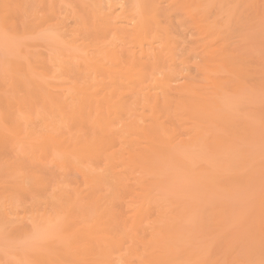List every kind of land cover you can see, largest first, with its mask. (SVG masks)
Here are the masks:
<instances>
[{
    "label": "rangeland",
    "instance_id": "374dc122",
    "mask_svg": "<svg viewBox=\"0 0 264 264\" xmlns=\"http://www.w3.org/2000/svg\"><path fill=\"white\" fill-rule=\"evenodd\" d=\"M32 1H34V0H32ZM40 1V0H39ZM41 1H43V2H45L44 0H41ZM48 1H50V0H48ZM52 2H51V5H53V4H55L54 2H57V4H58V6L55 4V5H53V6H55V7H57V9L60 7L61 8V11H60V9H58L59 10V12H61V13H59L58 11L56 12V10H55V8H53L51 11H50V13L49 14H53L52 13V11L53 10H55V14L57 15V14H61L62 15V13H64L62 16H64V18L66 19V21H64L65 22V26H67V27H65L66 28V30H64L63 29V25L64 24H61V22L60 21H62V19H64V18H62V16L61 15H59L58 16V19H59V17L60 18H62L60 21L56 18L57 16L56 15H48V13L46 14V12H49V11H45V7H47V9L48 8H50V7H48V5H50V2H45L44 4L45 5H47V6H44L43 4V10H41V12L39 11V13H38V11H36L37 9H36V7H37V3H35V1L34 2H31V0H30V2H29V0L26 2V3H32L31 4V7H32V5L33 4H36V6H33V7H35V9H33L32 8V10H34V12H32V13H30V14H27L29 11L31 12V10H28L29 8H27V10H25L24 9V14L26 13V15H25V19H23V17L22 18H19L20 20H21V22L23 23V25H24V27H27L28 26V24H30L29 26H32L31 24H32V22H34V21H36V20H34V21H32L31 22V19H30V16H31V14L32 15H34V13H35V11L38 13V15L40 14V15H43L42 13H44V11H45V13H44V16H43V18L42 17H40L39 18V16L37 15H34V17H38L40 20H42V19H44V20H46L44 17H45V15L47 16V18H50V16L52 17H55L56 19H57V21H59L58 23L56 22V20L55 21H53V20H50V21H48V23L49 22H51V27L50 26H48L49 24H46L48 27H49V29L47 28V26L46 25H44V27H46L47 29H48V31H51V32H55V31H57L56 32V35H55V33H52V34H54V35H52V34H49V32H47V29L46 28H44L43 27V22L42 21H40V20H38V21H36L35 23L37 24V25H35V26H32L33 27V29H34V27H35V29L36 28H38V26H39V24H40V22H42V26H41V31H35L36 32V34L33 32L32 34L33 35H37V36H34L33 37V35L31 34V33H29V35H30V38L29 37H27L26 35H28V32H30L31 30H33L32 28H30L31 30L29 31L28 29H29V27H27V28H25V29H23L24 27H22V29L20 28L22 25H20V27H19V25H18V22L20 21L17 17H18V14L17 15H15L14 17L11 15L10 17L8 16H6V18H11L12 17V19L13 20H15L16 21V23H17V26H16V28L17 27H19L21 30H25V33H21L20 31H19V29L18 30H14V29H16V28H9L8 26H9V24H10V19L9 20H7L6 21V19H5V24H6V26H7V28L6 27H4L5 25L3 24L2 26H3V28H4V31H1V30H3V28L1 27V23H0V42L2 41L3 43L5 42V47L3 48H1V46H3V44H1L0 43V51H3L4 53H6V55L5 54H3V52H0L1 54H0V73H2V74H0V76L1 75H3V76H1L0 77V102L1 103H4V101H6L7 102V104H5L4 103V105H5V107L7 108V106H8V104H9V106L11 105V108L8 106V108L6 109V111L7 110H9V112H7L8 114H9V116L7 115V114H4V117H3V119L5 120H1V121H3V122H0V126H2V127H5V126H9V124H10V122H11V124L10 125H14V126H16L17 128L18 127H20L21 126V124H25V122L27 121L28 122V125L27 124H25L27 127L25 128V126H23L22 125V127L21 128H19V129H22L21 130V132H23L24 133V135H26L27 137H28V135L26 134V131L27 130H29L30 131V134H32V130H34V131H37L36 133L35 132H33V134L29 137L30 138V142L32 143V144H36L37 143V141H35L37 138H39V139H41V137H42V139H41V141H39V139H37L38 141H39V145H40V142H42V140L43 141H45V140H47V143L49 142V139L52 141V143L53 142H55V143H53L54 145L55 144H58L59 142H62V144H58L59 146H64V144H66V140H67V143H70L69 141H71V140H73V141H71V143H73L74 141V145H73V147H72V149H71V146H69V145H71V144H69V145H67L68 147V149H69V147H70V153H72V155H73V149H74V147L75 146H77V143H78V147H76V148H78V150H77V154L79 155V158L80 159H78V156H75V155H77L76 153L73 155V156H75L74 158H71L70 156H72V155H69V154H67L66 155V153H65V155L63 156L62 155V153L64 152H62L61 153V149H64L65 150V152H67V148H66V145L64 146V148H63V146L61 147V149L59 148H55V146H54V148L56 149V151H58V152H60V153H58L59 155L57 156L56 154V151H55V149L54 150H52V149H49V148H45L44 146H42V145H40V146H42V147H44L45 148V150L42 148V147H40L39 145H38V147L40 148L39 150H38V148L36 147L37 146V144H36V146H35V148H36V151L38 150V151H40V152H38V153H43L42 155L43 156H41V157H43V159L41 158V157H38V156H36V157H38V158H34L33 156L36 154L37 155V153H36V151H35V149H34V147H31L30 148V146H34V145H32L31 143H28L27 141H28V138L26 139V136H24V135H21V136H24L25 137V139H23L21 136L20 137H17V140L19 141L20 139L19 138H21V140L23 139V140H27L26 142H20L19 144L17 143V141H16V139L15 138H10V142H8L7 140H6V144L8 145L9 143H11L12 145H13V143H15V144H17V145H13L14 147L16 146V148H15V150H17V148H19V152L18 151H15L13 148V146H12V148H9V145H10V147H11V144H9L8 146H6V144L4 143V141H5V139H7L8 138V140H9V136H7V134L8 135H14V130L16 129L15 127H14V129H13V127L10 129V130H12V131H10L11 133L13 132V134H9V130H5V131H8V133L5 135V133L2 131L1 132V130H0V136H1V134L3 133V135L1 136L2 138H3V136H4V138L1 140V138H0V140L5 144V146L2 148V151L0 150V154H2V155H4L5 153L7 154H5L4 155V157L2 156V155H0V161H1V163H2V161H4V163H2L3 165L2 166H4V165H8V164H12L13 162H12V160H10V162L11 163H9V162H7L8 160H6V162H5V159L8 157V158H12V159H16V157L18 156L19 157V155H21L22 156V154H23V152H24V150L22 149V148H20V146L22 147V145L23 144H29L27 147H28V149H27V147L26 146H23V148H25V152H24V154H23V156L25 155V154H27V155H25V157H22L21 158V156H20V158H21V160H23V158H26V159H24V161L26 162V163H29L28 165L29 166H31V168L29 167V168H27L28 167V165H27V167L25 166L26 165V163H24L25 165H23V162H22V164L20 163L21 162V160H19L20 162H18L19 163V165L21 166H25L24 168L22 167H20L21 168V170L22 169H24V171H22V172H17L16 171V173L18 174L17 175V179L18 180H16V178H15V176H16V173H13L12 171H14L13 170V168H10L11 166H16L17 165V163L15 164V162H14V165L12 164V165H10V167H9V165L8 166H5V167H3L2 169H6L7 171L6 172H12V173H6V174H8V175H4L3 176V174H1V170H0V174L3 176V178H5V176L8 178V176L10 175V177H12V175L11 174H15V175H13V177H14V179L13 178H11V179H13V180H6V179H3L2 178V176H0V178L1 179H3V184H2V182H1V180H0V182H1V184L0 185H5V182H8V183H6L7 185H9V182H11L12 183V185L14 184L13 182H14V180H15V184L17 183V182H21V183H23V181L25 182V180H28L29 181V183L28 182H25L26 184H27V188L28 189H30L32 192L34 191V193L35 192H37L36 194H34L33 195V193L31 192V191H29V192H27V193H29V194H31V195H33L32 196V198L30 199V197L31 196H28V194L26 195V198H21V199H26L27 200V204H26V200L25 201H23V200H21L20 199V197H22V196H24L23 194L25 193H22V192H20L19 190V192L22 194V196H21V194L19 193V192H17V194H15V195H13V197L11 196V197H9V198H17V201L15 202V203H17L18 201H20V202H22V203H24L25 205H28V207H26V206H23V208H24V210L26 209V211L25 212H23V214H21V212H18V211H21L20 209H17L18 207H19V205H18V207L16 206L17 204H20V202L19 203H17V204H15V206L17 207V208H15V206H14V209L17 211H15L14 209H12V210H14L15 211V213H10V209H11V206H12V204H14L13 202H11V204H9L10 202H8L9 201V198H2V196H0V200L1 201H7V202H4V203H6V205H5V207H3L4 205H3V203H2V207L3 208H5V210L3 209V212L4 211H6L7 212V214H8V216L6 215V214H4L5 215V217L7 218V217H9V219H11V218H14L13 220H12V223H18V222H20V223H18V225H14V224H11V225H14V228H13V226H12V230L9 228V226H7V225H5L4 223V221H6V218L5 219H3L4 218V216L2 217V215H1V213H2V211H1V213H0V223H1V221H2V223L4 224V226H5V228H9L10 230L9 231H11V233H9L7 230V232L9 233V236H8V233H7V237H9V238H7L5 235H4V232H2L3 233V235H2V239H3V237L5 236V238L6 239H8V240H6L7 242H4V241H2V240H0V241H2V242H0V264H9V263H13V262H18L17 264H23V263H25V264H31L32 263V260L34 261L35 260V262H36V259L38 258L39 259V257H38V254L40 253H44L45 254V252H47V250L45 251V246L43 247V244H39V245H37L39 242H41V243H43L44 241L46 242L47 240V243L48 242H52V247L54 248H56L57 250H56V252H57V254H55V255H58V254H60V256H62L61 257V259L59 260V263H63V261H64V263L65 264H82V263H85V264H89V262L91 263L92 261V263L91 264H146V262H145V260H147V256L150 258V259H152V257L154 256V258L153 259H155L156 257L161 261L162 259L161 258H163V260H164V258H165V260H164V262L166 261V263H164V262H162V264H167V262L169 261L171 264H173L174 262H173V260L175 261V259H179V257H180V259L182 258V256L184 255H180V254H178V258H176L177 257V253L178 252H184V253H186L184 256L185 257H183V259L186 261V258H189L190 259V263H188V261H186L188 264H194V262L196 261V260H198V259H200L201 257H203L204 258V261H205V259H206V257H208V258H210L211 259V257L213 256L214 257V259H213V261H210V263H209V260H208V263L207 264H214L215 262V260L217 261L218 259H220V258H222V257H220V256H218V257H215L214 255L216 254V255H218V253H219V251H217L216 249H215V247L217 246L216 244L219 242V236H218V241H217V239L215 240L214 239V235H215V229H218V231L221 233V235H223V233L225 232V236L223 235L222 237L223 238H221V241L219 242V243H221V242H223L222 244H224V242H226L227 241V238L230 236L231 238L230 239H232V240H228L229 241V243H225V245H222V244H219V245H222V246H220V247H218L217 246V248L219 249H221V247H223L222 249H223V251L224 250H228V251H230L229 253L227 252V251H225V252H227V254H224L225 252H223V251H220V252H222L221 253V255L222 254H224V255H222L223 256V258H224V260H226L227 258H229L230 259V262H236L237 260L236 259H239L238 257H240V259L238 260V261H241V263L242 262H245V264H247V262L249 263V264H264V261H263V259H264V237L262 236V235H264V234H261L264 230H261V229H264V221H262V220H264V219H262L261 220V217H264L263 216V214H262V210L264 211V207L262 206L263 204L262 203H264V168L263 169H260L261 167H264V166H261L263 163H264V17H262V15H263V13L262 12H264V0H248V1H250V2H248L247 0H238V1H236V0H185V3H187L186 5H185V7L183 8V10H184V12H185V10H186V13H184V12H180V11H178L177 10V6L179 7L180 6V4H182V2L183 1H181V0H162V1H160V0H148L149 1V4H151V2H152V7H149V4H145L146 2L148 3V1L147 0H88V1H84V4H86V5H82V0L81 1H79V0H64V1H66V3L63 1V0H61V5H59V3H60V0H59V3H58V1H55V0H51ZM140 1H141V3L142 4H145V5H143V10L141 9V7H142V4L140 3ZM143 1H146V2H143ZM154 1H156V3L154 2ZM177 1V2H176ZM181 1V2H180ZM222 1V2H221ZM231 1V2H230ZM233 1V2H232ZM236 1V2H235ZM239 1L240 2H242V3H239ZM244 1V2H243ZM2 2L3 1H1L0 0V4H2ZM37 2V1H36ZM75 2L77 3V4H79V5H81V6H83V7H87V8H85V11H89L88 9H92V12H91V14H89L88 12V15L91 17V15H94L95 17H97L98 19L100 18V19H102L101 18V16L103 17V20H104V18H105V15H109L108 17H110V16H112L113 17V19H112V17H111V19L110 18H107V20L110 22V23H112L113 21L115 22V23H113V24H111V29L112 30H110V28L108 27V33L109 34H104L105 35V37H104V35L102 36L101 34H100V30H101V33H105V29L103 28V26L101 27V28H103V29H99V28H97L98 26H99V24L103 21V20H98L97 18H95L94 16H92L93 18H95V19H93L92 17V19H90L89 18V16L88 17H86V19H85V16L87 15V13L86 12H84V9H83V11L81 10L82 9V7H80L79 5H76V7H75ZM162 2H164V3H162V6H159V7H161V8H163V10H165L166 9V7H167V5H168V8H169V6H172L173 4H175V5H173V7H174V11L176 10V11H178V12H180V13H175V12H173L171 9V12H173V13H171L170 11H169V9H168V11L170 12V14L169 13H167L168 11H166V12H164L165 14V16L167 15L169 18H172L171 20H173V22H171L170 21V19L168 20L167 19V16H166V19H165V17H164V15H163V13H160V14H157V16L155 15V17H153L152 15H154L155 14V11L158 9V5H161V3ZM170 2L172 3L173 2V4H170ZM178 2L180 3L179 5H178ZM189 2H191L190 4H189ZM209 4H208V3ZM238 2V3H237ZM256 2L258 3V4H256ZM4 3V2H3ZM38 3H41V2H38ZM47 3H49V4H47ZM63 3H64V5H63ZM68 3V4H67ZM91 3V4H90ZM101 3V4H100ZM138 5H137V4ZM157 3H159L158 5H157ZM176 3H177V6H176ZM184 3V2H183ZM233 3H235L237 6H235V4H233ZM244 3H248V4H244ZM250 3V4H249ZM136 4V5H135ZM154 4H156L155 5V9H153L154 8ZM163 4H166V7L163 5ZM170 4V5H169ZM231 4V5H230ZM233 4V5H232ZM244 4V5H243ZM28 5V7H29V4H26V6ZM66 5H68L67 7L69 8H67L66 9ZM72 5H74V7L72 6ZM150 5V6H151ZM220 5H221V7H220ZM240 5H242V6H240ZM257 5V7L258 8H255V6ZM2 6V8L4 9L5 8V3L3 4V5H1ZM1 6H0V8H1ZM40 7H41V4L39 5ZM38 6V7H39ZM138 6V7H137ZM144 6H148V7H144ZM203 6V7H202ZM206 6V7H205ZM209 6V7H208ZM225 6V7H224ZM228 6V7H227ZM242 7V8H240L239 9V7ZM243 6H244V8H243ZM246 6V7H245ZM249 6H251L250 7V9H251V11H249L250 9H246V8H249ZM254 6V7H253ZM30 7V8H31ZM37 7V8H38ZM42 7L41 8H38V10H40V9H42ZM64 7V8H63ZM74 8L73 10H72V8ZM77 7H80V8H77ZM89 7V8H88ZM96 7V8H95ZM218 9H217V8ZM234 8V9H231V8ZM238 9V13L239 14H237V9ZM71 8V9H70ZM139 8H140V10L143 12L144 11V8H146L145 9V14H142L141 13V11L139 10ZM148 8H150V9H148ZM160 8V10L158 9V13L159 12H161L162 11V9ZM172 8V7H171ZM176 8V9H175ZM186 8V9H185ZM210 8V9H209ZM226 8V9H225ZM262 8V9H261ZM51 9V8H50ZM80 9V10H79ZM87 9V10H86ZM166 9V10H167ZM179 9H180V7H179ZM245 9V10H244ZM252 9H256L255 11H257V12H255L254 10H252ZM258 9V10H257ZM259 9H260V11H259ZM64 10V11H63ZM67 12H66V11ZM78 10V11H77ZM110 10V11H109ZM138 10V11H137ZM155 10V11H154ZM181 11H182V8L180 9ZM188 10V11H187ZM191 10V11H190ZM210 10V11H209ZM216 10V11H215ZM263 10V11H262ZM0 11L2 12V9H0ZM71 11L72 12H74L73 14L71 13ZM81 11V12H80ZM91 11V10H90ZM89 11V12H90ZM113 11H115V12H113ZM147 11L149 12V14L147 13ZM153 11V12H152ZM196 13H195V12ZM204 11V12H203ZM207 13H206V12ZM222 11V12H221ZM235 11V12H234ZM249 11L250 13H251V15H250V13L247 15L246 13ZM262 11V12H261ZM0 12V13H1ZM95 13V14H92V13ZM110 12H113L112 13V15L110 14ZM157 12V11H156ZM163 12V11H162ZM191 12H193V14H191ZM244 12H245V14H244ZM253 12H254V14H253ZM20 13V12H19ZM77 13V14H76ZM142 14V15H139V14ZM144 13V12H143ZM147 13V14H146ZM215 13V14H214ZM226 14V15H223V14ZM234 13V14H233ZM236 13V14H235ZM2 14V13H1ZM21 14H22V12L19 14L20 15V17H21ZM24 14H22V16H24ZM36 14V13H35ZM67 14V15H66ZM190 14V15H189ZM116 15V16H115ZM144 15H146L148 18L150 17L149 15H151V17H153L154 18V20L156 19V21H154L153 20V18H152V20L150 21L147 17H144ZM159 15V16H158ZM161 15H163V17L161 18V21L164 19V21H162V22H165V24L164 23H162L161 21L159 22V24H158V22H157V20L159 21L160 20V18L159 17H161ZM240 15H242L243 17H241ZM254 15V16H253ZM258 15V17H255V16H257ZM259 15H261V16H259ZM1 16V15H0ZM4 16V15H3ZM27 16V17H26ZM29 16V17H28ZM65 16H67L68 18H66ZM74 16H76L75 18H74ZM172 16V17H171ZM218 16V17H217ZM221 16V17H220ZM223 16V17H222ZM249 18V20H246V23H245V20L244 19H246L247 17ZM32 17V16H31ZM33 17V19H36V18H34ZM79 19H78V18ZM80 17L82 18V19H80ZM117 17V18H116ZM121 17V18H120ZM122 17H124V18H122ZM140 17V18H139ZM176 17V18H175ZM191 19H190V18ZM220 17V18H219ZM15 18V19H14ZM143 18V19H142ZM145 18V19H144ZM183 18H185V20L183 19ZM228 18V19H227ZM235 18V19H234ZM239 18H241V19H243V22H241L242 20H240ZM247 18V19H248ZM0 19H1V17H0ZM27 19V20H26ZM32 19V20H33ZM51 19V18H50ZM89 19H90V21H89ZM98 21H97V20ZM139 19V20H138ZM175 19H176V22H177V27H175L174 25H176V22H175ZM227 19V20H226ZM232 19V20H231ZM236 19H237V23L238 24H240V23H244V24H247V23H250L251 25L253 24L254 26H252L251 27V25L249 24V26H248V24L246 25V26H244V28H237V27H235V26H237L238 24H236L234 21H236ZM2 20H4V19H2ZM23 20H24V22H23ZM70 20V21H69ZM81 20H82V22H81ZM86 20V21H85ZM106 19H105V21L108 23V21H107ZM111 20V21H110ZM118 21V23H117V21ZM119 20H120V22L121 23H119ZM144 20V21H143ZM146 20H149V22H147ZM180 20V21H179ZM18 21V22H17ZM74 21V22H73ZM76 21V22H75ZM105 21H103V23L104 24H106L107 25V23H105ZM126 22V23H124V22ZM171 22V24L173 23V28H175V29H173L172 28V26H171V28L169 27V23L168 22ZM210 21V22H209ZM233 21V22H232ZM238 21H240V23L238 22ZM249 21V22H248ZM1 22V21H0ZM8 23V25H7V23ZM21 22H19V24H22ZM25 22H28V24L27 23H25ZM52 22H54L53 23V26H52ZM56 22V23H55ZM63 22V23H64ZM90 22H91V24H90ZM100 22V23H99ZM129 22V24H127ZM131 22V23H130ZM146 23L147 25H148V23L149 24H151L152 25V27H151V25H148V26H143V28L144 27H146V29L149 27V29H147V33L145 32L146 31V29H145V31H144V29H142V24L143 23ZM152 22V23H151ZM155 22V23H154ZM157 22V23H156ZM175 22V23H174ZM183 22V23H182ZM252 22V23H251ZM59 23L62 25V26H58L59 25ZM138 25H137V24ZM202 23H204V24H202ZM214 23V24H213ZM231 23H233V25L231 24ZM27 24V25H26ZM45 24V23H44ZM68 24V25H67ZM84 24H85V26L86 27H84ZM104 24H102V25H104ZM109 24V23H108ZM114 24H116V32H118V33H116L115 32V27L113 28L112 26H115ZM120 24L123 26V28H122V26H120ZM124 24L126 25L127 24V27L128 28H130L131 27V33L127 30V32H128V37H126V33H125V31L126 30H124V28L125 29H127L126 28V26L124 27ZM130 24H132V25H130ZM167 25V27H165V26H161V25ZM170 24V25H171ZM182 24V25H181ZM213 24V25H212ZM229 26H228V25ZM242 24H240V27H243V25ZM73 25V26H72ZM93 25L95 26L94 28L96 29V31L95 30H92L91 28H93ZM181 27H180V26ZM191 25H194V27L193 26H191ZM211 25V28L209 27ZM70 26V27H69ZM75 26V27H74ZM105 26V25H104ZM107 26H109V25H107ZM106 26V27H107ZM190 26V27H189ZM235 27V29L233 28V27ZM58 27H61V28H58ZM133 27V28H132ZM152 29H151V28ZM155 29H154V28ZM163 27H165L166 28V30H165V28H163ZM40 28V27H39ZM44 30H43V29ZM52 28H54V30L52 29ZM55 28H57V30L55 29ZM78 28V29H77ZM83 28V29H82ZM85 28H88L87 30L85 29ZM93 28V29H94ZM119 28H120V30H119ZM134 28L136 29L137 28V30H138V32H139V34L142 36V35H144V37H145V34H143V31H144V33H146L148 36H149V38L147 37V35H146V37L147 38H144V37H141L139 34V36L137 37V31L136 30H134ZM172 29L171 31H170V29ZM177 28H179V30H180V28H182L181 29V31H179L178 30V32H180V33H182L183 34V32H182V30L183 31H185L184 29H186V31L184 32V33H186V34H184V36L185 37H187L188 38V40L186 39V38H184V40H183V36H181V35H178L177 34ZM197 30H196V29ZM220 28V29H219ZM224 28V29H223ZM227 28V29H226ZM10 29V30H9ZM14 30V32L16 31H18L19 32V34H20V39H18L19 38V35H17L16 34V32H15V34L14 33H12L11 31H13ZM53 31H52V30ZM62 29V30H61ZM82 29V30H81ZM85 29V30H84ZM114 29V30H113ZM169 29V30H168ZM236 29H240L239 31L238 30H236ZM60 30V31H59ZM70 32H69V31ZM71 30H73L74 32H71ZM107 30V29H106ZM118 30V31H117ZM143 30V31H142ZM155 30V31H154ZM235 30H236V32H235ZM6 31V32H5ZM9 31H10V35L9 34H7V33H9ZM27 31V32H26ZM34 31V30H33ZM102 31H104V32H102ZM123 31H124V36H123ZM158 31H160L159 33L160 34H158ZM166 31H168V32H166ZM170 31V32H169ZM241 31H243L242 33H243V35L241 34ZM46 32V33H45ZM59 32V36L57 35V33ZM64 32V33H63ZM66 32H68V33H66ZM82 34H81V33ZM97 32H99V34H97ZM134 32V33H133ZM151 32H152V34H151ZM161 32H162V34L163 35H165V37H164V39L162 40L161 38L163 37V35H162V37H161ZM172 32H174V34L172 33ZM27 33V34H26ZM40 33H42L43 35L41 36V35H38V34H40ZM71 33H73V34H71ZM78 33H80L81 35H79ZM83 33H84V35H83ZM107 33V32H106ZM122 33V34H121ZM168 33H169V36L173 39V38H175L177 35H178V37H177V39H174V40H172L171 38V40L172 41H175L176 43V45L174 44L173 45V43H172V41L171 40H169V37H168ZM218 33V34H217ZM236 33V34H235ZM239 33H240V35H239ZM22 34V35H21ZM24 34H26V35H24ZM44 34H46V35H48L49 34V37H51V41H50V38H47L48 36H46L45 35V37H44ZM86 34H88L87 36H86ZM116 34H119V36L121 37V38H119L118 37V35H116ZM172 34V35H171ZM188 34V35H187ZM217 34V35H216ZM9 35V36H8ZM14 35L15 36H17V37H14ZM24 35V37H26V38H22L21 36H23ZM129 35H132L133 36V38L135 39L136 37H137V44H136V42L134 41V39L132 38V36H131V38L129 37ZM154 35H156V37L154 36ZM158 35V36H157ZM160 35V36H159ZM233 35V36H232ZM239 35V36H238ZM10 36H11V38H13V39H11L10 38ZM13 36V37H12ZM39 36H41L43 39H47V40H42V42L44 43H42V44H40V40L42 39L41 37H39ZM57 36H58V41L57 42H60L59 44L58 43H56L57 44V47L54 45L55 43H54V39L56 40L57 39ZM62 36H63V40L65 41V39L66 40H68V44H70L67 48V50H65L64 48H61V45H62V47H64L67 43H64V41H62L61 39H62ZM77 36V37H79V39H80V37H81V40H79V39H77V37L75 38V37ZM83 36V37H82ZM86 36V37H85ZM181 36V37H180ZM197 36H198V38H197ZM199 36H201V38L199 37ZM5 37V38H4ZM36 37V38H35ZM39 37V38H38ZM54 37V38H53ZM155 37V38H154ZM161 37V38H160ZM192 37H194V38H192ZM215 37H216V39H215ZM16 38V39H15ZM23 40H22V39ZM32 38V39H31ZM36 39L35 40V42L37 41V40H39V41H37L36 43L33 41V39ZM38 38V39H37ZM52 38H53V40H52ZM74 38V39H73ZM103 38H104V40H103ZM109 38V39H108ZM122 38H124L123 39V43H122ZM127 38H129L128 40H127ZM182 38V39H181ZM213 38V39H212ZM234 38V39H233ZM8 39H9V41H8ZM11 39V40H10ZM28 39V40H27ZM73 39V40H72ZM95 39V40H94ZM102 39V40H101ZM111 39V40H110ZM131 39V43L133 44H131V43H129L130 40ZM146 39V40H145ZM151 39V40H150ZM155 39V40H154ZM208 39H211L212 40V43H211V40H208ZM215 39V40H214ZM223 39V40H222ZM5 40V41H4ZM16 40H18V41H16ZM21 40V41H20ZM31 40H32V42L34 43H31ZM88 42H87V41ZM114 40V41H113ZM140 40H141V42H140ZM177 40V41H176ZM187 40V41H186ZM206 40V42H204V41ZM10 41H11V44H10ZM15 41H16V43H15ZM20 41V42H19ZM77 41V43H75ZM129 43V44H131L132 46H133V48H132V46L131 45H129L127 42ZM140 43H139V42ZM148 43H147V42ZM155 42V41H158L157 43H151V42ZM164 41H166L165 42V44H164ZM168 41H171V43H172V47H173V51L170 49V48H172L171 46H169V45H171V44H169V42ZM178 41H181V43L180 42H178ZM186 42V43H184V42ZM201 41V42H200ZM208 41V42H207ZM221 41V43H222V45L219 43ZM231 41V42H230ZM7 42V43H6ZM9 42V43H8ZM24 43L25 44V42H26V44H25V47L23 46V45H21L22 43ZM30 42V43H29ZM66 42V41H65ZM83 42H85V43H83ZM90 42V43H89ZM188 42H190V43H188ZM219 43V44H217V43ZM12 43H13V45H12ZM20 44V46H18L19 47V49H22L23 48V50H24V48H25V50H26V48L28 49H30V47H32V45L34 46V48L35 47H39L40 49L41 48H43V47H45L46 48V50H48L47 52H50L49 54L48 53H45L44 55H40V54H43V50L42 51H38L39 50V48H38V50H37V48H36V50L35 49H33V47L31 48V49H33L34 50V53L32 52V50L30 51L31 53H32V55H31V53L28 51V50H26V51H28L29 53L27 54L26 53V51H23V50H21V51H19V50H17L18 48L16 47V45H19ZM39 43V44H38ZM45 43L46 44H48L49 45V47H51V48H47L48 47V45H45ZM75 43V44H74ZM96 43V44H95ZM97 43H99V44H97ZM107 43V44H106ZM127 43V44H126ZM135 43V44H134ZM161 45V46H163V45H167L168 46V48H167V46L166 47H164V50L163 51H161L162 52V54H164V52H166V54L168 53H173V55H167L165 58H167L168 60V62L166 61V59L164 58V55H162L161 54V57L160 56H158L157 55V52H158V54H160L159 52L160 51H158L157 50V48L160 46L159 44ZM195 43H197V44H195ZM228 43V44H227ZM15 44V45H14ZM31 44V45H30ZM54 46H52V45ZM63 44H64V46H63ZM67 44V45H68ZM88 44H89V46L90 47H88ZM103 44V45H102ZM121 45L122 44V46L124 47V45H126V47L124 48L125 50H130L131 48L132 49H134L136 46L135 45H137V48H136V50H135V53L134 54H126V51H124V49H122L123 47L122 46H119V49L117 48V46L118 45ZM146 44V45H145ZM156 44H158V46H157V48H156V46L155 45ZM177 44H179V47L177 46ZM180 44H181V46H180ZM193 44V45H192ZM205 44V45H204ZM216 46H215V45ZM226 44V46H224ZM38 45H41V46H38ZM45 45V46H44ZM51 45V46H50ZM58 45H59V47H58ZM66 45V46H67ZM101 45V46H100ZM128 45H129V47H128ZM143 45V46H142ZM183 45H186L185 47H183ZM191 45V46H190ZM196 45V46H195ZM9 46L11 47L10 48V50H12V52L13 51H16V53H17V55H18V51L19 52H21V54H22V56H21V54H20V56L22 57V61L24 62V56H25V58H26V61H27V56L28 55H30V56H32V58L30 59V56H28V60H30V61H27V63L28 62H31V63H33L32 62V59H34L35 60V56H36V62L35 63H33V64H35L34 65V67L32 68V70L34 71L35 70V72H37V75H38V72L39 71H36V70H38L39 68H42L44 65H45V67H46V63H45V58H44V61H43V56H45L46 55V62H47V65H49L50 66V68H52V71H49V73L51 74V73H55V71L57 72L58 71V77H59V80L60 79H63V80H60V81H64V83H62L61 82V85H64V86H62L63 88L64 87H67V88H62V87H60L58 84L60 83V81H58V79H57V76L55 75V74H57V73H55L53 76L55 77V79H53L54 77L51 75V77H50V75H49V73H48V71H47V68L49 69V67H44L45 69H43L44 71H43V73L44 74H42L43 76H45L46 77V79H45V77H44V79H45V81L43 80V81H41L43 78V76L42 77H40V75H41V73L38 75V76H36V78L34 77L35 75L32 73L33 71L30 69V67L31 66H29V64H27L26 62H24L23 64H22V61L20 60V58H18V62L14 65L13 63V65H11V62L13 61V60H10V59H15V61L14 62H16L17 60V58H14V57H16L17 55L13 52H11L10 50H8L7 48H9ZM30 46V47H29ZM66 46H65V48H66ZM94 46V47H93ZM131 46V47H130ZM176 46V47H175ZM189 46H190V48L192 49V51H194V52H192L191 53V49L189 48ZM193 46V47H192ZM219 47V46H221V47H219V48H216V47ZM224 46V47H223ZM230 46H232V48L230 49ZM22 47V48H21ZM78 47H81V48H78ZM92 47V48H91ZM116 47V48H115ZM140 47L141 48H144V49H147V50H144V49H142L143 50V52H142V50L140 49ZM163 47H159V48H163ZM187 47V48H186ZM235 47V48H234ZM14 48H15V50H14ZM45 48H43V49H45ZM55 48H57V49H59V50H56ZM80 49V51L81 52H84V54L86 55H84L85 56V58L87 57V55H88V58H84L83 56H82V59H81V52L79 53V55H76V54H78V53H75V52H79V50H77V51H73V50H76V49ZM83 48V49H82ZM90 48V51L89 50H87V49H89ZM96 48H98V49H96ZM129 48V49H128ZM155 48V49H154ZM186 50H185V49ZM214 50H216V51H214ZM51 49H54L53 51H54V54H52L53 53V51L51 50ZM62 49H64V50H62ZM71 51H70V50ZM115 49H116V51H115ZM118 49V50H117ZM132 49L130 50L131 51V53H133L134 52V50L132 51ZM138 49V50H137ZM169 49H170V51H169ZM200 49V50H199ZM202 49V50H201ZM210 49H212V50H210ZM7 50V51H6ZM46 50H44V52L46 51ZM51 50V51H50ZM55 50H56V53H55ZM62 50V51H61ZM70 51V53H69V51ZM120 50V52L123 50L124 51V55L122 56V52L119 54V52H117V51H119ZM161 50V49H160ZM196 50H197V52H196ZM208 50H209V52H208ZM235 50V51H234ZM238 50V51H237ZM10 51V52H9ZM25 52L26 54H27V56L24 54L23 55V52ZM35 51H38L37 53L39 54L38 56H39V58H40V56H41V62L37 59V53L35 52ZM57 51H58V53H57ZM62 53H60V52ZM68 51V56H69V59H68V57H66V59H68L69 61H70V63H69V61L67 60H64L65 58L63 57V54L65 55V56H67L66 54V52ZM87 51H89L88 53H87ZM130 51L129 52H127V53H130ZM136 51H139V52H137L136 53ZM187 51V52H186ZM40 52V53H39ZM64 52V53H63ZM143 53V55H141L142 53ZM190 52V53H189ZM236 52V53H235ZM66 53V54H65ZM75 53V54H74ZM117 53V54H116ZM141 53V54H140ZM149 53V54H148ZM188 53V54H187ZM206 53V54H205ZM8 54H10V55H8ZM12 54H13V56L14 57H12ZM33 54H34V57H33ZM47 54L51 57V56H53L54 58H50V57H47ZM58 54V55H57ZM70 54H72L71 55V57H70ZM137 56H141V58H140V56L139 57H137ZM190 54H192V55H190ZM198 54V55H197ZM204 54V55H203ZM209 54V55H208ZM234 54V55H233ZM2 55L4 56L5 55V57L4 58H6V56L8 55L9 57H7L6 59H7V61L5 60V59H3V57H2ZM54 55H57V57L59 58V57H63V61L61 60V58H59V60H58V58H56ZM75 55V56H74ZM89 55L91 56V57H89ZM117 55V56H116ZM119 55V56H118ZM127 55L129 56V55H133V56H129V58H131V59H128V57H127ZM150 55V56H149ZM158 56V60H159V57L161 58L160 59V63L161 62H164V61H166V62H164V64H160V63H158V60H156V58H157V56ZM185 55V56H184ZM187 55V56H186ZM239 55V56H238ZM77 56V57H76ZM116 56V57H115ZM122 56V57H121ZM183 56H184V58L187 60H185L184 58H183ZM189 56H191L192 57V59H193V61H194V63H196V64H199V66L197 67V65H195L193 62H192V60L189 58ZM230 56H232L231 58H230ZM19 57V56H18ZM75 57H76V59H75ZM79 57V58H78ZM104 57V58H103ZM123 59L124 58V60L126 61V57H127V59H128V61L129 60H133L132 62L130 61V62H125L124 60H122L121 62H120V60H121V58ZM134 57V58H133ZM139 58L140 59V61H139V63L137 62L138 60H137V58ZM150 57V58H149ZM223 57V58H222ZM8 58H10V59H8ZM49 59V61H50V59L52 60L53 59V61L54 62H57L58 61V63L57 64H55V65H53L52 66V64H53V62L52 61H47L48 59ZM90 58H92V59H90ZM164 58V59H163ZM173 58H174V60H173ZM188 58V59H187ZM2 59H3V61H2ZM86 60V62H85V60ZM89 59V60H88ZM97 59V60H96ZM120 59V60H119ZM154 59V60H153ZM162 59H163V61H162ZM197 59H199V60H197ZM218 59V60H217ZM37 60L41 63H39L38 65H37ZM62 62H61V61ZM79 60H82V62L81 61H79ZM94 61V62H91V61ZM110 60V61H109ZM111 60L113 61V62H111ZM117 60H119V63H117L118 61ZM171 62H170V61ZM190 60V62H188ZM206 60H208V61H206ZM217 60V61H216ZM225 62H224V61ZM4 61L7 63L8 61L10 62V63H5V66L7 67V68H5V66L4 67H1V66H3V63H4ZM61 63H60V62ZM125 62V64L126 63H131V65L129 66L128 64H127V66L125 67L124 66V62ZM153 62V64L154 65H152V64H150V62ZM179 61V62H178ZM185 61V62H184ZM244 63H243V62ZM3 62V63H2ZM67 62V63H66ZM78 62H79V64H78ZM81 62V63H80ZM98 62V63H97ZM114 62H116V64L114 63ZM141 62V63H140ZM151 62V63H152ZM156 62L158 63V65H156ZM174 62L176 63L175 65H173V66H170L171 64H174ZM181 62V63H180ZM218 64H217V63ZM233 62V63H232ZM243 64H242V63ZM249 62L250 63H253V65L252 64H249ZM25 63H26V65H25ZM30 63V64H31ZM42 63H44V65H42ZM49 63V64H48ZM63 64L64 65V67L65 68H67V72H68V74H66V69L65 68H63V66H62V69H61V65H58V64ZM75 63V64H74ZM84 63H86V64H84ZM92 63V66L91 65H89L88 66V64H91ZM93 63H95V64H97V68L100 70V68L102 69V68H105V71H103L102 72V70L100 71V74L99 73H97V75H98V77L96 76V74H93L92 72L93 71H95V70H97V68L95 67V65H93ZM121 63L123 64V68H122V65H121ZM168 63H169V65H168ZM178 63V64H177ZM187 63V64H186ZM188 63L190 64V63H192V64H190V66L191 67H189V65H188ZM215 65H214V64ZM18 64H19V66H20V64H22V65H25L26 67V70L28 69L29 71H30V73L28 72V70H27V72H28V74H27V72L25 71V68H24V71L26 72V74L27 75H25L24 74V76H23V72L24 71H19L18 70V72H16L17 71V67H18ZM33 64H31V65H33ZM65 64H68V65H65ZM81 64V66L80 67H82L83 69H82V71H79L81 68L79 67V65ZM99 64V65H98ZM112 64V65H111ZM120 66H119V65ZM137 64H139V65H137ZM150 64V65H149ZM179 64H180V66H181V64L183 65V66H185V67H180L179 66ZM194 64V65H193ZM220 64H222V66H219ZM239 64H241L242 66H239ZM246 64V66H244ZM14 66V68L12 67H9V66ZM27 65H28V68H27ZM42 65V66H41ZM71 65V66H70ZM75 65V66H74ZM77 65H78V67L80 68H78L77 67ZM102 65H104V66H102ZM109 65V66H108ZM116 65L118 66V67H116ZM137 65V66H136ZM141 65V66H140ZM163 65V66H162ZM176 65H177V67H176ZM211 65V66H210ZM229 65V66H228ZM15 66H17V67H15ZM37 66V68L35 69V67ZM39 66V67H38ZM59 66H60V68H59ZM67 66V67H66ZM94 66V67H93ZM106 66H107V68H106ZM112 66H113V68H121V69H123V70H125L124 68H127V69H129L127 72H133V74H131V78L132 79H136V81L135 80H133V81H135L136 82V84L132 81V80H130V75L128 74L125 78H128V80H126V81H128V82H126L125 81V83H124V80H123V84L121 83V80H122V78L120 79V77H122V76H120V77H117L116 79H118V81L116 80V79H114L116 76H114V78L111 76V74L109 73V69L110 68H112ZM196 66V67H195ZM202 66H205L206 68H205V70L206 69H208V70H204V68L202 67ZM225 66V67H224ZM249 66H251V67H249ZM254 66V67H253ZM24 67V66H23ZM53 67L55 68V71H54V69H53ZM86 67H87V71H86ZM89 67V68H88ZM133 67V68H132ZM144 67V70L142 69ZM193 67V68H192ZM235 67H237V68H235ZM244 67H246V69L244 68ZM3 68L5 69V70H3ZM10 68V70L12 69V71H7L8 69ZM59 68V69H58ZM91 68V69H90ZM96 68V69H95ZM146 68V69H145ZM148 68V69H147ZM167 68V69H166ZM178 68H180V69H178ZM195 68V69H194ZM221 68V69H220ZM226 68V69H225ZM248 68V69H247ZM42 69H40V70H42ZM65 69V70H64ZM71 69V70H70ZM138 69H139V71H138ZM224 69V70H223ZM237 69V70H236ZM251 69V70H250ZM3 70V71H2ZM15 70V71H14ZM51 70V69H50ZM68 70H70V72L68 71ZM93 70V71H92ZM99 70L98 71H95V73L96 72H99ZM104 70V69H103ZM133 70V71H132ZM148 70V71H147ZM186 70H187V73H186ZM222 70V71H221ZM226 70H227V72H226ZM239 70H240V72H239ZM245 70V71H244ZM250 70V71H249ZM5 71V72H4ZM32 71V72H31ZM47 71V72H46ZM89 71V72H88ZM140 71H142L141 72V75H142V78H141V76H137L138 74H140ZM147 73H146V72ZM158 71V72H157ZM180 71H181V73H180ZM194 71H195V73H194ZM204 71V72H203ZM254 71H256V74H255V72ZM16 72V73H15ZM41 72V71H40ZM45 72H46V74H47V76L45 75ZM82 73V75H81V73ZM105 72V74H106V76H109L110 75V77H112L114 80H116V83L118 84H115V82H113V79H110L109 78V82H110V80H112L111 81V84L112 85H110L109 83L107 84V82H108V80H105V78H107L106 76H105V78H104V76L102 77L101 76V74L102 73H104ZM144 72V73H143ZM153 72V73H152ZM156 72V73H155ZM179 72V73H178ZM202 72V73H201ZM206 72V73H205ZM246 72V73H245ZM250 72V73H249ZM251 72L253 73V75H254V77L252 76L251 77ZM4 73V74H3ZM32 73V74H31ZM63 73V74H62ZM71 73H73V74H71ZM135 73V74H134ZM186 73V74H185ZM204 73V74H203ZM223 73L224 74V76H223V74L221 75V74ZM229 73V74H228ZM231 73L233 74V75H231ZM240 73V74H239ZM260 73V74H259ZM5 74H7L6 76H4ZM10 74V77H8V75ZM20 74H22L21 76L22 77H26V80H24L25 78H22L21 76H20ZM31 74V75H30ZM61 74H62V76H61ZM66 74V75H65ZM70 74H71V76H70ZM137 74V75H136ZM153 74V75H152ZM193 74V75H192ZM215 74V75H214ZM219 74V75H218ZM250 75V77H249V75ZM13 75H15V77L17 78V76H19V78H20V80H19V82L21 81L22 83L24 82V81H26V82H28L29 81V79L31 78L30 76H33L35 79H37V80H35V81H37L38 82V78L40 79V78H42V79H40V83L38 82V84L40 85V84H42V85H44V86H40V87H44L43 89L45 90V92H44V90H43V92H42V88H40L39 87V89H41V90H39L38 89V86L36 87V88H32L33 90V92L32 91H30V92H32L31 94H29V95H32V96H28V94L25 96V92H28L27 90L29 89L30 90V86H29V84L31 85L32 83H30V81H29V83H27L28 85H26V87L28 88H26V87H24V85L22 86V84H21V82L19 83L18 82V80L16 79V78H14V76H13V80H12V76ZM91 75L93 76V75H95V77H91ZM104 75V74H103ZM133 75H134V77L136 76V77H138V78H134L133 77ZM176 75H179V77L180 78H177V76ZM182 75V76H181ZM188 76V77H185V76ZM244 75H246V76H244ZM29 76V79L27 78ZM101 76V77H100ZM164 76V80H162L163 78L162 77ZM192 77V79H190L191 77ZM233 76V77H232ZM235 76L237 77V78H235ZM33 77H32V79H30V80H32V82H33ZM38 77V78H37ZM97 77V78H96ZM176 77V78H175ZM182 77H184V78H182ZM201 77H206L207 78V80L205 79H201ZM246 77V78H245ZM8 78V79H7ZM9 78L13 81V82H18L19 84H21L20 85V87H22V90H21V88H19V89H17L16 88V90H21V91H23V90H25V89H23V88H26L27 90H25V92L23 93V92H21V93H23L22 95L20 94V96L22 97V96H25V97H23V99L22 98H17V96L19 97V95H18V92L19 91H15L14 89L15 88H13V87H11V83H12V81H10L9 83L7 82V81H9ZM48 78V79H47ZM50 78V79H49ZM64 78H65V80H66V82H65V80H64ZM101 78H104V79H101ZM124 78V77H123ZM144 78V79H143ZM157 78V79H156ZM189 78V79H188ZM193 78H195V79H193ZM251 78V79H250ZM255 78V79H254ZM2 79H4V82L2 81ZM14 79H16L15 81H14ZM28 79V80H27ZM76 79V80H75ZM81 79V80H80ZM100 79V80H99ZM108 79V78H107ZM142 79V80H141ZM153 79L155 80V81H153ZM176 79V80H175ZM187 79V80H186ZM197 79H199V80H197ZM240 79V80H239ZM241 79H242V81H241ZM23 80V81H22ZM47 80L48 81H50L51 82V84H52V82L55 80V83H57V84H54V82H53V84L55 85V86H57V87H55L54 86V88H56L55 90H52V89H49L50 87H48V89L46 88V84H48V83H50V82H48L47 83ZM53 80V81H52ZM75 80V81H74ZM92 81V83H94L95 82V84L96 83H98V84H96V88L97 89H99V91H96V93L98 92V93H100V90L102 89V88H106L107 89V87H104V85H103V83L105 82V84L108 86V85H110L108 88L109 89H105V90H101V91H103V93H101L100 95H102V96H100V97H98L99 96V94H96L97 96V99L98 100H104L105 98H107L108 96L107 95H109V96H111V95H115V90H116V88H117V90L119 89V88H121L119 91H117L116 92V97H117V99H118V101L116 100V98H114V100H112V103L110 102V104H108V105H110L109 106V108H107L108 106L107 105H103V104H106L104 101V103L100 106V107H103L104 108V110L102 111V110H99V108L97 107L98 106V103L96 102L95 103V105H93V108H90V106H88L89 105V103L87 102V104H82V106L83 105H87V107H86V110H87V108H90V110L91 109H94V106L96 107L95 108V110H94V112H92V115L90 114V113H88L87 111H89V109L86 111V112H84L83 110L84 109H81V107H79L80 105H81V103L83 102L81 99L83 98V95H82V92H79L78 91V89H75V88H83V87H85V86H87V87H89L90 86V84H92L91 83V81ZM143 80H145V81H143ZM157 80H159V82H157L156 83V81ZM160 80H162V81H166L165 83H167V84H169V83H172V84H169V87L168 88H170V89H168L167 87H164L163 86V83H162V81H160ZM182 80V81H181ZM204 80V81H203ZM225 80V81H224ZM34 81V82H35ZM58 81V82H57ZM76 81H78V83L81 85L82 83H84V84H86L85 86H84V84L80 87V85L79 84H77V82ZM107 81V82H106ZM171 81V82H170ZM176 81V82H175ZM180 81V82H179ZM229 81V82H228ZM241 81V82H240ZM248 81V83H247V85L245 84L244 85V83L243 82H247ZM2 82V83H1ZM8 83V84H10V85H8V86H10V87H8V86H5L6 84L5 83ZM33 82V83H34ZM36 82V83H37ZM82 82V83H81ZM115 84V85H113V83ZM130 82V83H129ZM174 82H175V84H174ZM226 82V83H225ZM239 82V83H238ZM76 83V84H75ZM120 83V84H119ZM126 83H129V85H127L126 87H125V85H126ZM138 83V84H137ZM156 83V84H155ZM161 83H162V86L163 87H161ZM182 83V84H181ZM240 83L241 84H243V85H240ZM35 84V83H34ZM34 84H33V87H35L34 86ZM51 84H48L49 86L51 85ZM103 85V86H101L100 87V85ZM133 84H135V85H133ZM155 84V85H154ZM160 84V85H159ZM178 84L180 85V86H178ZM3 85L5 86V87H3ZM65 85H67V86H65ZM71 85H72V87H75V88H72V89H74L75 91H76V95H77V97L80 99V102H79V100H75L76 101V103H74L72 100H73V98H72V96H74V95H72V94H74V92L72 93L70 90V88H71ZM77 85L79 86V87H77ZM119 85H121V86H119ZM138 85H139V87H138ZM158 85V87H156ZM249 85V87L250 88H252V89H250L249 87V89L251 90H249L248 89V91H247V88H245L246 86H248ZM2 86V87H1ZM29 86V87H28ZM51 86H53V85H51ZM128 86H129V88H130V91H129V89H127V90H125V91H127V92H124V89L123 88H128ZM131 86L133 87V88H131ZM154 86L156 87V89L157 90H155V88H154ZM198 87V88H195V87ZM225 86H226V88H225ZM234 86V87H233ZM245 86V87H244ZM9 89H8V88ZM100 87V88H99ZM119 87V88H118ZM207 87V88H206ZM4 88V89H3ZM5 88L6 89H8V90H6L5 91ZM52 88V87H51ZM59 88H60V90L61 91H57V90H59ZM95 88V90H97ZM111 88L113 89V91H112V93H110L111 92ZM147 88V89H146ZM206 88V89H205ZM240 88H243V90L244 89H246L243 93H241L242 92V89H239ZM13 91V92H11V90ZM35 89H38V91H40L41 92V94L43 93V94H45V93H47L48 91L51 93V92H54L53 94L51 93V96L47 93V97H48V101H49V96L50 97H52V96H54L55 97V101L57 102H55V101H53L52 99H50L51 100V106L49 105V104H46V107L44 106V108H42V109H44V110H42V109H40V110H38L39 108L38 107H36L35 108V106H37L38 104V106H41V107H43V105L45 104V102H43V104L41 103V105H40V103H39V101H40V99L39 98H41V100H42V98H46L45 96L46 95H44L43 97H41V95H40V92H38V94H39V98H37V100H38V102L36 101V100H31V97H33V95L35 96V93L37 92ZM46 89H47V91H46ZM70 89V90H69ZM150 89H152V91H150ZM50 90H52V91H50ZM64 90H69V91H66L65 93H66V95H64V93H62L61 94V92H64ZM144 90V91H143ZM154 90V91H153ZM168 92H167V91ZM170 90H173V91H170ZM184 90V91H183ZM198 90V91H197ZM122 91V92H121ZM143 91V92H142ZM148 91V92H147ZM188 91V92H187ZM195 92V91H197V95L199 94V95H204V96H202V97H200L199 96V100H200V98H202L201 100L203 101H201L200 100V102H198V99H196L197 97H196V94L194 95L195 97V100H194V98H193V95H190L189 94V92ZM207 91V93H203V92H206ZM208 91H210V92H208ZM212 91H213V93H212ZM220 91V92H219ZM239 91V92H238ZM4 92H6L7 93V96L9 97H6V95H4L5 93ZM19 92V93H20ZM57 92H59L60 94H61V96L59 95V97H57L56 95L58 94ZM70 92V93H72V94H70L69 93V98H72V100L71 99H68L67 100V102H68V104L69 105H66L67 104V102H66V99L68 98V93ZM108 92L110 93V94H108ZM124 92V94H122ZM183 92H184V94L185 95H183ZM193 92V93H194ZM224 92V93H223ZM246 92V93H245ZM249 93V95H248V93ZM2 93H4V94H2ZM10 93V94H9ZM13 95H12V94ZM15 93H17V94H15ZM57 93V94H56ZM107 93V94H106ZM125 93H126V95H125ZM173 93H175V94H173ZM215 93V94H214ZM225 94V98L223 97H220V96H222L223 94ZM239 93H241V97H240V94ZM128 94V95H127ZM130 94V95H129ZM146 94V95H145ZM170 94V95H169ZM192 94V93H191ZM222 94V95H221ZM2 95L3 96H5L4 98L6 99H4L3 97H2ZM13 96V98H12V96ZM64 95V96H63ZM71 95V96H70ZM78 95H81V96H78ZM122 95H124L123 97H122ZM172 95V96H171ZM173 95H176V96H178V99L175 97V96H173ZM188 95H190L189 97L190 98H188L187 96ZM206 95L208 96V97H206ZM209 95H211V100L209 99L210 98V96ZM246 95H248V97H243V96H246ZM10 96H11V98H10ZM36 96H37V94H36ZM36 96H35V99H36ZM125 96H126V98H125ZM141 96V97H140ZM147 96V97H146ZM183 96H186V97H183ZM228 97V99H226L227 97ZM17 98V99H19L20 101L21 100H24L23 102L27 105V107L25 106V104L23 103V105L21 106V104H22V102H21V104L19 103V106H18V102H19V100H17V99H15V98ZM30 97V98H29ZM38 97V96H37ZM62 97V98H61ZM66 99H65V98ZM112 97V96H111ZM121 97V98H120ZM175 97V98H174ZM180 97V98H179ZM205 97V98H204ZM215 97H217V98H219V99H216ZM240 97V98H239ZM25 98V99H24ZM28 98H29V100H31V101H35V104H37V105H35L34 107H32L31 108V106L30 105H28V104H30L31 102L29 101V103H27L26 101H28ZM60 98H61V100L62 99H65V100H63V102H62V104L63 103H65V105H61V101H59L60 100ZM77 98V99H78ZM125 98V100H123V99ZM140 98V99H139ZM185 98V99H184ZM193 98V99H192ZM242 98V99H241ZM2 99V100H1ZM7 99L10 101V99H11V102L9 103L8 101H7ZM14 99V101H12ZM75 99V98H74ZM173 99H175V100H173ZM188 99L189 100H191V101H195V105L197 106V108H198V106L200 105V106H202V108L204 107L205 108V102H209V101H207L208 99L210 100V102L211 103H213L212 105H214V106H212L211 107V104L209 105V103L206 105V108H208L209 110H206V109H204V110H200V111H202V112H200L199 111V113H197V111L199 110V109H202L200 106V108L199 109H197V110H195L194 111V113H192V111H193V108H192V110L191 111H189L190 109L188 108V107H190L191 108V106L192 107H194V108H196L195 107V105L192 103H190V101H188ZM225 99V100H224ZM43 100H46V99H43ZM69 100L70 101H72V103H74L75 104V107H78L77 109H75L74 111L77 113V112H79L80 111V109L83 111V112H79L80 113V115L77 113L76 115H77V117H76V115L74 116V114H73V112L71 113L70 112V110H72L74 107L71 105L72 103H69ZM130 100V101H129ZM180 100V101H179ZM183 100H185V102L187 101V104H182V103H184V101ZM222 100V101H221ZM223 100H224V102H223ZM101 101V102H102ZM120 101V102H119ZM137 101V102H136ZM142 101V102H141ZM159 101H162L160 104H159ZM175 101H177L175 104H174V102ZM183 101V102H182ZM196 101L198 102V103H203L202 105L201 104H196ZM12 102H14L15 104V107H13L12 106ZM37 102V103H36ZM53 102V103H52ZM123 102V103H122ZM171 102H173V103H171ZM181 103V105H178V104H180ZM227 102L228 103H230V104H228L227 105ZM34 102H32L31 104H32V106L34 105L33 104ZM46 103H47V100H46ZM56 103V104H55ZM59 103V104H58ZM78 103H80V104H78ZM85 103H86V101H85ZM122 103V104H121ZM238 105H237V104ZM58 104V105H57ZM73 104V105H74ZM76 104H78V106L76 105ZM125 104V105H124ZM137 104L138 105H140V106H137ZM142 104V105H141ZM221 104V105H220ZM223 104V105H222ZM237 106H236V105ZM54 105H55V107H57V106H59V105H61L62 107L63 106H65V109H64V111L67 109V111L66 112H64V111H62V108H60V106L59 107H57L56 109H61L60 111H57L55 108H54ZM122 105H124V107H121ZM170 105H173V107L172 106H170ZM178 105V106H177ZM191 105V106H190ZM231 105H233V106H235L236 107V109L238 110V111H236V112H233V111H235V107L234 108H232L231 107ZM21 106V107H20ZM30 106V107H29ZM71 106V107H70ZM85 106H83V107H85ZM107 106V107H106ZM119 106H120V108H119ZM127 106V109L129 108V109H131V110H133V111H131V110H126V107ZM129 106V107H128ZM150 106V107H149ZM152 106H153V108H152ZM183 106L185 107V108H183ZM227 108H229L228 109V111L225 109V107ZM2 107L4 108V106H3V104L2 105H0V108L2 109ZM25 107V108H24ZM51 107V108H50ZM67 107H70L69 109L70 110H68V108ZM73 107V108H72ZM82 107V108H83ZM92 107V106H91ZM107 109H106V108ZM141 107H142V109H141ZM147 107H148V109H149V111L147 110ZM158 107H159V110H160V112H158L159 110H157L158 109ZM161 107V108H160ZM188 108V110H186L187 108ZM18 108H20V109H18ZM22 108H24V109H28V111L25 113V110L24 109H22ZM32 109V110H34V112L36 111V112H39V111H41V112H39V114H41L42 112H44V113H42L41 114V119H42V121H43V124H45V126H43V125H41V122H40V124L39 125H37L38 124V122H39V120L38 119H40V115L38 116V113L36 114V112H35V114H34V112L31 110H29V109ZM38 108V109H37ZM49 108L51 109V111H52V109H55L53 112H51L50 110H49ZM72 108V109H71ZM80 108V109H79ZM125 108V109H124ZM138 108L140 109V111L138 110ZM143 108H144V111H143ZM178 108V109H177ZM212 108H214V110H211ZM221 108V109H220ZM222 108H224V109H222ZM15 109H17V110H19L18 111V113H17V111L15 110V112H13ZM35 109H37V110H35ZM47 109V110H46ZM101 109V108H100ZM107 111H106V110ZM110 109V110H109ZM137 109V110H136ZM172 109H173V112H172ZM175 109V110H174ZM184 109H185V113H184ZM230 109L232 110V111H230ZM24 112H22V111ZM45 110H46V112L47 113H49L48 114V117H47V113L45 114ZM79 110V111H78ZM99 110V112H97ZM122 110V111H121ZM126 110V111H125ZM152 110V111H151ZM157 110V111H156ZM216 110H218V112L216 113ZM219 110H221L220 112H219ZM2 111V110H1ZM30 111V112H29ZM102 111V112H101ZM104 111L105 112H107V113H109V117H108V115H106V113L104 114ZM110 111V112H109ZM115 111V112H114ZM137 111V112H136ZM139 111V112H138ZM148 111V114L146 115V112ZM171 111V112H170ZM182 111V112H181ZM210 111V112H209ZM211 111L212 112H215L214 114H212V115H210L209 113H211ZM226 111V112H225ZM3 113H5V109H4V111H2ZM15 113V114H13V115H15L16 117H19V118H17V119H15L16 117L14 116V118L13 119H15V120H13L12 121V119L10 118V117H12V115H10L11 113ZM30 113V114H27V113ZM101 112V113H100ZM130 112H132V114L130 113ZM135 112V113H134ZM155 114H154V113ZM188 114H187V113ZM221 112H223V113H221ZM259 112V113H258ZM16 113L18 114V115H20V116H18V115H16ZM69 113V114H68ZM81 113H86V114H89L88 115V117L91 115V116H94L93 115V113L94 114H96L94 117L96 118H92L91 116V118H88L87 116V118H86V120H88V122H89V124H91V122H93V125H89V124H87V122H85V124H84V122H83V124H82V121H80V119H82V118H80V116L82 117H84L85 118V116H84V114L83 115H81ZM97 113H99V114H101V117L99 118L98 116H100L99 114H97ZM113 113H115V116H114V114ZM120 114V115H118V114ZM128 113V114H127ZM149 113L151 114L150 116H152L150 119H149ZM173 113V114H172ZM201 113H206L207 114V117H204V116H206V114L204 115V114H201ZM231 113V114H230ZM25 114H27V116L25 115ZM61 114H63V116L61 117L60 115ZM85 114V115H86ZM112 114V115H111ZM140 114L141 115V117H138V115ZM152 114H154V116L156 117V115H157V120H156V122L159 120V123L161 124V121H163L164 122V125H162V127H160L159 128V133H157L158 131H156L155 132V130H158V129H156V128H154L153 126H155V127H157V124H156V122H154L155 120L153 119V115ZM183 114H187V115H183ZM190 114H193L194 115V119H196V117H197V119L196 120H194V121H198V122H194V124H193V122H192V120H193V118H191V116L192 115H190ZM197 114V115H196ZM200 114H201V117H200ZM208 114L210 115V117L212 116L213 118H210V120L213 122V120H215L214 119V117L216 118V122H214V125H216L217 126V128H215V127H211V126H214L213 124H210V127H208L206 124H205V121H206V119H207V121H208ZM230 116H229V115ZM247 114V115H246ZM1 115H3V114H0V118H1ZM30 115V116H29ZM36 116L37 115V118L36 117H32L31 118V116ZM43 115H46V117L45 116H43ZM65 115V116H64ZM74 116L75 117V120H77V122L75 121V120H73V121H75L74 122V125H73V122H72V125L70 124V122L72 121H70V116ZM104 115H106V117H108V119L109 120H107V118H106V122H107V124H108V126H107V124H105V118L103 119L104 121V124H103V122H102V117H104ZM126 117H125V116ZM132 115V116H131ZM139 115V116H140ZM144 115H146V116H144ZM171 115H172V117H174L173 119L172 118H170L171 117ZM190 115V116H189ZM195 115H196V117H195ZM204 115V116H203ZM216 115V116H215ZM232 115H234V116H232ZM52 116V117H51ZM59 116H60V118H59ZM111 116H113V117H111ZM143 116H144V119H143ZM188 116H189V118H191L190 120L191 121H189V119H188ZM225 116V117H224ZM238 116V117H237ZM247 116V117H246ZM21 117V118H20ZM26 118V119H24V118ZM39 117V118H38ZM43 117H44V119H43ZM67 117V118H66ZM68 117H70V118H68ZM73 117V118H74ZM121 117H123V118H121ZM131 117V118H130ZM163 118V120L161 119V118ZM166 117H168V118H166ZM232 117V118H231ZM235 117V118H234ZM237 117V118H236ZM250 117V118H249ZM32 120L33 118L35 119L34 121L32 120V121H30V119ZM80 118V119H79ZM113 118H114V120H113ZM126 118V119H125ZM138 118V119H137ZM165 118V119H164ZM182 120H181V119ZM198 118H200V122H199V119ZM204 118V119H203ZM248 118V119H247ZM2 119V118H1ZM8 119V121H6ZM19 119V120H18ZM22 119V120H21ZM29 119V120H28ZM49 119V120H48ZM61 119V120H60ZM79 119V120H78ZM92 119V120H91ZM93 119H95V120H93ZM117 119V120H116ZM135 119V120H134ZM147 119V120H146ZM148 119L150 120V121H148ZM156 119V118H155ZM166 119H167V121H166ZM172 119V121H174V124H176V126L173 124V122L171 121L170 122V120ZM220 120V122H218L217 120ZM224 119H226V121L228 122L229 120L232 122V124H231V122H230V126L229 125H227V122L224 120ZM245 120V122H244V125L246 124V120H247V126L248 125H250V126H246V127H244L243 126V121ZM252 120V121H254V122H252V121H250V120ZM254 119V120H253ZM16 120H18L17 122H16V125H15V122L14 121H16ZM20 120H21V124H20ZM26 120V121H25ZM67 120V121H66ZM85 119H83V121H84ZM85 120V121H86ZM144 121V122H142V121ZM152 120H154L153 122H152ZM165 120V121H164ZM201 120H203V121H201ZM223 120V121H222ZM249 120V121H248ZM10 121V122H9ZM35 121H37V122H35ZM63 122V124H61V122ZM98 121V122H97ZM101 121V122H100ZM119 121V122H118ZM138 121H140V122H138ZM148 121V122H147ZM184 121H188L189 122V126H187L186 125V122H184ZM206 121V122H207ZM241 121V122H240ZM256 121V122H255ZM260 122V124H259V122ZM4 122H7V124H4ZM57 122H58V124H57ZM64 122H65V125H64ZM67 122H69V124H67ZM110 122H111V124H110ZM113 122H114V124H113ZM116 122H117V124H116ZM145 122H147V124H145ZM151 122H152V124H151ZM165 122H166V124H165ZM182 122H184V124H182ZM201 122H203V124H201ZM210 122V121H209ZM209 122H207V124L209 125ZM225 122H226V124H225ZM233 122H234V125H233ZM236 122V123H235ZM238 122H239V124H238ZM1 124H3V125H1ZM19 126H18V125ZM32 124V125H31ZM36 124V125H35ZM48 124V125H47ZM52 124H55L54 126H51ZM77 124V125H76ZM94 124H95V126H94ZM96 124H97V126H96ZM103 124V125H102ZM119 124V125H118ZM136 124V125H135ZM141 124V125H140ZM145 125V130L146 131H149V130H151V129H154L153 131L154 132H152L151 131V133H154L155 134V136H152L151 134H150V131L147 133V132H145V130L143 129V131H142V128H141V126H143V125ZM152 126H151V125ZM175 126H173V125ZM196 124V125H195ZM198 124L200 125V126H202V125H204L205 124V126H207V127H204V126H202V127H200V131H199V133H198V128H199V126H198ZM220 124V125H219ZM225 124V125H224ZM236 124V125H235ZM242 124V125H241ZM253 124V125H252ZM257 124V125H256ZM64 125V126H63ZM68 125H69V128H68ZM86 127H85V126ZM88 125H89V128H88ZM104 125H106L107 127H105L104 128ZM138 125V126H137ZM179 125V126H178ZM223 125V126H222ZM40 126V127H39ZM70 126H72V128L70 127ZM76 126V128H73V127H75ZM84 126V127H83ZM94 126V127H93ZM119 126V127H118ZM137 126V127H136ZM151 126V127H150ZM161 126V125H160ZM171 126H172V128L173 129H175V131L173 130H171V129H168V128H171ZM228 127V129H229V127H231V129H233V130H235V128L237 127V129L235 130V131H230V129L229 130H227V127ZM232 126H233V128H232ZM235 126V127H234ZM239 126H242V127H239ZM0 128V129H5V128ZM29 127V128H28ZM43 129H42V128ZM48 128L49 127V129L52 131H54V132H51V131H49V129H46V128ZM51 127V128H50ZM57 127H58V129L59 130H57ZM62 127H63V129H62ZM65 127V128H64ZM100 127V128H99ZM108 127L110 128V129H108ZM163 127H165V128H163ZM226 127V128H225ZM9 128H10V126H9ZM95 128L96 129H98V130H95ZM104 128V129H103ZM112 128V129H111ZM162 128H163V131L164 132H162ZM185 128V129H184ZM186 128H190V129H188L189 131H187V129ZM191 128H196V129H198L197 131L195 130V129H191ZM214 128V129H213ZM238 128L240 129V128H246L245 130H249V132L248 131H246L247 132V135H244V134H246V133H244L243 131H245V130H238ZM247 128H250V129H247ZM7 129V128H6ZM38 129H39V131H38ZM84 129H85V132H84ZM87 129H90L89 131L87 130ZM218 131H222L221 133L220 132H218ZM257 129V130H256ZM260 129V130H259ZM18 129H16V131H17ZM40 130H42V133L44 134V132H50L49 134H44V135H42L41 134V131ZM47 130V131H46ZM104 130L107 132V134H106V132H104ZM128 130V131H127ZM131 130V131H130ZM139 133L140 131L139 130H141L144 134H145V136H142L143 135V133H141L140 132V134H142V135H140L141 136V138H147L146 140H148V139H150L149 141H151L154 145L152 146L151 145V142L150 143H148V145H146L147 144V141L145 140V142H144V140L143 141H140L141 140V138L139 139V138H137V140L141 143H139L141 146H143L144 145V147H143V149H142V147L138 144V141H133V140H136V138H131V136H134V137H138V135L136 134V131ZM190 130H192V131H194L193 133V135H192V131L190 132ZM202 130V131H201ZM205 130L207 131V132H205ZM215 130V131H214ZM253 130V131H252ZM29 131H28V133H29ZM57 131V132H56ZM64 131L66 132V133H64ZM71 131V132H70ZM74 131V132H73ZM111 131V132H110ZM112 131H114V133L112 132ZM135 131V132H134ZM187 131V132H186ZM213 131L216 133L215 135H217V136H214V134H213ZM226 131V132H225ZM238 131L241 133H238ZM255 131V132H254ZM18 132L19 133H21L20 132V130H18ZM82 132H84V133H82ZM97 132V133H96ZM99 132V133H98ZM175 132H177L175 135L176 136H178V137H176L175 138V135L173 134V133ZM180 132V133H179ZM202 133V135H201V133ZM205 132V133H204ZM217 132L218 133H220V134H217ZM225 132V133H224ZM228 132V134L229 135H234V134H236L237 135V137L236 138H234L236 135H234L233 136V138H230L229 137V135L228 134H226ZM230 132V133H229ZM22 133V134H23ZM41 135H40V134ZM59 133V134H58ZM60 133H64V135L63 134H60ZM81 133V134H80ZM108 133H111V134H108ZM147 133V134H146ZM161 133V136H162V138H160V140H158V139H155V137L157 136V138H159L158 136L159 135H156V134H160ZM171 133H172V135L174 136V140H173V138H171V140H170V138H169V135H171ZM182 133V134H181ZM209 133V134H208ZM242 133H244L243 135H242ZM256 133H257V136H256ZM29 134V135H30ZM38 134H39V137H38ZM52 134V135H51ZM54 134V135H53ZM55 134L56 135H59V142H57V139H56V137H58V136H56L55 137ZM78 134H80L81 136L82 135H86V136H88L89 138H86L85 137V135H84V137H83V139H82V137L81 136H79ZM89 134H90V136H89ZM112 134H114V135H112ZM137 136H136V135ZM150 134V135H149ZM164 134H166V135H164ZM184 134H185V137L183 138V136H184ZM209 135V136H211L210 138H208L209 136H207V135ZM211 134V135H210ZM226 134V135H225ZM15 135H16V133H15ZM17 135H20V134H17ZM34 135L36 136V139H35V137H34ZM48 135V136H47ZM60 135H63L64 137H65V135H67L63 140H60ZM93 135V136H92ZM106 135H108V136H106ZM119 137V138H116L117 136ZM147 135V136H146ZM149 135V136H148ZM182 135V136H181ZM204 135H206V136H204ZM224 136V139H225V142L223 143V136ZM243 137H242V136ZM248 135H250V137H251V139H250V137H247ZM255 135V136H254ZM41 136V137H40ZM139 136V137H140ZM201 136V137H200ZM212 136H214V137H216L217 139H219L218 137H220L221 139H219L217 142L219 143V145H216L217 146V148L219 147V149H217V148H215V150H214V147H215V143H216V141H213L212 142V140L213 139H211V138H214V137H212ZM227 136V137H226ZM241 136V137H240ZM11 137H13V136H11ZM16 137V136H15ZM31 137H33L34 139H31ZM43 137H44V139H43ZM51 137H53V139L51 138ZM55 137V138H54ZM96 138V140H94V138ZM99 137H101L100 139H98ZM107 137H109L108 138V140H111V144L109 143L108 144V141H107ZM167 137V138H166ZM230 138V140L229 139H227V138ZM247 137V138H246ZM255 137V138H254ZM259 137V139H256V138H258ZM71 140H70V139ZM85 138V139H84ZM112 138H113V140H115V141H113L112 140ZM201 138V139H200ZM205 138H208L207 140H205ZM62 139V138H61ZM80 139V140H79ZM86 139H87V141H86ZM105 141H104V140ZM117 139H118V141H117ZM130 139V140H129ZM156 140V142H155V140ZM161 139L163 140V142H161ZM168 139V141H166ZM176 139H180L178 142L180 143V145H178L179 143L176 141ZM235 139L236 140V142H240L239 140H241V142H242V140H243V142L245 143V140L247 141L246 143L247 144H251V145H248L247 146V144H246V146L245 145H243L244 143H241V145H240V143H234L233 142V140ZM239 139V140H238ZM249 139V140H248ZM20 140V141H21ZM34 140V141H33ZM65 140V141H64ZM82 140V141H81ZM129 140V141H128ZM157 140H158V142H157ZM172 142V143H170V141ZM204 140V141H203ZM211 140V141H210ZM214 140H215V138H214ZM222 140V141H221ZM229 140V141H228ZM259 140V141H258ZM13 141H16V142H13ZM50 141V142H51ZM82 143H81V142ZM95 141H98V143L97 142H95ZM130 141H132L134 144H131L130 143ZM160 141V142H159ZM169 145V143L171 144V145H169V146H171V147H173L174 149H170L171 147H168V145H166V143ZM177 142V145H176V142ZM203 141V142H202ZM221 141V142H220ZM254 141H256L255 143H254ZM34 142V143H33ZM36 142V143H35ZM49 142V143H50ZM81 144H80V143ZM84 142V143H83ZM110 142V141H109ZM118 143L117 144V147L118 148H122V149H120L121 150V154L123 155H121L122 156V158L120 157V152H118L117 150H119L117 147H115L114 149H113V147H114V145H116V143ZM169 142V143H168ZM199 142H202V143H200V146H201V148H199L200 146H199V144L198 143ZM206 142H207V144H206ZM212 143V144H214V145H212L211 144V146H214L213 148L212 147H210V145H209V143ZM233 143V144H235V145H233V144H231V143ZM43 143V142H42ZM41 143V144H42ZM52 143H50V148L53 146V144ZM64 143V144H63ZM85 143L87 144V146L89 145V146H91V147H88L87 148V146H86V148L90 151L89 153H92V151H94V150H98V149H105L106 150V154L105 153H102V155L104 154V156H99V158H98V156H91V155H89V153L87 152L88 150L87 149H85V146H84V150H82L83 149V147H82V149H80V147L79 146H82V145H85ZM96 143V144H95ZM100 143V144H99ZM104 145H103V144ZM145 143V144H144ZM155 143L157 144V143H161V144H157V145H155ZM173 143H175V144H173ZM217 143V144H218ZM228 143H230L226 148H225V146L228 144ZM20 144H22V145H20ZM80 144V145H79ZM92 144H94V147H93V145ZM98 144L100 145V148H99V146H98ZM136 144V145H135ZM149 144H150V147H149ZM173 144V145H172ZM204 144V145H203ZM206 144V145H205ZM256 144V145H255ZM44 145H46L47 146V144H45L44 143ZM52 145V146H51ZM125 147H124V146ZM132 145V146H131ZM167 146L173 153H171L172 155L174 154V156L175 157H173L172 156V158L173 159H175L176 160V162H174L173 161V159L171 158V156H169V157H167L168 155L167 154H169L170 155V150H169V153H168V150H167V147H165V146ZM174 145L177 147V148H175L174 147ZM208 145H209V147L212 149V150H214L215 152H213L211 149H209V147H208ZM231 145H233V146H231ZM255 146L254 148H253V146ZM113 146V147H112ZM138 148V149H135L136 147ZM164 147L163 149H158V150H160V151H156L157 150V148H156V150H155V147ZM203 146H205L204 148H206V150L203 148ZM0 147H1V142H0ZM58 147V146H57ZM97 147V148H96ZM149 147V148H148ZM159 147V148H160ZM184 147H185V149L186 150H188V151H186L185 149H184ZM186 147H188V148H186ZM190 147H192V149L190 148ZM224 149H223V148ZM234 149V152H235V149H237L238 151H236V153H235V155H234V152H233V149ZM246 149H244V148ZM247 147H248V149H247ZM251 147H252V149H251ZM7 148V150H8V148H9V150L11 149H13V153L14 152H18V153H21V149H22V153L21 154H18L17 153V155H15V153L13 154L12 153V151H11V153L9 152V151H6L5 149ZM53 148V147H52ZM75 148V149H76ZM140 148V149H139ZM146 148H147V150H146ZM154 148V149H153ZM166 148V149H165ZM192 150H190V149ZM197 148V149H196ZM198 148L199 149H201V150H198ZM227 148H229V149H227ZM231 148V149H230ZM31 149L32 150H34V153H33V151H32V153L34 154V155H32V153H31V155H30V153H27V152H29V150H30V152H31ZM43 149V150H42ZM47 149V150H46ZM145 149V150H144ZM153 151H152V150ZM166 150V151H164V153L165 154H163V150ZM179 149H180V151H182V152H186V155H185V152L184 153H181L180 151H179ZM182 149V150H181ZM194 149L196 150V151H194ZM203 149V150H202ZM216 149H217V152H219L218 154L219 155H223V152L224 151H227L226 153V156H232V158L233 157H235V158H233L234 159V162L232 161V158L231 157H229V158H231V160L229 159V158H227L226 156H225V158L227 159H225V161H224V159L223 158H221L222 157V155H221V157L217 154V152H216ZM220 149H223V150H220ZM28 150V151H27ZM79 150H81V151H83V152H85V150H86V152L88 153V156H87V154H83V152H80ZM110 150V151H109ZM114 150H115V153H114ZM119 150V151H120ZM129 150H131V152H132V150H135V151H133L132 153L131 152H129ZM137 150V151H136ZM155 150V151H154ZM210 150V152H211V154L209 153V152H207V151H209ZM228 150H230V152H229V154H228ZM245 150V151H244ZM250 150V151H249ZM3 151H5V152H3ZM42 151H45V152H42ZM48 151V152H47ZM52 151H53V155L54 156H56V157H54L53 155H52V157H51V154H52ZM75 151V150H74ZM112 151H113V154H111L112 153ZM127 151V152H126ZM138 151H140V152H143V155H142V153H140V152H138ZM148 151H150V154H149V152L147 153ZM162 151V152H161ZM176 151V152H175ZM190 151V152H189ZM204 151L205 152V154H204V152L202 153V152ZM232 151V152H231ZM252 151V152H251ZM255 151H258V152H255ZM2 152V153H1ZM8 152V153H7ZM55 152V153H54ZM69 152V151H68ZM81 153V155H80V153ZM125 152V153H124ZM134 152H136V153H134ZM166 152H167V154H166ZM192 152L193 153H196V154H193V156H191L192 155ZM200 152V153H199ZM245 152V153H244ZM255 152V154L257 153L258 155H255L256 157L258 156H260L259 154H261L262 156H261V158H262V160L260 159V157L258 158V159H255L256 157L254 156L253 157V153ZM4 153V154H3ZM10 153V154H9ZM47 153V156H48V154H49V157H46L45 156V154ZM108 153V154H107ZM134 153V154H133ZM140 153V154H139ZM176 153H177V155H176ZM197 153H199L200 155H204V156H201L200 157V155L199 154H197ZM208 153V154H207ZM213 153H216L215 155L218 157V158H216L215 160H214V158L215 157H213L214 155H212ZM244 153V154H243ZM252 153V154H251ZM14 156H13V155ZM64 154V153H63ZM93 154V153H92ZM109 154H110V156H109ZM128 154H130L129 156H128ZM132 154V155H131ZM233 154V155H232ZM241 154V155H240ZM10 155H11V157H10ZM39 155V154H38ZM86 156L85 158H87V159H85V158H83L84 156ZM111 155H115L112 159H114L113 161H111L112 159H111ZM136 156V157H134V156ZM153 155V157H151ZM185 155V156H184ZM190 155V156H189ZM194 155H196V157L194 156ZM212 155V156H211ZM224 155H225V152H224ZM223 155V156H224ZM238 155H240L241 156V158L242 157H244L245 155V157H244V159H246V160H244L243 158H242V160H244V161H242V160H240L239 158V156L237 157ZM16 156V157H15ZM29 156H30V158H29ZM72 156V157H73ZM83 156V157H82ZM118 156H119V158H121L119 161H117L119 158H118ZM124 156H125V158H124ZM127 156H128V158H127ZM142 156H143V158H142ZM158 156V157H157ZM164 156L166 157V158H164ZM181 156H182V158H184V159H182L181 158ZM205 156L207 157V156H209V157H207V158H210V157H212L213 159H207V161L208 162H210V163H207V161L206 160H204L203 159V157L205 158ZM4 159V160H2V158ZM6 157V158H5ZM15 157V158H14ZM27 157L30 159H28L27 160ZM59 157H60V159H59ZM82 157V158H81ZM97 157V158H96ZM107 157V158H106ZM108 157H109V159H111L110 161H109V159H108ZM116 157L118 158L117 160H116ZM144 157H146V159L144 158ZM198 157V158H197ZM199 157H200V159H199ZM236 157H237V159H236ZM7 158V159H8ZM19 158V159H20ZM33 158V159H32ZM40 158V159H39ZM50 158H51V160H50ZM55 158H57L58 159V161H56L57 159H55ZM77 159V161L76 160H74V159ZM101 158L102 159H104V160H101ZM133 158V159H132ZM134 158H137V159H135L134 160ZM153 158V159H152ZM170 158V159H169ZM189 158H193L194 160H193V162H192V160L191 159H189ZM220 158V159H219ZM70 159H73L74 161H72V160H70ZM93 159H95V160H93ZM97 159V160H96ZM130 159H132V162L130 161V162H128V160H130ZM154 159H157L159 162H161V159H162V164H167V165H162L161 166V168H160V165L159 164H157V163H159V162H155V160ZM163 159H166V161L164 162L163 161ZM172 159V160H171ZM187 159H189V160H187ZM195 159H196V161H195ZM202 159H203V161H202ZM206 159V158H205ZM218 159V160H217ZM27 160V161H26ZM31 160H34L33 162L31 161ZM36 160V161H35ZM37 160H38V164H35V163H37ZM43 161V163L41 162V161ZM123 160V161H122ZM148 161V164L149 163H151L152 161H154L155 163H153V165H151V166H149V167H155V168H153V169H155L153 172H154V174L156 173V172H158L159 170L158 169H160V170H162L161 172L163 173L164 171L167 173H169V175H168V173L167 174H163L164 175V177L165 178H167V182L165 181V179H164V177H162L161 175H159L160 174V172L159 173H157L158 175H152V174H150L149 175V172H148V165H147V162L145 163L144 161ZM170 160H171V162H170ZM178 160V161H177ZM183 160L185 161V160H187V161H185L184 162V164H183ZM201 161V162H199V161ZM214 162V164L211 162ZM228 160H230V162L231 163H229L228 162ZM238 160V161H237ZM251 161V168H253V169H251V168H249L250 169V172L253 170H258V171H256V173H257V175L255 176V172H254V174H253V171H252V174L254 175V176H252V177H247V175H249L250 176V174L251 173H249V171H248V169H247V166L246 165H249V163H248V161ZM259 160H261L260 162H259ZM16 161H18V159L16 160ZM40 161V162H39ZM54 161V162H53ZM100 163H99V162ZM104 161V162H103ZM123 163H122V162ZM139 161H141L142 162V164H144L145 163V165L147 166V169H145V167L144 168H142V166L140 165L141 163L139 162ZM191 161V162H190ZM205 161V162H204ZM221 161H223V162H221ZM237 161V162H236ZM255 161H257V163L255 162ZM30 162H32V164L30 163ZM44 162L46 163V164H48L47 166H48V168H47V166L44 164ZM79 162H80V164H79ZM89 162V163H88ZM118 162H120L119 164H118ZM171 164H170V163ZM202 162H204L205 164H207V166L209 165L210 167H211V169L209 168V166H208V168H207V166L204 164V163H202ZM218 162L219 163H221L220 165L222 166H220L219 165V167L220 168H218ZM225 162V166H226V168H227V170H228V172L231 174V172H233V173H235V171L237 172L236 173V175H239V176H237V177H239V178H237V181L240 179V178H242L241 177V174L243 173L244 175H246V176H244L243 175V178L244 177H247V178H245L246 180H244V179H241V181L243 180V181H245L244 183H242L241 185L243 186V184H244V186L242 187V188H244L243 190L244 191H242L243 193L241 194L240 192H241V190H239V188H241V186L240 187H236V185H235V183H237L235 180H233V179H235V174H233V176H231V175H226V174H228V172L226 173L225 171L226 170H224V169H222L221 170V168H224L223 166H224V164H222V163H224ZM241 162L243 163V162H246V163H244V164H246V165H242L241 164ZM263 162V163H262ZM8 163V164H7ZM42 163V165H43V167H41L40 166V164ZM96 163H98V164H96ZM128 163V164H127ZM138 163H140V164H138ZM172 163H174V165H172ZM178 163H180V165H178ZM196 163H201L202 165H204V168L206 169V170H208V172H209V174H211V172H210V170L212 171V169H213V167H215V165H217V170L218 169H220V171L218 170V173H221V171H223V172H225V173H222V174H225V175H223V179L222 180H220V182H223L222 184L221 183H217V185H220L221 184V186H217L216 184H213V186L215 185V186H217V187H219V188H217V189H222L221 191V194H220V190H219V192L217 191V189L215 188L214 189V187L211 185V183H210V185H211V187L210 186H208V187H210L209 188V190H211V191H214V193H213V196H212V193H211V191H209V190H207V183L208 182H206L205 183V181H207V180H205L206 179V177H210L211 179H212V174L213 173H215V171H216V169L214 170L213 169V173L211 174V176L209 175H206V174H208V172L207 171H202L203 169H202V165L200 166L199 164V166L198 167H196L195 166V164ZM217 163V164H216ZM237 163V164H236ZM254 163V164H253ZM262 163V164H261ZM34 164H35V166H34ZM68 166H67V165ZM102 164V165H101ZM110 164H112V166L110 165ZM113 164H114V166H113ZM134 164V165H133ZM136 164H138L139 165V167L140 168H142V169H140L139 167H137V165ZM176 164L179 166H177L176 168H177V171L175 170V168H174V171H175V173L173 172V169L171 170V168H173V167H175L176 166ZM188 165V164H190V166L188 165V166H186V165ZM213 164V165H212ZM234 164H236L237 166V170H235V166H234ZM238 164H240V168L242 169V168H245V170L241 173V172H239V171H241V169H239V165ZM256 164V165H255ZM258 164H260V165H258ZM18 165V166H19ZM70 165V166H69ZM90 165V166H89ZM129 167H128V166ZM132 165V166H131ZM158 165V166H157ZM183 167H182V166ZM193 165V166H192ZM229 165H233L232 166V168H233V170H232V168H230L231 166H229ZM264 165V164H263ZM1 166V165H0ZM1 166V167H2ZM18 166H16L17 168H18ZM32 166H33V168L35 169V171H34V169L32 168ZM36 166H37V168H36ZM41 168H40V167ZM46 166V167H45ZM102 166V167H101ZM116 166H119V167H116ZM127 166V167H126ZM137 167V171H136V167ZM166 166H168L169 167V169L166 167ZM242 166V167H241ZM246 166V167H245ZM258 166V167H257ZM0 167V168H1ZM16 167H15V169H16ZM53 168L54 167V169H51V168ZM65 167L67 168V169H65ZM71 168V170L69 169V168ZM99 167V168H98ZM158 167V169H156ZM171 167V168H170ZM196 167V168H195ZM235 167V168H234ZM30 169L29 170V172L27 171V170H25V169ZM39 168V169H38ZM101 168H102V170H101ZM119 169V168H121L122 169V171H124L125 173L126 172H128L129 174H123L124 172H121L120 173V170L121 169H119V172H117L116 173V171H118V170H116V169ZM127 168V169H126ZM131 168H133V170L135 169V171L134 172H132L133 170H131ZM151 168V170H150V173H153L152 172V169ZM163 168V169H162ZM179 168V169H178ZM190 170V171H192V172H194V171H197V169H199L197 172H196V174H198L200 177H201V174H202V176H205V178L203 177H199L198 175H196V174H194V173H188L187 172V170L188 169ZM259 168V169H258ZM5 169L4 170H2V171H5ZM12 169V170H11ZM41 169V170H40ZM43 169V170H42ZM51 169V170H50ZM87 169V170H86ZM125 169V170H124ZM144 169H145V172H144ZM201 169V170H200ZM204 169V170H205ZM9 170V171H8ZM47 170H49V171H47ZM104 170V171H103ZM116 170V171H115ZM142 170V171H141ZM157 170V171H156ZM178 170H181L180 172H178ZM230 170H232V171H230ZM39 171V172H38ZM42 171H47L48 172V174H47V177L45 176L46 174H43V173H45V172H42ZM51 171V172H50ZM56 171V175H54L53 174V172H55ZM58 171V172H57ZM183 171V172H182ZM202 171V172H201ZM247 171H248V174H246L247 173ZM26 173V174H24V173ZM31 172V173H30ZM46 172V173H47ZM115 172V173H114ZM164 172V173H165ZM178 172V174H176ZM246 172V173H245ZM259 172V173H258ZM262 172V173H261ZM19 173H23V176H24V179H25V176H26V179L25 180H23V176H21V174H19ZM28 173H30L31 175H32V173H34L33 175H34V177H36L37 175H38V177L41 175V173H42V176H40V178H38V179H43L44 181L43 182H47V184L46 183H41V185H40V182H42V181H40L39 180V182L37 181V178H33V175H32V177H30V174H28ZM36 173V174H35ZM40 173V174H39ZM52 175H54L56 178H54V176H51V174ZM120 173V174H119ZM145 173V174H144ZM147 173V174H146ZM185 173V174H184ZM201 173V174H200ZM203 173H204V175H203ZM206 173V174H205ZM218 173L216 172V174L215 175H218ZM261 173V174H260ZM112 174V175H111ZM179 174H181V176H183L182 177V179H178V180H175V179H177V177L179 176V178H181V176L179 175ZM259 174H260V176H259ZM20 175V176H19ZM126 175H128V176H126ZM146 175H148L147 176V178H148V180L147 179H145L146 178ZM174 175V177H172ZM178 175V176H177ZM196 175V177L198 178L197 179V182H199V180H200V183L198 184V183H196V179H195V177L194 176ZM214 175V174H213ZM29 176V177H28ZM46 177L47 179H48V181L47 180H45L44 178H42V177ZM49 176V177H48ZM50 176H51V178L53 179H51L50 178ZM111 176H112V178H111ZM126 176V177H125ZM143 176V179L141 178ZM154 176H156V178H154ZM157 176H158V178H157ZM185 176V177H184ZM188 178H187V177ZM190 176V177H189ZM219 176V175H218ZM218 176H215V177H218ZM230 176V177H229ZM258 176V179L256 178L254 181V183H250V182H252V178L254 177H257ZM9 177V178H10ZM91 177V178H90ZM128 177V178H127ZM139 177V178H138ZM154 178V179H152L151 180V178ZM169 177H171V178H175L174 180H170V178ZM215 177H213V178H215ZM219 177H222V175L220 174V176ZM227 177H229V178H233L232 180H230L231 182V184L233 183V185H231V186H229L230 185V183H228V186L229 187H231L230 188V190H232L233 192H234V194L231 192V191H229V187L226 185L227 184V182H229V179H227ZM34 180V179H36L34 182H36V184H34L32 181V179ZM184 178V179H183ZM187 178V179H186ZM191 179V181L192 182H188V181H190V179ZM200 178V179H199ZM22 181H21V180ZM130 179H133V180H130V182L132 181V186H130L131 184H129V180ZM156 179V180H155ZM201 179H202V181L205 183H202L201 184ZM204 179V180H203ZM219 178H217V180H216V178L215 179H213V180H208V181H210V182H212V181H214V182H212V183H216V181H219L218 180ZM221 179V178H220ZM50 180V181H49ZM57 180V182H55ZM153 180H155V182L154 183H149V181L151 182V181H153ZM168 180H169V182H171L172 184H170V185H168L167 186V190H166V187H165V189H164V187H161V183H163L164 184V182H166V184H164V185H167V184H169L168 183ZM182 180V182L180 183V184H183L184 183V185H180L179 184V186H181V187H179V188H176L177 190H175V191H180L181 193H177V192H175L173 189V186H175V184L176 183H179L180 181ZM223 180H225V181H223ZM226 180H228V181H226ZM13 181V182H12ZM51 181H54L53 183L54 184H56V185H53L52 184V182ZM114 183H113V182ZM119 181H120V183L121 184H119ZM140 181V182H139ZM145 182L146 184L148 183L149 185H147V187H149V186H151V187H149L148 188V190H147V188L145 189V188H140L142 185H143V183H141V182ZM156 181H158V182H156ZM164 181V182H163ZM176 181V182H175ZM179 181V182H178ZM186 181H187V183H186ZM193 181H195V182H193ZM232 181H234V182H232ZM248 181V182H247ZM19 182V183H20ZM49 182V183H48ZM77 182H78V184H77ZM123 182V183H122ZM133 182H135V184H133ZM137 182V183H136ZM226 182V183H225ZM239 182H240V180H239ZM10 183V184H11ZM20 183V185L21 186H17L18 184H16V187L15 188H17V187H19L18 189H20V188H22V187H24V186H26V184L24 185V184H21ZM37 183H39V187H37V186H34V185H37ZM52 184V186H55L53 189H54V192H53V190H52V187H50V189L52 190H50L49 188H48V186H49V184ZM113 183V184H112ZM115 183H117V184H115ZM127 183V184H126ZM191 185V186H193L195 183V187H197L198 189H199V187L200 188H202L203 190H205V187H207L206 188V190L205 191H207L206 192V194L207 193H209L210 192V194H208V195H206L205 194V191H203L204 192V194L202 195V194H200V193H198V189L197 188H195L194 186V188H195V190H197V191H195L194 190V188L193 187H191L189 184ZM194 183V184H193ZM249 183V184H248ZM14 184V185H15ZM32 184V185H31ZM34 184V185H33ZM51 184H50V186H51ZM67 184H69V185H67ZM72 184H75V187H74V185H73V187H72ZM125 184V185H124ZM137 184V185H136ZM145 184V185H146ZM163 184H162V186H163ZM204 184V185H203ZM224 184V185H223ZM239 183H237V185H238ZM250 184H251V186H250ZM7 185H5V186H7ZM23 185V186H22ZM30 185V187H28ZM80 185H82V186H80ZM134 185H136L137 187H135L134 189L135 190H138V189H140V190H145V193H144V191H143V193H144V195L142 196V192L140 193V196L139 197H137L138 196V194H137V192L139 191H134L133 192V186ZM143 186V187H146V186ZM172 185V187H170ZM208 185H209V183H208ZM240 185V184H239ZM33 186L34 187H36V189L35 188H33ZM42 186H45V188H47V191L46 190H44V187H42ZM126 188H125V187ZM160 186V187H159ZM203 186H204V188H203ZM224 186H226V187H228V191H226V187H224ZM235 187V189H236V191H234L235 189L233 188V187ZM247 186V187H246ZM9 187V186H8ZM12 187V186H11ZM32 187V188H31ZM79 187H80V189H79ZM139 187V188H138ZM155 188V187H159V189L161 188V190H160V192H162L163 190H166V191H169L170 192V190H171V194H175V193H177L176 195L178 196V198L181 196V197H183V192H185L184 193V195H189V194H191V196L190 197H188V198H191L193 195H196V197L195 196H193L192 197V200L193 201H189L187 198V200H184V199H182V198H177V197H174V196H176V195H174L173 197L171 196H169V194H167L166 195V193H168V192H166V191H163L162 192V195L164 196V195H166V197L168 198V197H170L171 198V200H172V205H171V202H170V204H169V202L168 201H170L169 200V198L167 199L165 196V198L162 196V199H160L161 198V195H160V193L158 194V192L156 193L155 192V190L156 191H158L159 189H155L154 191H151V189L152 188ZM170 187V188H169ZM175 187H177V184H176V186ZM222 187H224V188H222ZM4 188V189H3ZM13 188V187H12ZM15 188H13V190L15 189ZM24 188H26V187H24ZM26 188V189H27ZM40 188V190L41 191H45L44 193L45 194H43V192L41 193V195H43V196H41V195H39V193L40 192H38V191H35V190H37V189H39ZM42 188H43V190H42ZM138 188V189H137ZM169 188V189H168ZM185 188H186V190H185ZM192 188V190H190ZM241 188V189H242ZM0 189H1V191H7V190H5V189H7V187H4V186H1L0 187ZM3 189V190H2ZM9 190H10V188H8ZM69 189H71V190H69ZM75 190V193H74V190ZM79 189V190H78ZM82 189V190H81ZM115 191H114V190ZM133 189V190H132ZM163 189V190H162ZM179 189V190H178ZM190 191H189V190ZM202 189H199L200 190V192H202ZM213 189V190H212ZM9 190L7 191V192H9ZM12 190V189H11ZM12 190V192H10V195H11V193L12 194H14L15 192ZM20 190H22V191H24V189L22 188V189H20ZM39 190V191H40ZM51 191V192H48V191ZM84 190V191H83ZM113 190V191H112ZM130 190H131V194L133 193V194H137V196L135 195L134 197H132L131 195V197L132 198H130V199H128V197H130L129 196V193H130ZM185 190V191H184ZM188 190V191H187ZM194 190V192H192ZM240 191L239 192V194H237L238 193V191ZM0 191V192H1ZM16 191V190H15ZM58 191V192H57ZM113 192V194H112V192ZM121 191H122V193H121ZM129 191V192H128ZM215 191H217V192H215ZM227 192V193H223V192ZM46 192H48V193H46ZM71 192H73V193H71ZM83 192H84V196H83ZM136 192V193H135ZM151 192H153V193H151ZM154 192H155V194H158V195H160L159 196V199L156 197V195L154 194ZM166 192V193H165ZM174 192V193H173ZM188 192V193H187ZM228 192H229V194H228ZM235 192H237V193H235ZM2 194H3V196H5V195H7L8 193H5V192H1ZM0 193V195H2ZM4 193H5V195H4ZM50 193H52V195L50 194ZM64 193V194H63ZM68 193V194H67ZM163 193H165V194H163ZM197 193V194H196ZM215 193H217L216 195L218 196V194H219V196H223L224 194L225 195H227V199H226V196L224 195L223 197H225V199L226 200H224V199H222L221 197H219V198H221V201L222 200H224L225 202H224V204L226 203V202H229V204L232 202V208H230L228 205H227V207H226V205H222V203H220L219 204V202H220V199L218 198V197H216V195H215ZM222 193H223V195H222ZM18 194H20V195H18ZM47 194H49V195H47ZM74 194L76 195V196H74ZM85 194H86V196H85ZM126 194H128V197L126 196ZM182 194V195H181ZM200 194V195H199ZM10 195H7V196H10ZM16 195H18L17 197H16ZM64 195V197H63V199L65 200V201H63V199L61 200V197ZM79 195V196H78ZM111 195H113V196H111ZM115 195H117V197L115 196ZM150 195H151V197H150ZM157 195V196H158ZM215 195V196H214ZM230 195H232L231 197H230ZM255 195V196H254ZM15 196V197H14ZM20 196V197H19ZM36 196H39V198L38 197H36ZM55 196V197H54ZM71 196L73 197L72 199H70L71 198ZM78 196V197H77ZM83 196V197H82ZM95 196V197H94ZM97 196H98V198H97ZM149 196V201L151 200L153 203H154V201H156V204L158 205L159 203H160V205L159 206H157L156 204H153L152 202H150L149 203V201H148V198H146L145 199V197H148ZM202 196H204L203 198H204V200L202 199ZM207 196V197H206ZM208 196H210V197H208ZM233 196H235V197H233ZM261 196H263L262 198H260ZM35 197V198H34ZM45 197H47V198H45ZM51 197V198H50ZM52 197H54V198H56V199H54V198H52ZM76 197H77V200H76ZM79 197H81L82 199L84 198V201H82V199L81 198H79ZM93 197V198H92ZM112 197H113V199H112ZM127 197V198H126ZM137 197V198H136ZM156 197V199H158L159 201L161 200V201H163V198H164V201L161 203V201L159 202V201H157L156 199L153 201V198H155ZM197 197H199L200 198V200L202 201L203 200V202H204V204L206 203V206H208L209 208H210V206H209V204L210 205H214V206H216V207H218L219 205H220V207L222 208V206H225L224 208H225V210H223L226 214H228V215H230L231 216V214L230 213H232V217H227V216H225V217H227V218H230V220H232L231 221V225H230V221H229V219H227V221H229V224L226 222V219H225V217H224V213L223 214H220V213H222L221 212V208L220 207H218L217 208V210H220V212L219 211H217V212H214V211H212V210H216V207H214V206H212L211 208H212V210H211V208L210 209H208L209 210V216H206V217H208V218H204V216H205V214H203L204 212L206 213L208 210L205 208L206 206H202V203L203 202H201V201H198L196 198ZM218 198L217 200H216V198ZM229 197L231 198V201L229 200ZM33 198H34V200L36 199V203L34 202V200H33ZM68 198V201L70 200V203L69 202H66L67 199ZM81 199V201L82 202H84V203H81L80 201V203L78 202V205L80 206V209L79 208H77L78 209V211H76L77 209H76V206H78L77 205V203L75 202V201H78L79 199ZM93 200H92V199ZM106 198V199H105ZM110 198V199H109ZM117 198V199H116ZM123 198V199H122ZM133 198H134V200H136V199H138V200H140L141 198H142V203L140 204V202H141V200L140 201H138V200H136V201H134L133 200ZM152 198V199H151ZM185 198V197H184ZM206 198H208V199H206ZM212 198H215L214 200L217 202V203H214L215 201L212 199ZM29 199L30 200H32L33 201V204L32 205H30V202H32V201H30L29 202ZM43 199H44V201H43ZM47 199V200H46ZM90 199V200H89ZM122 199V200H121ZM180 199L182 200V202L180 201ZM209 199H211L210 201H209ZM261 199H263V200H261ZM57 200H60V201H57ZM89 200V201H88ZM97 200H99V201H97ZM125 200V201H124ZM147 202H146V201ZM174 200H176L177 201V204H176V201H174ZM197 200L198 202H199V204H200V208H204L203 210H204V212H203V210H198L197 209V207L196 208H193V210H192V208L190 209V211L189 212H191V214H192V212H193V215L196 213V214H198V211L199 212H201V214L199 213L198 214V218H200V219H198L197 217H196V215H194L195 217H196V219H194V217H193V215H191L189 212H187L188 210L187 209H189L190 208V206L191 207H193V205H197V206H199L198 205V203L196 204V202L195 201ZM213 200V201H212ZM11 201V200H10ZM14 201V200H13ZM38 201V202H37ZM39 201H40V204L42 203V208H41V205H39ZM43 201V202H42ZM46 201H48L47 202V208H46V210H47V212H44L45 210H44V208L46 207V206H44V205H46V204H44V203H46ZM55 201H57V202H55ZM62 201V202H61ZM97 201V203H95ZM102 201H103V203H102ZM113 201V202H112ZM119 201L121 202V203H125V205L127 204V206H125V205H122L121 203H119ZM124 201V202H123ZM173 201L175 202V204L173 203ZM183 201H185V203H183ZM187 201V202H186ZM247 201V202H246ZM66 203V205H65V203ZM146 202V203H145ZM208 202H209V204H208ZM210 202H212V203H210ZM260 202H261V204H260ZM0 203V204H1ZM21 203V204H22ZM55 203V204H54ZM72 203H76V206L75 205H72V206H75V207H73V208H71L70 207V209H68V210H71V211H69V212H66V210H67V208H69L68 206H70V204H72ZM130 203V204H129ZM131 203H134L135 205L137 204V207H132L133 205L131 204ZM144 203V204H143ZM148 203H149V205H148ZM179 203H180V206H179ZM188 204V205H186L185 206V204ZM191 203V205L189 206V204ZM194 203V204H193ZM7 204L8 205H10V206H7ZM20 204V205H21ZM23 204V205H24ZM40 206H38V205ZM44 204V205H43ZM52 204H54L53 205V209H51V206H52ZM57 204V205H56ZM82 204H84L83 206H81ZM86 204V205H85ZM93 204H95V205H93ZM138 204H140V205H138ZM146 204L148 205V206H146ZM153 204V205H152ZM166 204H169L170 206V208H171V206L173 207V205H174V207H173V209L171 208V211H169V210H166L167 208L168 209H170L169 207H167L166 206ZM203 204V205H204ZM216 204H218V205H216ZM228 204V203H227ZM36 207H35V206ZM50 205V207H48ZM63 209V211H64V213L66 212L67 214H69L68 216H70V213L72 212H75V213H73L74 214V216H70V217H67L66 218V216H64V220L66 221L67 220V223L69 224H67V223H65L66 225L64 226L63 224H64V220L63 219H61V217H62V215H63V213H62V209L59 207V206ZM97 205V206H96ZM122 205V206H121ZM132 205V206H131ZM142 205H144V207L142 206ZM165 205V206H164ZM175 205H178L177 207L175 206ZM181 205H183V209H184V211L183 210H181ZM222 205V206H221ZM261 205V206H260ZM22 206V205H21ZM31 206H33L34 208H32V209H34L35 211L37 210L36 208H37V206H38V209L39 208H41V210L43 209L44 211L43 212H41V210L39 209V211L42 213V215H40V212L39 211H33V215H31V214H28L29 212H28V210L30 211V212H32V210H31ZM93 207L92 208V210H91V207ZM95 206H96V209L97 210H95ZM111 206V207H110ZM125 206V207H124ZM154 207L153 208V210H151V208L150 207ZM189 206V207H188ZM7 207V208H6ZM84 207L85 209H86V211H85V209L83 208V210H82V208ZM143 207V209H141L140 210V208H142ZM149 208V213L147 212L148 210L147 209H145V208ZM158 207V208H157ZM167 207V208H166ZM263 207V208H262ZM1 208H0V210H1ZM10 208V209H9ZM139 208V209H138ZM199 208V207H198ZM214 208V209H213ZM28 209V210H27ZM59 209V210H58ZM66 209V210H65ZM76 209V210H75ZM126 211H128L127 213L128 214H126L125 213V210ZM195 209H197L196 211H195ZM206 209V210H205ZM223 209V208H222ZM231 209H232V212H231ZM262 209V210H261ZM8 210V211H7ZM10 210V211H9ZM23 210V211H24ZM54 210H56V212H57V214H60L59 216H60V218H58L59 216H55V215H57V214H55V211ZM58 210V211H57ZM95 210V211H94ZM112 210V211H111ZM130 210V211H129ZM137 210V211H136ZM144 210H146V211H144ZM150 210H151V213H150ZM229 212H228V211ZM90 211L92 212V211H94V212H92L91 213V215L92 216H94L95 215V213L96 214H99V215H95L94 216V219H95V221L94 220H92V216L91 215H89V213H90ZM97 211V212H96ZM140 211V212H139ZM169 212V215H168V213H166V212ZM174 211V215L176 216V217H174V216H171V214H172V212ZM181 211H182V213H181ZM194 211H195V213H194ZM6 212H4V213H6ZM39 214H38V213ZM52 212H53V216L54 217H56L55 219H54V217H52L51 216V214H52ZM88 212V213H87ZM100 212H102V213H100ZM133 213L132 215H130L131 213ZM136 212V213H135ZM147 212V213H146ZM154 212H156L155 214H153ZM158 212V213H157ZM165 212V214L163 215V217H162V214ZM171 212V213H170ZM185 212H187V213H189L188 214V216L186 217V218H190V216H191V219H188L187 220V222H185V218H182L183 216H186L185 215ZM211 212H214V213H212V214H215V213H219V214H217V216L215 217V216H212L211 215ZM18 213V214H17ZM26 213V214H25ZM37 213V214H36ZM43 213H45L44 215V217H42L43 216ZM78 213V214H77ZM110 213V214H109ZM114 215H113V214ZM135 213V214H134ZM264 213V212H263ZM13 214H16V215H19V217H23V219L22 220H24V221H22V220H20L19 218H18V216H17V219H16V215L15 216H13ZM21 214V215H20ZM25 214V215H24ZM36 214V215H35ZM67 214H65V215H67ZM101 214H102V216L104 217V218H101L102 216H101ZM124 214V215H123ZM139 214V215H138ZM147 214H149V215H147ZM225 214V215H226ZM11 215V216H10ZM28 215V216H27ZM72 215V214H71ZM76 215V216H75ZM87 215V216H86ZM88 215L89 216H91L89 219H91V220H89V222L88 221H86V220H88ZM126 215V216H125ZM143 215V216H142ZM145 215V216H144ZM151 215H153V217L154 218H152L151 217ZM166 215H168V217L166 216ZM173 215V214H172ZM208 215V214H207ZM216 215V214H215ZM262 215V216H261ZM33 216V217H32ZM35 216V217H34ZM37 216V217H36ZM97 216V217H96ZM130 216H132V218L130 217ZM135 216H137V217H135ZM199 216H201V217H199ZM210 216H212V217H210ZM220 216H223L224 217V219L225 220H223V221H225L226 223L224 224H222L221 222V220L220 221H217L218 220V218H220ZM26 219H25V218ZM47 217V218H46ZM74 217V218H73ZM110 217V218H109ZM123 217H125L126 219H127V217H130V219H127L128 221V223H126V221L125 220H123ZM148 217H149V219L151 218V220L149 221V219H148ZM158 217H159V219H158ZM162 217V218H161ZM202 217L204 218V219H207L208 221H211L212 220V222H211V225H210V229H212L211 230V232L209 231V228H208V224L207 223H210V222H208L207 220H203L202 219ZM223 217H222V219H223ZM42 218V219H41ZM76 218V219H75ZM83 218V219H82ZM96 218H97V220H96ZM107 218L109 219V221L107 220ZM136 218L138 219V220H136ZM142 218V219H141ZM156 218V219H155ZM169 218H170V220H169ZM178 218V219H177ZM2 219V220H1ZM16 219V220H15ZM19 219V220H18ZM53 219V220H52ZM59 219V221L61 222V223H59V221H58V223H57V220ZM63 220V223H62V221L61 220ZM79 219H80V221H79ZM99 219H101L102 221H99ZM131 219H133V220H131ZM146 219V220H145ZM153 219H155L154 220V222H156V223H154V222H152L153 221ZM165 219L167 220L166 221V223L165 222H162V221H165ZM193 219V220H192ZM4 220V221H3ZM29 220V221H28ZM33 220V221H32ZM79 222H78V221ZM130 220V221H129ZM134 220H135V222H136V224H137V222L139 221V223H140V221H142L141 222V226L143 227V228H145V226L147 225V229H143L140 225H139V223L137 224V225H135V222H134ZM148 220V221H147ZM192 220V221H191ZM195 220H196V222H195ZM198 220H200L199 222H200V224H201V221L203 220V221H207V222H204V224H201V225H199V227H200V230H201V228H202V230H203V228L205 227L206 228V230L204 229L203 231H205V232H207V236H209L210 238H212V239H205V237H207L206 235H205V237H204V234L202 235V233H203V231L201 232L200 230H199V228H198ZM213 220H214V222H215V220H216V222H215V224H212L213 223ZM25 221H27V222H25ZM71 221H73V222H71ZM84 223V225L82 224V222ZM91 221V222H90ZM93 221H94V223L96 222V223H101V225L99 224V226H101L104 230H107L106 232L105 231H100L99 233H98V231L99 230H97V231H95L96 229H95V226L97 225L96 223L94 224L93 223ZM132 221V222H131ZM176 221V222H175ZM180 223H179V222ZM194 221V223L196 224H194L195 225V227L193 226V224H192V222ZM203 221H202V223H203ZM7 223L8 222H10L9 220H7L6 221ZM22 222H24V223H22ZM28 222H32V223H34V227L33 226H31L32 224H29ZM48 222H49V224H48ZM54 222V223H53ZM76 222V223H75ZM106 224V225H104V223ZM129 222H130V225H129ZM144 222V223H143ZM159 222V223H158ZM219 222L223 225V226H221V225H218V227L216 226V223H218L219 224ZM2 223L0 224V227H1V230H5L4 229V227L2 226ZM6 223V224H7ZM11 223V222H10ZM10 223H8V224H10ZM16 223V224H17ZM22 223V224H21ZM88 223H90V224H93V225H90V224H88ZM115 223V224H114ZM171 223H173V224H171ZM182 223H184V224H182ZM24 224V225H23ZM28 224V225H27ZM39 224V225H38ZM54 224V225H53ZM57 224V225H56ZM127 224H128V226H127ZM131 224H133V225H135V227L138 229V231H137V229L135 230L134 228L132 229L131 228ZM142 224H144V225H142ZM156 224V225H155ZM160 224V225H159ZM161 224H162V226H161ZM166 224V225H165ZM169 224H171L170 226H171V228H169V230L170 229H175V231H173V230H170L171 232H169V230H168V232H166L165 230H164V228H166V229H168L167 227L169 226ZM185 224L186 225H188L187 227H189V228H187V230H185V228L186 227H183V225L185 226ZM227 224H228V226H229V228H228V226H227ZM259 224H260V226H259ZM262 224V225H261ZM22 225V226H21ZM61 225V226H60ZM62 225L65 227V229H62L61 227H62ZM69 226L70 228H73V227H75L76 225L79 227V226H81L82 225V227H86L87 225H88V227L87 228H85L86 230H85V234L83 235V232H84V228H80L79 227V231L80 232H82V239L85 237V235L87 236V234H89L88 233V228H89V230L91 229V227H94V231H93V233L92 234H94V235H96V241H97V243L95 242V240L93 239V242L91 241L92 239L91 238H93L92 236H90L91 235V233L88 235V236H90V237H88V238H90V240L88 241L87 240V237H86V240H85V238L82 240L81 239V237H79V235H80V233L78 232V231H76L75 230V228L73 229L75 232H73V230H71V232H73V233H71L70 231H68V229H66V226ZM72 225H73V227H72ZM90 225V226H89ZM125 225H126V227H125ZM141 227V228H138L139 226ZM157 225L158 226H161L160 228H162L163 226H164V228H163V230H164V232H166V233H170V237L168 236V235H166V234H163L164 232H162L163 230H161L160 229V231L162 232H160L158 229V231H155V227L154 226H156L157 227ZM208 225V226H207ZM214 225H215V229H214V231H213V227H214ZM7 226V227H6ZM28 226H30L32 229L33 228H37V227H39V228H37L36 229V231L35 232H37V234L29 227L28 228ZM47 226V227H46ZM50 226V227H49ZM55 226H57V228H56V230H54L55 228L54 227ZM67 226V227H68ZM76 226V227H77ZM103 226H105V228L103 227ZM153 226V227H152ZM169 226V227H170ZM227 226V227H226ZM261 226H262V228H261ZM11 227V226H10ZM23 227V228H22ZM26 227L30 230H26ZM45 227V228H44ZM49 227V228H48ZM59 227V228H58ZM63 227V228H64ZM68 227V228H69ZM98 229H99V227H98V225L96 226ZM133 227V226H132ZM194 227V228H193ZM220 227H226V228H222V230L220 231ZM240 227V228H239ZM258 227H260L261 229H259L258 230ZM18 228V229H17ZM43 228V229H42ZM46 228H48L47 230H46ZM61 228V229H60ZM108 228V229H107ZM113 228V229H112ZM149 228H151V229H149ZM159 228V227H158ZM183 228H184V232H187V233H185L184 235H188V236H186V242L185 241H183V239L185 238V236L183 237V239L182 238H179L180 236L182 237L183 236V234H182V232L181 231H183ZM197 228H198V230H197ZM77 229V228H76ZM128 230V231H126V230ZM139 229L141 230V229H143L141 232L139 231ZM180 229V230H179ZM226 229V230H225ZM0 230V231H1ZM16 230H19V232L18 233H20L21 232V236L20 235H15V232H16ZM43 230H45L44 232L47 234V232H48V234L49 235H44L45 233L43 232ZM60 230H62L61 232H58V231H60ZM63 230H67V235H66V233H63L64 231ZM78 230V229H77ZM93 229H91V231H92ZM100 230H101V228H100ZM130 230V231H129ZM148 231L147 232V234L148 233H150L149 235H147L146 234V232L145 231ZM208 230V231H207ZM252 230H254L253 231V233H252ZM257 230L259 231V232H257ZM14 231V234L12 233ZM25 231H27L28 233H26ZM40 231V232H39ZM57 231V233H54V232H56ZM218 231H216V233H218ZM32 232H34L33 233V235H31L32 234ZM70 232V233H69ZM77 232L79 233V235L77 234ZM128 232H130V234L131 235H128L127 233ZM137 232H139V233H137ZM155 232V233H154ZM159 232V233H158ZM191 232V233H190ZM226 232H229V234L227 235L226 234ZM261 232V233H260ZM2 233H0V235L2 234ZM17 233V232H16ZM29 233H30V235L33 237V239L32 240H28V242H26V237H31L30 235H29ZM39 233V234H38ZM42 233H44V234H42ZM59 233V235L61 234V233H63V234H61V238L60 237H56V235ZM142 233V234H141ZM156 233H158V234H156ZM179 233V234H178ZM190 233V234H189ZM200 233H201V235H200ZM212 233H214V235L212 234ZM220 233H219V235H220ZM255 233V234H254ZM259 233V234H258ZM6 234V233H5ZM13 235V237H14V240H16V241H14V243L12 242L13 241V238L11 237V235ZM27 234V235H26ZM34 234H36L37 235V237H39V235H41L40 236V238L41 239H43V241H39L38 242V239H36V237L34 236ZM56 234V235H55ZM75 234H77L76 236L77 237H79V240H80V242H79V244H77V242L76 243H74L73 244V240L75 239V241L77 240L76 238H74V237H76V236H74ZM135 234H137V235H135ZM141 234V235H140ZM174 235L173 237H172V235ZM180 235L179 237H178V239H179V241H178V239H177V237H175V236H178V235ZM193 234V235H192ZM80 235V236H81ZM97 235L99 236V238L97 237ZM125 235H127V238H128V241H129V239H130V236H131V239H130V241L128 242L127 241V239H125ZM134 237H133V236ZM163 236V237H161V236ZM194 235H198V236H194ZM253 235V236H252ZM258 237V239L256 238V236ZM15 236H16V238H15ZM18 236V237H17ZM20 236V237H19ZM23 236L25 237V238H23ZM44 236V237H43ZM47 236V237H46ZM58 236V235H57ZM65 238H64V237ZM100 236H101V238H100ZM116 237L115 239L117 240L118 238H121V239H123V241H124V239H125V241H124V245H123V243H121V245H122V247H120L121 245H120V243H117V245L121 248V249H119V248H116V247H118L116 244H115V242H117V241H114V243H113V241H112V238L111 237ZM194 236V237H193ZM216 237H217V235H215ZM28 237V238H29ZM71 237H73V239L71 238ZM114 237H113V239H114ZM149 237V238H148ZM165 237V238H164ZM167 237V238H166ZM190 237H193L194 239L196 238V237H198V238H196L195 239V241H194V239H193V241L191 242V238ZM11 238V239H10ZM17 238H21V239H24V241L23 240H21L22 242H24V243H22L23 244V246H22V244H21V241L19 242V241H17L18 239ZM34 238L36 239V242L34 241ZM39 238V239H40ZM47 238V239H46ZM57 238V239H56ZM67 238H70L69 239V242H67L68 241V239ZM111 238V239H110ZM134 240H133V239ZM143 238V239H142ZM161 238H162V240L164 241V242H162L161 243ZM170 240H169V239ZM175 238L177 239L176 240V242L178 241V242H180L181 244H182V246H181V244L179 243L178 244V242L175 244ZM260 238V239H259ZM0 239H1V236H0ZM65 239H67L66 240V242H65ZM98 239L100 240V239H102L103 241H104V239H107L106 241L107 242H104V244H103V241L102 240H100V241H98ZM108 239H110L111 241H109ZM140 239V240H139ZM145 239H149L147 242H145L146 240ZM151 239V240H150ZM165 239V240H164ZM166 239H168V241H170L169 243H167L168 241L166 240ZM174 240V242H173V240ZM226 239V240H225ZM59 240H62V243H60V241ZM72 240V241H71ZM134 241V242H138L139 243V245H140V243H141V240H142V242L143 243H141V244H145V245H147V246H145V247H147V248H145L144 249V246L141 248V246H139V245H134L133 247H132V244L131 243H133L132 241ZM138 240V241H137ZM145 240V241H144ZM153 240V241H152ZM155 240H157V242H158V240H159V244H161L162 245V247L164 246V249H166V250H169V251H171V253H166L165 252V254H169V255H174V256H169V255H165L166 257H164L163 256V254H164V251H166V250H164L163 248V250L161 249V247L159 248L158 246V248L160 249V252L158 251V248L155 246V248L157 249V250H155L154 252L156 253V252H158V254H159V256H160V253L162 254V256H158V254H152L151 252H153V251H151L152 249H153V247L152 246H154L156 243L154 242ZM181 240L183 241V243L181 242ZM210 240V243L212 242L211 240H215V241H213V243L215 244V242L217 241V243L214 245L215 247L214 248H212L213 250L215 249L216 251H217V253H214V252H212L211 253V256L209 257L208 255H210V253L209 252H211L210 251V249H209V252L207 253V250L206 249H208V248H204V249H202V246L205 244L204 242H206V244L203 246V247H207L210 243L209 242H207V241H209ZM223 240V241H222ZM225 240V241H224ZM260 240H262V241H260ZM84 241V242H83ZM91 241V243H89ZM122 241V242H123ZM167 241V242H166ZM244 241V242H243ZM9 242V243H8ZM38 242V243H37ZM44 242V243H45ZM86 242H87V244H88V252H91V253H89V255H88V253H86L87 251H85L84 250V248H86L85 246H86ZM113 244H112V243ZM119 242V241H118ZM120 242H121V240H120ZM127 242V243H126ZM154 242V243H153ZM171 242H172V244H171ZM197 242V243H196ZM202 242V243H201ZM234 242V243H233ZM263 243V246L261 247L260 246V244L259 243ZM3 243V244H2ZM10 243H12V244H10ZM27 243V244H26ZM47 243L46 244H44V245H47ZM60 243V244H59ZM65 243H69V245H72L73 247H75V246H77V245H82V246H78V247H81L80 249H78L79 251L81 250V252L79 253V251L78 252H74L75 250H72V249H75L76 248V251H77V248L78 247H75V248H72V246H69V245H63V244H65ZM108 243V244H107ZM111 243V244H110ZM137 243V244H138ZM150 243V244H149ZM163 243H165V244H163ZM167 243V244H166ZM173 243H174V247L173 248H171L172 247V245H173ZM194 244V245H196V244H198V243H200V244H203L202 246L200 245V246H198V245H196V246H198V247H196L195 246V248L193 247L194 245H192V247L190 246V245H188V246H186L185 244ZM207 243H209V244H207ZM212 243V244H213ZM230 243H233V244H231V245H229ZM34 244V245H33ZM98 246H97V245ZM116 245V247H115V245ZM130 244V245H129ZM151 244H154V245H152V246H150ZM212 244H210V245H212ZM235 244V246H232V245H234ZM9 245V246H8ZM27 245V246H26ZM28 245H30V247L28 246ZM33 246V248H37L38 247V250L36 249H33L32 248V246ZM75 245V246H74ZM96 245V247H94ZM103 245H106V247L105 248H110V249H106L105 250V248H104V246ZM112 245V246H111ZM114 245V246H113ZM148 245H149V247H148ZM160 245V246H161ZM207 245V246H206ZM209 245V246H210ZM227 245H229V248H226L227 247ZM240 245V246H239ZM256 247H255V246ZM34 246H36V247H34ZM41 246V247H40ZM48 246V245H47ZM50 246V245H49ZM46 247V248H49V250H50V252L49 253H51V251L52 250H54L53 248H51L50 249V247ZM64 246V247H63ZM66 246V247H65ZM70 247L69 249H67L68 247ZM89 246L92 248V251H90V249L91 248H89ZM129 246V247H128ZM130 246L132 247L131 248V250L130 249H128V248H130ZM139 246V247H138ZM168 246H171L170 248H168ZM176 246V247H175ZM179 246V247H178ZM184 246H186L188 249L191 247V248H193L194 249V251H196L197 249L196 248H198L199 249V251L201 252H199L198 250V252H199V254H198V252L196 251L195 253H197L198 254V256L196 257V258H198V259H193L194 258V251H193V249L192 250H189L188 251V249L186 248V247H184ZM208 246V247H209ZM224 246H226V247H224ZM25 247H29V248H31L30 250H28L27 248H26V251L24 250V248ZM44 248V252H42V251H40V250H42V249H40V248ZM98 247H100V249L98 248ZM102 247V248H101ZM128 247V248H127ZM150 247H152L151 248V250L149 249ZM184 247L185 249L183 250L182 248ZM202 249V250H200V248ZM211 247V246H210ZM212 247H213V245H212ZM233 247H235L236 249H234ZM72 248V249H71ZM95 248H97V249H99V251L98 250H96ZM178 248H180L179 250H178ZM190 248V249H191ZM230 248H231V250H230ZM255 248H257V249H255ZM12 249V250H11ZM118 249V250H117ZM137 249V250H136ZM148 249H149V251H148ZM186 249H187V252H186ZM219 249V250H220ZM221 249V250H222ZM232 249H234V250H232ZM22 250L23 251H25V254H24V252H22ZM39 251V253L37 254V255H33V253H36V252H33V251ZM58 250H61L60 251V253H58ZM69 251V252H71V253H78L77 255L75 254V256H77V258H78V255L79 256H81V257H84L85 256V254L87 255V258H85L84 260L86 261V260H88L89 262H83V259H81V262H78V260H76L77 258L75 257L74 259H73V256H72V254H70L69 252H67V251ZM83 250H84V252H83ZM117 250V251H116ZM125 251L126 250V252H123L122 253V251ZM127 250H129V251H127ZM132 250H134L133 251V254L130 252V251H132ZM161 250L163 251V253L161 252ZM177 252H176V251ZM181 250V251H180ZM214 250V251H215ZM235 250H237V253H236V255H235ZM241 250V251H240ZM30 251H32V252H30ZM93 251H94V253H93ZM139 253H138V252ZM141 251V252H140ZM147 251H148V253H147ZM191 251V252H190ZM232 251H233V253H232ZM55 252V250H54V253H56ZM95 252H96V254H95ZM97 252L99 253V256L97 255ZM130 253V255H129V253ZM153 252V253H154ZM189 252H190V254H189ZM192 252H193V254H192ZM255 252H258L257 254L259 255V253H261L259 256L257 255L256 256V253ZM23 253V254H22ZM28 253H29V255H30V253L32 254L31 255V257L29 256H27L28 255ZM48 253V252H47ZM46 253V254H47ZM54 253L52 252L51 254H48L47 256L48 257H50L49 255H51V257L52 256H54ZM68 253L70 254V256L68 257L67 255H68ZM115 253H117L118 255H116ZM136 255H139V256H136ZM173 253V254H172ZM203 253V255H200V254H202ZM204 253H206L205 255H204ZM230 253H232L231 255H229ZM246 255H245V254ZM27 254V255H26ZM127 254V256H130V257H127V256H125ZM146 254H148V255H146ZM152 254V256L150 257V255ZM188 254V255H187ZM25 255L28 257H25ZM42 255L43 254H41L40 255V258L42 257ZM83 255V256H82ZM116 255V256H115ZM124 255V256H123ZM134 255V257H138V260H136V262H134L135 261V258H133L132 256ZM155 255H156V257H155ZM220 255V254H219ZM232 255H233V257L235 256V258H236V256L238 255V257L235 259V258H233L232 257ZM254 255V256H253ZM24 256V257H23ZM36 256H37V258H36ZM45 256V255H44ZM47 256H46V258L45 257H43V258H45V259H43V261H41V262H44L45 260H47V261H49L51 258H47ZM59 256V257H60ZM72 256V257H71ZM120 256V257H119ZM167 256H169V257H167ZM190 256H193V258L192 257H190ZM206 256V257H205ZM225 256V257H224ZM232 258H231V257ZM245 256V257H244ZM247 256V257H246ZM249 256V257H248ZM13 257L16 259L15 261H13L14 259H13ZM33 257H34V259H33ZM55 257V256H54ZM71 257V258H70ZM91 257V258H90ZM105 259H104V258ZM117 257H119L120 259H121V257H123V259L125 260V258L126 259H128V260H125V261H123V259H122V261L120 260V259H118ZM125 257V258H124ZM143 257H145L144 259H143ZM171 257V258H170ZM212 257V258H213ZM220 257V258H219ZM227 257V258H226ZM251 257V258H250ZM18 258H20V259H18ZM24 258V259H23ZM28 260H30V262L29 261H27V259ZM56 258V257H55ZM54 258V259H55ZM70 258V259H69ZM107 258V259H106ZM111 258H114L115 259V261L113 262V260L111 259ZM130 258L132 259L131 261H133L132 263H131V261H130V263L128 262V263H126V261H129L130 260ZM139 258H141L140 260H142L143 259V262L142 261H140L139 260ZM167 258H170V259H172L173 258V260H172V262H171V260H169V259H167ZM175 258V259H174ZM191 258H192V260H191ZM222 258V259H223ZM241 258H242V260H241ZM259 258H261L262 259V261L259 259ZM3 259V260H2ZM11 259V260H10ZM37 259V263L39 264V260ZM49 259V260H48ZM57 259V258H56ZM55 259V261H58V259L56 260ZM62 259H63V261H62ZM69 259V260H68ZM109 259V260H108ZM157 259V261L158 262H160L159 260ZM179 259V260H180ZM182 259V261L183 262H181V260L180 261H178V262H176V263H180L181 262V264H184V260ZM189 259H187V260H189ZM222 259H220V260H218L216 263L217 264H221L222 262H224V261H222ZM229 259H228V261H229ZM23 260H25V261H27V262H23ZM91 260V261H90ZM112 260V262H109V261H111ZM120 261V263H119V261ZM201 260H203V259H201ZM212 260V259H211ZM232 260V261H231ZM234 260V261H233ZM244 260V261H243ZM256 260V261H255ZM47 261H45V263L44 264H49V262H50V264L52 263H54L53 262V260H51V261H49V262H47ZM149 261V260H148ZM152 261V260H151ZM157 261H153V262H151V264H153L154 262H157ZM221 261V262H220ZM227 261V262H228ZM238 261L236 262V264H238ZM247 261V262H246ZM19 262H21V263H19ZM32 263V264H36V263ZM40 262V263H41ZM118 262V263H117ZM123 262H125V263H123ZM145 262V263H144ZM168 262V263H169ZM220 262V263H219ZM227 262H225L226 264H228ZM58 262H57V264H59ZM148 263V262H147ZM149 263H150V261H149ZM148 263V264H149ZM175 263V264H176ZM224 263V264H225ZM240 263V264H241ZM13 264H16V263H13ZM42 264V263H41ZM54 264H56V263H54ZM155 264H158V263H155ZM186 264V263H185ZM229 264H231V263H229ZM244 264V263H243Z\"/></svg>",
    "mask_w": 264,
    "mask_h": 264
},
{
    "label": "bare ground",
    "instance_id": "6f19581e",
    "mask_svg": "<svg viewBox=\"0 0 264 264\" xmlns=\"http://www.w3.org/2000/svg\"><path fill=\"white\" fill-rule=\"evenodd\" d=\"M1 1H3V2L5 3V8H4V9H3L2 6H1V5H3L4 3L2 2V4H0V6H1L0 9H2V12L0 11V12L2 13V14L0 13V15H1V16H0V17H1V19H0L1 22H0V23H1V27H2V28H3V26H2L3 24L5 25L4 27L7 28V26H6V24H5V19H6V21L10 19V24H9V26H8L9 28H10V27H11V28H13V27L16 28V26H17L16 21L13 20L12 17L8 19V18H6V16H7V17H8V16L10 17V16L12 15V16L14 17L15 15L18 14V17H17L18 19H19V18H22V17H23V19H25V15H26V13L24 14V12H25L24 9L26 8L25 10H27V8H29L28 10H31V12L29 11L27 14H30V13L34 12V10H32V8L35 9V7H33V6H36V4H33L32 7H31V4H32V3H31V4H30V3H26L28 0H1ZM34 1H35V3L38 4L37 7H38L40 4H41V7H42L43 5H44V6H47V5H45L44 3H45V2H50V5H48V7L51 6V7H50L51 9H50V8L47 9V7H45V11H46V10L49 11V12H46V14L48 13V15H56L55 13H56L57 11L59 12L58 9H60V11H61V8H60V7L57 9V7L53 6V5H55V4L58 6L57 2H54L55 4L51 5V2H52L51 0H50V1H48V0L45 1V0H44L45 2H43V1H41V0H40V1H39V0H34ZM34 1L31 0V2H34ZM36 1H37V2H36ZM55 1H58V3H59V0H55ZM63 1H64V0H63ZM71 1H72V0H71ZM79 1H81V0H79ZM84 1H88V0H82V2H83L82 5H86V4H84ZM136 1H137V0H136ZM147 1H148V0H147ZM160 1H162V0H160ZM163 1H164V0H163ZM170 1H171V0H170ZM173 1H174V0H173ZM178 1H179V0H178ZM181 1H183L184 3L182 2V4H180V3L178 2V5L180 4L179 7H180V9L182 8V11H181V10L179 9V7L177 6V3H176V6H177L176 8H177L178 11H180V12L182 13V12H184L183 8L185 7V5H186L187 3H185V0H181ZM181 1H180V2H181ZM236 1H238V0H236ZM236 1H235V2H236ZM241 1H242V0H241ZM247 1H248V0H247ZM251 1H252V0H251ZM255 1H256V0H255ZM29 2H30V0H29ZM38 2H41V3H38ZM64 2L66 3V1H64ZM143 2H146V1H143ZM154 2L156 3V1H154ZM176 2H177V1H176ZM221 2H222V1H221ZM230 2H231V1H230ZM232 2H233V1H232ZM243 2H244V1H243ZM248 2H250V1H248ZM140 3H141V1H140ZM160 3H161V2H160ZM162 3H164V2H162ZM162 3H161V5H158L159 3H157V5H158V9H159V10H160V8H161V7H159V6H162ZM190 3H191V2H189V4H190ZM207 3H208V2H207ZM237 3H238V2H237ZM239 3H242V2L239 1ZM26 4H29V7H28V5L26 6ZM42 4H43V5H42ZM47 4H49V3H47ZM67 4H68V3H67ZM90 4H91V3H90ZM100 4H101V3H100ZM136 4H137V3H136ZM136 4H135V5H136ZM141 4H142V3H141ZM145 4H149V1H148V3L146 2ZM145 4H142L141 9L143 8V5H145ZM151 4H152V2H151ZM151 4H149V7H152ZM170 4H173V2H172V3L170 2ZM170 4H169V5H170ZM208 4H209V3H208ZM233 4H235V3H233ZM233 4H232V5H233ZM244 4H248V3H244ZM244 4H243V5H244ZM249 4H250V3H249ZM256 4H258V3L256 2ZM59 5H61V0H60ZM63 5H64V3H63ZM76 5H79V4H77V3L75 2V7H76ZM137 5H138V4H137ZM150 5H151V6H150ZM155 5H156V4H154V8H153V9H155V8L157 7V6L155 7ZM163 5L166 7V4H163ZM173 5H175V4H173ZM173 5H172V6H169V8H168V5H167L166 9L168 8L170 12H171V10L173 9V10H172L173 12H175V13H180V12H178V11H176V10L174 11V7H175V6L173 7ZM230 5H231V4H230ZM44 6H43V7H44ZM67 6H68V5H66V9L68 8ZM72 6L74 7V5H72ZM79 6L82 7V9H81L80 7H77V8H80L82 11H83V9H84V12H86V13L88 12L89 14H91L92 9H88L89 11L91 10L90 12H89V11H85V8H87V7H86L87 5H86L85 7H83V6H81V5H79ZM235 6H237V5L235 4ZM240 6H242V5H240ZM30 7H31V8H30ZM37 7H36V9H37L36 11H38V13H39V11L41 12V10H43V7H42V9H40V10H38V8H41V7H40V6H39L38 8H37ZM137 7H138V6H137ZM144 7H148V6H144ZM171 7H172V8H171ZM202 7H203V6H202ZM205 7H206V6H205ZM208 7H209V6H208ZM220 7H221V5H220ZM224 7H225V6H224ZM227 7H228V6H227ZM238 7H239V6H238ZM238 7H237V8H238ZM245 7H246V6H245ZM250 7H251V6H249V8H246V9H250ZM253 7H254V6H253ZM53 8H55L56 12H55V10H53V11H52L53 14H49L50 11H51ZM63 8H64V7H63ZM71 8H72V7H71ZM71 8H70V9H71ZM88 8H89V7H88ZM95 8H96V7H95ZM176 8H175V9H176ZM216 8H217V7H216ZM230 8H231V7H230ZM235 8H236V7H235ZM237 8H236V9H237ZM240 8H242V7H239V9H240ZM243 8H244V6H243ZM251 8H252V7H251ZM255 8H258L257 5L255 6ZM68 9H69V8H68ZM73 9H74V8H72V10H73ZM80 9H79V10H80ZM145 9H146V8H144V11H143L144 13H143V12L140 10V8H139V10L141 11L142 14H145V12H146ZM148 9H150V8H148ZM158 9H157V10L155 9L157 12L154 10V11H155V14L152 15L153 17H155V15L157 16V14H160V13H163V15H164V14H165L164 12L168 11V9H167V10H166V9L163 10V8H161L163 12L161 11V12L158 13ZM170 9H171V10H170ZM185 9H186V8H185ZM209 9H210V8H209ZM217 9H218V8H217ZM225 9H226V8H225ZM231 9H234V8H231ZM261 9H262V8H261ZM74 10H75V9H74ZM86 10H87V9H86ZM142 10H143V9H142ZM146 10H147V9H146ZM234 10H235V9H234ZM244 10H245V9H244ZM252 10H254V9H252ZM255 10H256V9H255ZM255 10H254V11H255ZM257 10H258V9H257ZM36 11H35L36 14L34 13V15L37 16L38 13H37ZM45 11H44V13H45ZM63 11H64V10H63ZM65 11H66V10H65ZM77 11H78V10H77ZM109 11H110V10H109ZM137 11H138V10H137ZM169 11H168L167 13L170 14ZM187 11H188V10H187ZM190 11H191V10H190ZM209 11H210V10H209ZM215 11H216V10H215ZM249 11H251V9H250ZM249 11H248V12H249ZM259 11H260V9H259ZM262 11H263V10H262ZM262 11H261V12H262ZM19 12H20V13L22 12V14H24V16H22V14H21V17H20V15H19L20 13H19ZM61 12H62V11H61ZM61 12H59V13H61ZM66 12H67V11H66ZM74 12H75V11H74ZM74 12L71 11L72 14H73ZM80 12H81V11H80ZM113 12H115V11H113ZM113 12H110V14L112 15ZM149 12H150V11H149ZM149 12L147 11L148 14H149ZM152 12H153V11H152ZM173 12H171V13H173ZM194 12H195V11H194ZM203 12H204V11H203ZM205 12H206V11H205ZM221 12H222V11H221ZM234 12H235V11H234ZM236 12H237V14H239V13H238V12H239L238 9H237ZM246 12H247V11H246ZM248 12L246 13L247 15L250 13V12H249V13H248ZM255 12H257V11H255ZM16 13H17V14H16ZM44 13H42L43 15H40V14H39V15H38L39 18H40V17L43 18ZM88 13H87V15L85 16V19H86V17L89 16ZM115 13H116V12H115ZM141 13H140L139 15H142ZM147 13H146V14H147ZM156 13H157V14H156ZM184 13H186V10H185ZM195 13H196V12H195ZM206 13H207V12H206ZM257 13H258V12H257ZM262 13H263L262 17H264V12H262ZM63 14H64V13H62V15H63ZM76 14H77V13H76ZM92 14H95V13L93 12ZM191 14H193V12H191ZM214 14H215V13H214ZM233 14H234V13H233ZM235 14H236V13H235ZM244 14H245V12H244ZM253 14H254V12H253ZM3 15H4V16H3ZM34 15L31 14L32 17L30 16L31 22L34 21V20H36V21L40 20L38 17H34ZM48 15H47V16H48ZM59 15H61V14H57V15H56L57 17H56V16H55V17L58 19V16H59ZM62 15H61V16H62ZM64 15H65V14H64ZM66 15H67V14H66ZM163 15H161V17H159V18H160L159 21L157 20L158 24H159V22L161 21V18L163 17ZM189 15H190V14H189ZM223 15H226V14L224 13ZM250 15H251V13H250ZM47 16L45 15V17H44L46 20H44V19L40 20V21L43 22V27H44V25L49 24V23H50V24H49L48 26L51 27V22L48 23V21H50V20H53V21L56 20V22L58 23L62 18H64V16H62V18L59 17L60 20L58 19L59 21H57V19H56L55 17H53V16L51 17V16H50V18H51V19H50V18H47ZM92 16H94V15H91V17H92ZM108 16H109V15H105L104 20H103V17H102V16H101L102 19H100V18L98 19V18H97L98 16H97V17L94 16V17L97 18V19L100 20V21H101V20L105 21V19L107 20V18H110V19H111V17H112L113 15L110 16V17H108ZM115 16H116V15H115ZM142 16H143V15H142ZM149 16H150V17L148 18L146 15H144V17H147V18L151 21L153 17H151V15H149ZM158 16H159V15H158ZM166 16H167V15H166ZM166 16L164 15L165 19H166ZM240 16L243 17L242 15H240ZM251 16H252V15H251ZM253 16H254V15H253ZM259 16H261V15H259ZM26 17H27V16H26ZM28 17H29V16H28ZM33 17L36 18V19H33ZM65 17L68 18L67 16H65ZM75 17H76V16H74V18H75ZM91 17L89 16L90 19L93 18V17H92V18H91ZM171 17H172V16H171ZM217 17H218V16H217ZM220 17H221V16H220ZM220 17H219V18H220ZM222 17H223V16H222ZM246 17H247V16H246ZM255 17H258V15L255 16ZM77 18H78V17H77ZM95 18H93V19H95ZM116 18H117V17H116ZM120 18H121V17H120ZM122 18H124V17H122ZM139 18H140V17H139ZM168 18H169V17L167 16V19H168ZM172 18H173V17H172ZM172 18H169L171 22H173V20H171ZM175 18H176V17H175ZM189 18H190V17H189ZM247 18H248V17H247ZM247 18L244 19V20H245V23H246V20H249V18H248V19H247ZM2 19H4V20H2ZM14 19H15V18H14ZM32 19H33V20H32ZM37 19H38V20H37ZM54 19H55V20H54ZM78 19H79V18H78ZM80 19H82V18L80 17ZM90 19H89V21H90ZM97 19H96V20H97ZM112 19H113V17H112ZM142 19H143V18H142ZM144 19H145V18H144ZM169 19H168V20H169ZM173 19H174V18H173ZM183 19L185 20V18H183ZM190 19H191V18H190ZM227 19H228V18H227ZM227 19H226V20H227ZM234 19H235V18H234ZM239 19L242 20L241 22H243V19H241V18H239ZM19 20H20V19H19ZM26 20H27V19H26ZM98 20H97V21H98ZM138 20H139V19H138ZM149 20H146V21L149 22ZM153 20H154V18H153ZM231 20H232V19H231ZM36 21L32 22L31 25H32V26L37 25V24L35 23ZM64 21H66L65 18L62 19V21H60L61 24H64L63 26H62L60 23H59V25H58V26H62L63 29H64L65 27H67V26H65V22H64ZM69 21H70V20H69ZM85 21H86V20H85ZM103 21H102L101 23L99 22L100 24H99V26L97 27V28H99V29H103L104 27L107 29V30H106V29L104 28V29H105V33H101V30H100V34H101L102 36H103L104 34H109V33H108V32H109V31H108V30H109L108 27L110 28V27H111V24L115 23L114 21H113L112 23H110V22L107 20L108 23H109V24H108V23L105 21V23H107V25H109V26H107L106 24L103 23ZM110 21H111V20H110ZM116 21H117V20H116ZM143 21H144V20H143ZM154 21H156V19H155ZM162 21H164V19H163ZM162 21H161V22H162ZM179 21H180V20H179ZM185 21H186V20H185ZM17 22H18V21H17ZM19 22H21V20H20ZM19 22H18V25H19V27H20V25H22V26L20 27V28L22 29V27H24V25H23L22 22H21L22 24H19ZM23 22H24V20H23ZM42 22H40L38 28H36V29H35V27H34V29H33L32 26H29L30 24H28V22H25V23L28 24V26H27V27H29L28 30L30 31V30H31L30 28H32L34 31L31 30L30 32H28V35H26L27 33L24 34V35H26L27 37L30 38V35H31L33 32L36 34L37 31H38V32L41 31ZM56 22H55V23H56ZM63 22H64V23H63ZM73 22H74V21H73ZM75 22H76V21H75ZM81 22H82V20H81ZM123 22H124V21H123ZM147 22H146V23H147ZM157 22H156V23H157ZM167 22H168V21H167ZM171 22H168L170 28H171V26H172V28H173L174 26L177 27L178 24H177V22H176V19H175L176 25L173 26V23L171 24ZM175 22H174V23H175ZM209 22H210V21H209ZM232 22H233V21H232ZM234 22H235L236 24H238V23H237V19H236V21H234ZM238 22L240 23V21H238ZM248 22H249V21H248ZM6 23H7V22H6ZM44 23H45V24H44ZM53 23H54V22H52V26H53ZM117 23H118V21H117ZM119 23H121L120 20H119ZM124 23H126V22H124ZM130 23H131V22H130ZM146 23L144 22V23L142 24V29H144V31H145L146 27L143 28V26H145V25H146V26L151 25V24H149V23H148V25H147ZM151 23H152V22H151ZM154 23H155V22H154ZM162 23L165 24V22H162ZM182 23H183V22H182ZM251 23H252V22H251ZM27 24H26V25H27ZM90 24H91V22H90ZM102 24H104L105 26L102 25ZM127 24H129V22H128ZM127 24H126V25L124 24V27L126 26V28H127V29L124 28V30H126L125 33L127 34L126 37H128V32H127V30L129 29L130 31H129V30H128V31H129L130 33H131V30H132L131 27H130V28L127 27ZM136 24H137V23H136ZM164 24L161 25V26H165V27H167V25H164ZM170 24H171V25H170ZM202 24H204V23H202ZM213 24H214V23H213ZM213 24H212V25H213ZM231 24L233 25V23H231ZM240 24H242V23H240ZM240 24H238V25L235 26V27H237V28L239 27V28L241 29V28H244V26H246L247 24H248V26H249L250 23H247V24H244V23H243V24H244V25L242 24L243 27H240ZM7 25H8V23H7ZM40 25H41V26H40ZM67 25H68V24H67ZM91 25H92V24H91ZM114 25H115V26H112V27H113V28L115 27V32H116V27H117L118 25H117V26H116V24H114ZM130 25H132V24H130ZM137 25H138V24H137ZM159 25H160V24H159ZM181 25H182V24H181ZM227 25H228V24H227ZM250 25H251V24H250ZM46 26H47V25H46ZM48 26H47V28L49 29ZM72 26H73V25H72ZM86 26H87V25H86ZM86 26H85V24H84V27H86ZM102 26H103V28H101ZM106 26H107V27H106ZM120 26H122V25L120 24ZM179 26H180V25H179ZM191 26L194 27V25H191ZM228 26H229V25H228ZM233 26H234V25H233ZM233 26H232V27H233ZM252 26H254V25L252 24L251 27H252ZM19 27H17L16 29H14V28H13V29H14V30H18V29H19V31H20L21 29H20ZM27 27H24L23 29H25V28H27ZM39 27H40V28H39ZM69 27H70V26H69ZM74 27H75V26H74ZM94 27H95V26L93 25V28H94ZM151 27H152V25H151ZM151 27H150V28H151ZM165 27H163V28H165ZM180 27H181V26H180ZM189 27H190V26H189ZM209 27L211 28V25H210ZM235 27H233V28L235 29ZM44 28H46V27H44ZM47 28H46V29H47ZM58 28H61V27H58ZM93 28H91V29L96 31V29H95V28L93 29ZM122 28H123V26H122ZM132 28H133V27H132ZM153 28H154V27H153ZM167 28H168V27H167ZM170 28H169V29H170ZM7 29H8V28H7ZM13 29H12V30H13ZM42 29H43V28H42ZM48 29H47V32H49V34L55 33V35H56V32H57V31H55V32H51V31H48ZM52 29L54 30V28H52ZM52 29H51V30H52ZM55 29L57 30V28H55ZM77 29H78V28H77ZM82 29H83V28H82ZM82 29H81V30H82ZM85 29L87 30L88 28H85ZM85 29H84V30H85ZM104 29H103V30H104ZM147 29H149V27H148ZM147 29H146V31H145L146 33H147ZM151 29H152V28H151ZM154 29H155V28H154ZM169 29H168V30H169ZM173 29H175V28H173ZM181 29H182V28H180V30H179V28H177V34H178V35H181V34H182V33L178 32V30L181 31ZM195 29H196V28H195ZM219 29H220V28H219ZM223 29H224V28H223ZM226 29H227V28H226ZM240 29H239V30H240ZM9 30H10V29H9ZM14 30L11 31V32L15 34L16 31L14 32ZM43 30H44V29H43ZM53 30H52V31H53ZM61 30H62V29H61ZM64 30H66V28H65ZM110 30H112V29L110 28ZM113 30H114V29H113ZM119 30H120V28H119ZM134 30L137 31L136 33H137V37H138V36L140 35V34H139L140 31L138 32L139 29L137 30V28H136V29L134 28ZM165 30H166V28H165ZM171 30H172V29H170V31H171ZM175 30H176V29H175ZM184 30L186 31V29H184ZM196 30H197V29H196ZM236 30H238V29H236ZM236 30H235V32H236ZM239 30H238V31H239ZM241 30H242V29H241ZM1 31H4V28H3V30H1ZM35 31H36V32H35ZM59 31H60V30H59ZM68 31H69V30H68ZM117 31H118V30H117ZM142 31H143V30H142ZM144 31H143V34H145V37H144V35H142V36L140 35V36H141V37H144V38H147V37L149 38V36L147 35L148 33L146 34V33H144ZM154 31H155V30H154ZM170 31H169V32H170ZM185 31L182 30L183 34H182L181 36H183V40H184V38H186V39L188 40V38H187L188 36H187V37H185L186 35L184 36V34H186V33H184ZM5 32H6V31H5ZM20 32L23 34V33H25V30H24V31L21 30ZM26 32H27V31H26ZM69 32H70V31H69ZM71 32H74V31L71 30ZM102 32H104V31H102ZM106 32H107V33H106ZM159 32H160V31H158V34H160ZM166 32H168V31H166ZM242 32H243V31H241V34L243 35ZM17 33H18V34H17ZM29 33H31V34L29 35ZM45 33H46V32H45ZM63 33H64V32H63ZM66 33H68V32H66ZM80 33H81V32H80ZM80 33H78V34L81 35L82 33H81V34H80ZM116 33H118V32H116ZM133 33H134V32H133ZM172 33L174 34V32H172ZM7 34L10 35V31H9V33H7ZM16 34L19 35V38H18V39H20V34H19L18 31L16 32ZM22 34H21V35H22ZM49 34H48V35L44 34V37H45V35L48 36L47 38H50V41H51V37H49ZM58 34H59V32L57 33V35H58ZM71 34H73V33H71ZM97 34H99V32H97ZM121 34H122V33H121ZM131 34H132V33H131ZM138 34H139V35H138ZM151 34H152V32H151ZM163 34H164V33H163ZM163 34H162V32H161V37H162ZM217 34H218V33H217ZM217 34H216V35H217ZM235 34H236V33H235ZM0 35H1V34H0ZM9 35H8V36H9ZM24 35L21 36V37L23 38ZM32 35H33V34H32ZM32 35H31V36H32ZM38 35H41V36H42L43 34L40 33V34H38ZM52 35H54V34H52ZM83 35H84V33H83ZM87 35H88V34H86V36H87ZM116 35H118V37L121 38V37L119 36V34H116ZM146 35H147V37H146ZM171 35H172V34H171ZM174 35H175V34H174ZM178 35H177L175 38L172 39V38L169 36V33H168L169 40H171V39H172V40L177 39ZM187 35H188V34H187ZM239 35H240V33H239ZM239 35H238V36H239ZM34 36H37V35H33V37H34ZM41 36H39V37H41ZM58 36H59V35H58ZM58 36H57V39H56V40L54 39V43L56 42V43L59 44V43L61 42V41H60V42H57V41H58ZM86 36H85V37H86ZM123 36H124V31H123ZM131 36H132V35H129L130 38H131ZM154 36L156 37V35H154ZM157 36H158V35H157ZM159 36H160V35H159ZM181 36H180V37H181ZM232 36H233V35H232ZM12 37H13V36H12ZM14 37H17V36L14 35ZM14 37H13V38H14ZM39 37H38V38H39ZM74 37H75V36H74ZM76 37H77V36H76ZM76 37H75V38H76ZM82 37H83V36H82ZM104 37H105V35H104ZM137 37L134 39L133 36H132V38L134 39L135 42L137 41ZM155 37H154V38H155ZM161 37H160V38H161ZM164 37H165V35H163V37H162L161 39L163 40ZM199 37L201 38V36H199ZM4 38H5V37H4ZM10 38H11V36H10ZM13 38H11V39H13ZM22 38H21V39H22ZM24 38H26V37H24ZM35 38H36V37H35ZM35 38L33 39L34 42H35V40H36ZM38 38H37V39H38ZM41 38H42V37H41ZM53 38H54V37H53ZM53 38H52V40H53ZM170 38H171V39H170ZM192 38H194V37H192ZM197 38H198V36H197ZM11 39H10V40H11ZM15 39H16V38H15ZM31 39H32V38H31ZM73 39H74V38H73ZM73 39H72V40H73ZM77 39H79V37H77ZM108 39H109V38H108ZM123 39H124V38H122V43H123ZM128 39H129V38H127V40H128ZM181 39H182V38H181ZM198 39H199V38H198ZM201 39H202V38H201ZM212 39H213V38H212ZM215 39H216V37H215ZM215 39H214V40H215ZM233 39H234V38H233ZM22 40H23V39H22ZM27 40H28V39H27ZM42 40H47V39H43V38H42V39L40 40V44L43 43ZM61 40L64 41V40H63V36H62V39H61ZM79 40H81V37H80ZM82 40H83V39H82ZM82 40H81V41H82ZM94 40H95V39H94ZM101 40H102V39H101ZM103 40H104V38H103ZM110 40H111V39H110ZM145 40H146V39H145ZM150 40H151V39H150ZM154 40H155V39H154ZM172 40H171V41H172ZM187 40H186V41H187ZM208 40H211V39H208ZM222 40H223V39H222ZM4 41H5V40H4ZM8 41H9V39H8ZM16 41H18V40H16ZM16 41H15V43H16ZM20 41H21V40H20ZM20 41H19V42H20ZM37 41H39V40H37ZM37 41H36V42H37ZM65 41H66V42H65ZM65 41H64V43H67V44H68V40L65 39ZM86 41H87V40H86ZM113 41H114V40H113ZM129 41H130L129 43H131V39H130ZM171 41H168V42H169V44H171V45H169V46L172 47V43L174 42V43H173V45H174L176 42H175V41H172V43H171ZM176 41H177V40H176ZM184 41H185V40H184ZM184 41H183V42H184ZM203 41H204V40H203ZM36 42H35V43H36ZM87 42H88V41H87ZM126 42H127V41H126ZM138 42H139V41H138ZM140 42H141V40H140ZM140 42H139V43H140ZM146 42H147V41H146ZM148 42H149V41H148ZM148 42H147V43H148ZM157 42H158V41H155V42L153 41V42H151V43H157ZM165 42H166V41H164V44H165ZM178 42L181 43V41H178ZM200 42H201V41H200ZM204 42H206V40H205ZM207 42H208V41H207ZM230 42H231V41H230ZM0 43L3 44V46H1V48H2V47L4 48V47H5V45H4L5 42L3 43V42L1 41ZM6 43H7V42H6ZM8 43H9V42H8ZM21 43H22V42H21ZM29 43H30V42H29ZM31 43H33L32 40H31ZM56 43H55L54 45L57 47V44H56ZM75 43H77V41H76ZM75 43H74V44H75ZM83 43H85V42H83ZM89 43H90V42H89ZM127 43H128V42H127ZM127 43H126V44H127ZM129 43H128V44H129ZM132 43H133V42H132ZM132 43H131V44H132ZM184 43H186V42H184ZM188 43H190V42H188ZM211 43H212V40H211ZM216 43H217V42H216ZM219 43L222 45L221 41H220ZM219 43H217V44H219ZM10 44H11V41H10ZM18 44H19V43H18ZM25 44H26V42H25ZM25 44L22 43L21 45H23V46L25 47ZM33 44H34V43H33ZM38 44H39V43H38ZM43 44H44V43H43ZM43 44H42V45H43ZM48 44H49V43H48ZM48 44L45 43V45H48ZM67 44H66V45H67ZM95 44H96V43H95ZM97 44H99V43H97ZM106 44H107V43H106ZM131 44H129V45H131ZM134 44H135V43H134ZM136 44H137V42H136ZM158 44H159V43H158ZM158 44H156V45L154 44V45L156 46V48H157ZM195 44H197V43H195ZM217 44H216V45H217ZM227 44H228V43H227ZM12 45H13V43H12ZM14 45H15V44H14ZM30 45H31V44H30ZM45 45H44V46H45ZM51 45H52V44H51ZM51 45H50V46H51ZM59 45H60V44H59ZM59 45H58V47H59ZM66 45H65V46H66ZM69 45H70V44H68V45L66 46V48H65V46H64V44H63L64 47H62V45H61V48H64L65 50H67V49H68L67 47H68ZM102 45H103V44H102ZM129 45H128V47H129ZM132 45H133V44H132ZM132 45H131V46H132ZM145 45H146V44H145ZM159 45H160V44H159ZM175 45H176V44H175ZM192 45H193V44H192ZM204 45H205V44H204ZM214 45H215V44H214ZM216 45H215V46H216ZM18 46H20V44H19V45H16V47L18 48L17 50H19V51L23 50L22 47H21L22 49H19ZM38 46H41V45H38ZM52 46H53V45H52ZM70 46H71V45H70ZM90 46H91V45H90ZM90 46H89V44H88V47H90ZM100 46H101V45H100ZM119 46H122V44H121V45L119 44V45L117 46L118 49H119ZM131 46H130V47H131ZM135 46H136V47H135L134 49L136 50L137 45H135ZM142 46H143V45H142ZM163 46L166 47L167 45H166V46L163 45ZM163 46L160 45L159 47H163ZM177 46L179 47V44H177ZM180 46H181V44H180ZM185 46H186V45H183V47H185ZM190 46H191V45H190ZM190 46H189V48H190ZM195 46H196V45H195ZM224 46H226V44H225ZM224 46H223V47H224ZM29 47H30V46H29ZM32 47H33V49H35V50H36V48H37V50H38V48H39V47H35V48H34L33 45H32ZM32 47H30V49H29V48H28V49L26 48V50H28V51H29V50H30V51L32 50V52L34 53V50L31 49ZM53 47H54V46H53ZM71 47H72V46H71ZM93 47H94V46H93ZM122 47H123V46H122ZM125 47H126V45H124V47H123L122 49H124ZM159 47L157 48V50L160 51V52H159L160 54H158V52H157V55L161 57V54H162L161 51L164 50V47H163V48H159ZM175 47H176V46H175ZM192 47H193V46H192ZM219 47H221V46H219ZM219 47L217 46L216 48H219ZM10 48H11V47L9 46V48H7V49L10 50ZM43 48H45V47H43ZM43 48H41V49L43 50V54H40L41 56L44 55L45 53H48V54L50 53V52H47L48 50H46V48H45V49H43ZM47 48L49 49V48H51V47H49V45H48ZM59 48H60V47H59ZM78 48H81V47H78ZM91 48H92V47H91ZM115 48H116V47H115ZM132 48H133V46H132ZM132 48H131V49H132ZM167 48H168V46H167ZM186 48H187V47H186ZM231 48H232V46H230V49H231ZM234 48H235V47H234ZM41 49L39 48L38 51H42ZM55 49H56V50H59V49H57V48H55ZM64 49H62V50H64ZM75 49H76V48H75ZM82 49H83V48H82ZM96 49H98V48H96ZM118 49H117V50H118ZM128 49H129V48H128ZM131 49H130V50H131ZM134 49H132V51H133ZM140 49L142 50V49H144V48H141V47H140ZM154 49H155V48H154ZM160 49H161V50H160ZM162 49H163V50H162ZM170 49L172 50L173 47L170 48ZM170 49H169V51H170ZM184 49H185V48H184ZM190 49H191V48H190ZM192 49H193V48H192ZM192 49H191V53L194 52V51H192ZM212 49H213V48H212ZM212 49H210V50H212ZM0 50H1V49H0ZM12 50H13V49H12ZM12 50H10V51L12 52ZM14 50H15V48H14ZM26 50H25V48H24L23 51H26ZM44 50H46V51L44 52ZM51 50L53 51L54 49H51ZM51 50H50V51H51ZM56 50H55V53H56ZM62 50H61V51H62ZM69 50H70V49H69ZM69 50H68V51H69ZM77 50H79V52H75V53H78V54H76V55H79V53H80L82 50L80 51V49H76V50H73V51H77ZM87 50L90 51V48L87 49ZM98 50H99V49H98ZM130 50H129V51H130ZM135 50H134L133 53H131V51H130V53H127V52H129V51L124 49V51H126V54H134V53H135ZM137 50H138V49H137ZM144 50H147V49H144ZM185 50H186V49H185ZM199 50H200V49H199ZM201 50H202V49H201ZM213 50H214V49H213ZM213 50H212V51H213ZM6 51H7V50H6ZM10 51H9V52H10ZM19 51H18V55H17L16 51H13V52L17 55L16 57H14L13 54H12V57L17 58V59H16V60H17L16 62H14L15 59H13V58L10 59V58H8V59H10V60H13V61L11 62V65H13L14 63L16 64V63L18 62V58H20V60L22 61V57H21L22 54H21V52H19ZM23 51H22V52H23ZM28 51H26L27 54L30 52V51H29V52H28ZM38 51H35V52L37 53ZM68 51L66 52L67 54L65 53L67 56H65V55L63 54V57L65 58L64 60H66V61L69 59ZM70 51H71V50H70ZM70 51H69V53H70ZM89 51H87V53H88ZM115 51H116V49H115ZM122 51H123V50H122ZM122 51H121V52H122ZM124 51L122 52V56L125 54ZM172 51H173V50H172ZM214 51H216V50H214ZM234 51H235V50H234ZM237 51H238V50H237ZM0 52H3V51H0ZM13 52H12V53H13ZM59 52H60V51H59ZM117 52H119V54L121 53L120 50L117 51ZM137 52H139V51H136V53H137ZM142 52H143V50H142ZM142 52H141V53H142ZM186 52H187V51H186ZM196 52H197V50H196ZM208 52H209V50H208ZM19 53L21 54V56H20ZM26 53L23 52V55L25 54V55L27 56ZM30 53H31V52H30ZM39 53H40V52H39ZM57 53H58V51H57ZM60 53H61V52H60ZM63 53H64V52H63ZM75 53H74V54H75ZM81 53H82L81 56H80L81 59H82V56L85 58L86 55L84 54V52H81ZM89 53H90V52H89ZM89 53H88V54H89ZM141 53H140V54H141ZM171 53H172V52H171ZM171 53H169V54L167 53V54H166V52H164L165 55H164V54H162V55H164V58H165L167 55H170ZM189 53H190V52H189ZM235 53H236V52H235ZM0 54H1V53H0ZM3 54L6 55V53H4V52H3ZM48 54H47V57H50ZM52 54H54V51H53ZM58 54H59V53H58ZM58 54H57V55H58ZM61 54H62V53H61ZM116 54H117V53H116ZM137 54H138V53H137ZM148 54H149V53H148ZM187 54H188V53H187ZM192 54H193V53H192ZM192 54H190V55H192ZM205 54H206V53H205ZM5 55H4V56L2 55V57H3V59H5V60L7 61L6 58L9 57L8 55H10V54H8V55L6 56V58H4ZM31 55H32V53H31ZM36 55H37V59H38V60L40 59L39 61L41 62V61H42V60H41V56H40V58H39V56H38L39 54L37 53ZM57 55H54V56H55L56 58H58ZM71 55H72V54H70V57H71ZM84 55H85V56H84ZM135 55H136V54H135ZM141 55H143V53H142ZM157 55H156V56H157ZM171 55H173V53H172ZM197 55H198V54H197ZM203 55H204V54H203ZM208 55H209V54H208ZM233 55H234V54H233ZM10 56H11V55H10ZM18 56H19V57H18ZM28 56H30V55H28ZM28 56H27V61H30V60H28V59H29ZM74 56H75V55H74ZM116 56H117V55H116ZM116 56H115V57H116ZM118 56H119V55H118ZM122 56H121V57H122ZM129 56H133V55H129ZM129 56L127 55L128 59H131L132 57L129 58ZM136 56H137V55H136ZM139 56H140V55H139ZM139 56H137V57H139ZM149 56H150V55H149ZM158 56H157L156 60H158ZM184 56H185V55H184ZM184 56H183V58H184ZM186 56H187V55H186ZM238 56H239V55H238ZM0 57H1V56H0ZM33 57H34V54H33ZM63 57H59V58H61V60L63 61ZM66 57H68V59H66ZM76 57H77V56H76ZM76 57H75V59H76ZM89 57H91V56L89 55ZM121 57H120V58H121ZM127 57H126V61L124 60V58H123V59L121 58V60L119 59L120 62H121L122 60H124L125 62H130L131 60L128 61ZM137 57H136V58H137ZM160 57H159L158 63H160V59L162 58V57H161V58H160ZM231 57H232V56H230V58H231ZM31 58H32V56H30V59H31ZM44 58H45L46 67H49V69L47 68V71H48V70H49V71H52V68H50L51 65H50L49 63H48V64H49L50 66L47 65V62H46V55L43 56V58H42L43 61H44ZM50 58H54V57L51 56ZM59 58H58V60H59ZM71 58H72V57H71ZM78 58H79V57H78ZM86 58H88V55H87ZM86 58H85V59H86ZM103 58H104V57H103ZM133 58H134V57H133ZM140 58H141V56H140ZM149 58H150V57H149ZM164 58H163V59H164ZM189 58H190V59L192 60V62L194 63L192 57L189 56ZM222 58H223V57H222ZM0 59H1V58H0ZM3 59H2V61H3ZM47 59H48V58H47ZM54 59H55V58H54ZM85 59H84V60H85ZM90 59H92V58H90ZM163 59H162V61H163ZM165 59H166V61L168 60L167 58H165ZM184 59H185V58H184ZM187 59H188V58H187ZM35 60H36V56H35ZM35 60L32 59V62L35 63V62H36ZM38 60H37V65L40 63ZM61 60H60V61H61ZM86 60H87V59H86ZM86 60H85V62H86ZM88 60H89V59H88ZM96 60H97V59H96ZM119 60H117V61H118L117 63H119ZM137 60H138L137 62L139 63L140 59L137 58ZM153 60H154V59H153ZM173 60H174V58H173ZM185 60H186V59H185ZM197 60H199V59H197ZM217 60H218V59H217ZM217 60H216V61H217ZM27 61H26V58H25V56H24V62L27 63ZM34 61H35V62H34ZM47 61H49V59H48ZM50 61L53 62L52 66L58 63V61H57V62H54L53 59H52V60L50 59ZM50 61H49V62H50ZM60 61H59V62H60ZM62 61H61V62H62ZM68 61H69V60H68ZM79 61L82 62V60H79ZM109 61H110V60H109ZM124 61H123V62H124ZM132 61H133V60H132ZM132 61H131V62H132ZM166 61H164V62H166ZM169 61H170V60H169ZM186 61H187V60H186ZM206 61H208V60H206ZM223 61H224V60H223ZM24 62L22 61V64H23ZM61 62H60V63H61ZM81 62H80V63H81ZM87 62H88V61H87ZM87 62H86V63H87ZM91 62H94V61L92 60ZM111 62H113V61L111 60ZM125 62H124V66H125V67L127 66V64H128L129 66L131 65V63H126V64H125ZM151 62H152V61H151ZM151 62H150V64L154 65L153 62H152V63H151ZM164 62H161L160 64H164ZM167 62H168V61H167ZM167 62H166V63H167ZM170 62H171V61H170ZM178 62H179V61H178ZM184 62H185V61H184ZM188 62H190V60H189ZM224 62H225V61H224ZM242 62H243V61H242ZM242 62H241V63H242ZM2 63H3V62H2ZM5 63H6V62L4 61L3 66H1V67H4V66H5ZM7 63H10V62L8 61ZM7 63H6V64H7ZM12 63H13V64H12ZM26 63H25V65H26ZM30 63H31V62H28L27 64H29V66H31L30 69L32 70V68L34 67L35 64L31 63V64H33V65H31ZM54 63H55V64H54ZM60 63H59L58 65H61ZM66 63H67V62H66ZM69 63H70V61H69ZM82 63H83V62H82ZM86 63H84V64H86ZM88 63H89V62H88ZM97 63H98V62H97ZM114 63L116 64V62H114ZM140 63H141V62H140ZM158 63L156 62V65H158ZM180 63H181V62H180ZM216 63H217V62H216ZM232 63H233V62H232ZM243 63H244V62H243ZM243 63H242V64H243ZM0 64H1V63H0ZM15 64H14V65H15ZM22 64H20V66H19V64H18V67L15 66V67H17V71H16V72H18V70H19V71H21V70L24 71V68H25L26 66H25V65H22ZM40 64H41V63H40ZM74 64H75V63H74ZM78 64H79V62H78ZM150 64H149V65H150ZM175 64H176V63L174 62V64H171L170 66H173V65H175ZM177 64H178V63H177ZM186 64H187V63H186ZM190 64H192V63H190ZM190 64L188 63L189 67H191ZM194 64L197 65V67L199 66V64H196V63H194ZM194 64H193V65H194ZM213 64H214V63H213ZM217 64H218V63H217ZM249 64H252V65H253V63H250V62H249ZM42 65H44V63H42ZM42 65H41V66H42ZM65 65H68V64H65ZM89 65L92 66V63H91V64H88V66H89ZM93 65H95V67L97 68V64L93 63ZM98 65H99V64H98ZM111 65H112V64H111ZM118 65H119V64H118ZM121 65H122V68H123V64H122V63H121ZM137 65H139V64H137ZM137 65H136V66H137ZM168 65H169V63H168ZM183 65H184V64H183ZM183 65L181 64V66H180V64H179L180 67H182ZM214 65H215V64H214ZM6 66H7V65H6ZM6 66H5V68H7ZM8 66H9V65H8ZM23 66H24V67H23ZM32 66H33V67H32ZM55 66H56V65H55ZM62 66H63V68H65L64 65L62 64V65H61V69H62ZM70 66H71V65H70ZM74 66H75V65H74ZM80 66H81V64L79 65V67H80ZM102 66H104V65H102ZM108 66H109V65H108ZM119 66H120V65H119ZM140 66H141V65H140ZM162 66H163V65H162ZM210 66H211V65H210ZM219 66H222V64H220ZM228 66H229V65H228ZM239 66H242V65L239 64ZM244 66H246V64H245ZM9 67H11V66H9ZM12 67L14 68V66H12ZM12 67H11V68H12ZM38 67H39V66H38ZM44 67H45V65H44L42 68L45 69L46 67H45V68H44ZM66 67H67V66H66ZM77 67H78V65H77ZM79 67H78V68H79ZM93 67H94V66H93ZM116 67H118V66L116 65ZM173 67H174V66H173ZM176 67H177V65H176ZM183 67H185V66H183ZM195 67H196V66H195ZM202 67H203L204 70H205L206 67H205V66H202ZM224 67H225V66H224ZM246 67H247V66H246ZM246 67H244V68L246 69ZM249 67H251V66H249ZM253 67H254V66H253ZM27 68H28V65H27ZM36 68H37V66L35 67V69H36ZM42 68H39L38 70H36V71H39V72H38V75L41 73L40 77H42V76H43L42 74H44V73H43L44 70H43ZM59 68H60V66H59ZM59 68H58V69H59ZM67 68H68V67H67ZM67 68H65V69H66V74H68V72H67ZM80 68H81V69H80ZM80 68H79V69H80L79 71H82L83 68H82V67H80ZM88 68H89V67H88ZM96 68H95V69H96ZM106 68H107V66H106ZM132 68H133V67H132ZM192 68H193V67H192ZM235 68H237V67H235ZM40 69H42V70H40ZM50 69H51V70H50ZM53 69H54V71H55V68H54V67H53ZM65 69H64V70H65ZM90 69H91V68H90ZM103 69H104V70H103ZM124 69H125V70H123V69H121V68H113V66H112V68H110L108 71H109V73L111 74V76H112L113 78H114V76H116L114 79H116L117 77L122 76V77H120V79L122 78L121 83L123 82L124 79H125V80H124V83H125L126 80H128L129 77H128V78H125L128 74L130 75V80H132V81L135 80V81H136V79H132V78H131V74H133L134 71L132 70L133 72L131 73V72H127L129 69H127V68H124ZM142 69L144 70V67H143ZM145 69H146V68H145ZM147 69H148V68H147ZM166 69H167V68H166ZM178 69H180V68H178ZM194 69H195V68H194ZM220 69H221V68H220ZM225 69H226V68H225ZM247 69H248V68H247ZM0 70H1V69H0ZM3 70H5V69L3 68ZM3 70H2V71H3ZM27 70H28V69H27ZM27 70H26V68H25V71H26V72H27ZM45 70H46V69H45ZM62 70H63V69H62ZM70 70H71V69H70ZM70 70H68V71L70 72ZM98 70H99V69L97 68V70H95V71H98ZM101 70H102V72H103V71H105V68H102V69L100 68L99 72H96V73H95V71L92 70V71H93L92 73H93V74H96V76L98 77L97 73L100 74V71H101ZM206 70H208V69H206ZM206 70H205V71H206ZM223 70H224V69H223ZM236 70H237V69H236ZM250 70H251V69H250ZM250 70H249V71H250ZM7 71H12V69L10 70V68H9ZM14 71H15V70H14ZM25 71L22 73L23 76H24V74L27 75L28 72L30 73L29 70H28L27 74H26ZM32 71H33V70H32ZM32 71H31V72H32ZM40 71H41V72H40ZM47 71H46V72H47ZM49 71H48V73H49ZM86 71H87V67H86ZM129 71H130V70H129ZM138 71H139V69H138ZM147 71H148V70H147ZM221 71H222V70H221ZM244 71H245V70H244ZM4 72H5V71H4ZM16 72H15V73H16ZM46 72H45V75L47 76ZM52 72H53V71H52ZM88 72H89V71H88ZM141 72H142V71H140V74H138V75L136 74V75H137L138 77L141 76V78H142V75H143V74L141 75ZM145 72H146V71H145ZM157 72H158V71H157ZM203 72H204V71H203ZM226 72H227V70H226ZM239 72H240V70H239ZM254 72H255V74H256V71H254ZM32 73L35 75V76H34L35 78H36V76H38V75H37V72H35V70H34ZM32 73H31V74H32ZM55 73H57V74H55ZM55 73H54V74L57 76V75H58V71H57V72L55 71ZM80 73H81V72H80ZM143 73H144V72H143ZM146 73H147V72H146ZM152 73H153V72H152ZM155 73H156V72H155ZM178 73H179V72H178ZM180 73H181V71H180ZM186 73H187V70H186ZM186 73H185V74H186ZM194 73H195V71H194ZM201 73H202V72H201ZM205 73H206V72H205ZM245 73H246V72H245ZM249 73H250V72H249ZM0 74H2V73H0ZM3 74H4V73H3ZM22 74H20V76H21ZM31 74H30V75H31ZM54 74H53V73H51V74L49 73L50 77H51V75L53 76ZM62 74H63V73H62ZM62 74H61V76H62ZM66 74H65V75H66ZM71 74H73V73H71ZM71 74H70V76H71ZM103 74H104V75H103ZM134 74H135V73H134ZM203 74H204V73H203ZM220 74H221V73H220ZM222 74H223V73H222ZM222 74H221V75H222ZM228 74H229V73H228ZM239 74H240V73H239ZM251 74H252L251 77H252V76L254 77V75H253L252 72H251ZM259 74H260V73H259ZM6 75H7V74H5L4 76H6ZM81 75H82V73H81ZM152 75H153V74H152ZM192 75H193V74H192ZM214 75H215V74H214ZM218 75H219V74H218ZM231 75H233V74L231 73ZM248 75H249V74H248ZM1 76H3V75H1ZM1 76H0V77H1ZM11 76H12V75H11ZM13 76H14V78H16L15 75H13ZM13 76H12V80H13ZM56 76H55V77H56ZM101 76H102V77L104 76V78H105V76H106L105 72L102 73ZM101 76H100V77H101ZM176 76H177V78H180L179 75H176ZM181 76H182V75H181ZM184 76H185V75H184ZM223 76H224V74H223ZM244 76H246V75H244ZM8 77H10V74L8 75ZM21 77H22V76H21ZM21 77H20V78H21ZM30 77H31L30 79H32L33 76H30ZM34 77H33V82H34L35 80H37V79H35ZM44 77H45V76L42 77L43 79L40 78V79H42L41 81H43V80L45 81L46 77H45V79H44ZM47 77H48V76H47ZM53 77H54V76H53ZM55 77H54L53 79H55ZM91 77H95V75H93V76L91 75ZM97 77H96V78H97ZM106 77L108 78V79L105 78V80H108V82L106 81L107 84L109 83L110 85H112V84H111V81H112V80H110V82H109V78H110V79H113V78L110 77V75H109V76H106ZM123 77H124V78H123ZM133 77H134V75H133ZM135 77H136V76H135ZM135 77H134V78H135ZM138 77H136V78H138ZM161 77H162V76H161ZM185 77H188V76H185ZM190 77H191V76H190ZM232 77H233V76H232ZM249 77H250V75H249ZM1 78H2V77H1ZM10 78H11V77H10ZM10 78H9V81H7L8 83H9L10 81H12ZM20 78H19V76H17L16 79L18 80V82H19ZM22 78H25L24 80H26V77H22ZM22 78H21V79H22ZM27 78L29 79V76H28ZM37 78H38V77H37ZM104 78H101V79H104ZM162 78H163L162 80H164V76H163ZM175 78H176V77H175ZM182 78H184V77H182ZM202 78H203V79L205 78V79L207 80L206 77H201V79H202ZM235 78H237V77L235 76ZM245 78H246V77H245ZM7 79H8V78H7ZM16 79H14V81H15ZM28 79H27V80H28ZM30 79H29V81H30V83H32L31 85L29 84V86H30V90L26 87V85H28L27 83H29V81H28V82L24 81L23 83L20 81L21 84H22V86L24 85V87H26L28 90H27L26 88H23V89L27 90L28 92H25V90L21 91V90H22V87H20V85H21V84H19L20 82L18 83V82H13V81H12V83H11V87L15 88V89H14L15 91H19V90H16V88H17V89L21 88L20 91L23 92V93L25 92V93H24L25 96H26L28 93L31 94V93L34 91L32 88H36V87L38 86V89H39V87H40L42 84H40V85L38 84V82L40 81L39 78H38V82H37V81L34 82L35 84H34V83L32 82V80H30ZM34 79H35V80H34ZM47 79H48V78H47ZM49 79H50V78H49ZM57 79H58V81L63 80V79H60V80H59V77H58V76H57ZM114 79H113V82H115V84H117V83L119 82L118 79H116V80L118 81L117 83H116V80H114ZM143 79H144V78H143ZM156 79H157V78H156ZM188 79H189V78H188ZM190 79H192V77H191ZM193 79H195V78H193ZM205 79H204V80H205ZM250 79H251V78H250ZM254 79H255V78H254ZM0 80H1V79H0ZM17 80H16V81H17ZM64 80H65V78H64ZM75 80H76V79H75ZM75 80H74V81H75ZM80 80H81V79H80ZM99 80H100V79H99ZM141 80H142V79H141ZM162 80H160V81H162ZM175 80H176V79H175ZM186 80H187V79H186ZM197 80H199V79H197ZM204 80H203V81H204ZM239 80H240V79H239ZM2 81L4 82V79H2ZM22 81H23V80H22ZM50 81H51V80H50ZM50 81L47 80V83L50 82ZM52 81H53V80H52ZM58 81H57V82H58ZM90 81H91V80H90ZM135 81H133V82L136 84ZM143 81H145V80H143ZM153 81H155V80L153 79ZM181 81H182V80H181ZM199 81H200V80H199ZM224 81H225V80H224ZM241 81H242V79H241ZM241 81H240V82H241ZM7 82L5 83V84H6L5 86L10 85V84H8ZM36 82H37V83H36ZM45 82H46V81H45ZM53 82H54V84H57V83H55V80H54ZM53 82H52V84H51V82L48 83V84H51V85H53V86H51V85L49 86L48 84H46V85H47L46 88L48 89V87H50L49 89L55 90L56 88H54L55 85L53 84ZM61 82H62V81H60V83L58 84L60 87L64 86V85H61ZM65 82H66V80H65ZM76 82H77V84H79L78 81H76ZM113 82H112V83H113ZM126 82H128V81H126ZM157 82H159V80H157L156 83H157ZM165 82H166V81H162L163 86H164V87H167V88L169 87V84H172V83L167 84V83H165ZM170 82H171V81H170ZM175 82H176V81H175ZM175 82H174V84H175ZM179 82H180V81H179ZM228 82H229V81H228ZM1 83H2V82H1ZM39 83H40V82H39ZM62 83H64V81H63ZM81 83H82V82H81ZM91 83H92V81H91ZM129 83H130V82H129ZM129 83H126L125 87H126L127 85H129ZM156 83H155V84H156ZM162 83H161V87H163V86H162ZM225 83H226V82H225ZM238 83H239V82H238ZM243 83H244V85H245V84L247 85L248 81H247L246 83H245V82H243ZM33 84H34V86H35L36 84H37V85H36L35 87H33ZM75 84H76V83H75ZM83 84H84V83H82L81 85L79 84L80 87H81ZM96 84H98V83H96ZM96 84H95V82H94V83L90 84L89 87H87L88 85L85 86L86 84H84L85 87L82 86L83 88H75V87H72V85H71V88H70L71 90L69 89L72 93L75 91V90L72 89V88L78 89L79 92H82L83 98H82L81 100H82L83 102L81 103V105H80L79 107H81V109H84V110H83L84 112H86L88 109H89V111H87L88 113H90L91 111L94 112V110H95V108H96V107H95V106H96V105H95L96 102L98 103V106H97L98 108H99L104 102H105L106 104H103V105H107L108 107H107V106H106V107L109 108L110 105H108V104H110V102L112 103V100H114V98H116V100L118 101V99H117L118 96L116 97L115 95H116V92L119 91L121 88L118 87V88H119L118 90H117V88H116L117 91L115 90V92H114L115 95H111L112 97L109 96V95H107L108 97L105 98V99L103 100L104 102H103L102 100H101V101H102V102H101L100 100L97 99V97H96L97 95H96V94H99L98 97L102 96L103 94L100 95L101 93H103V91H101V90H105L106 88H105V89L102 88V89L100 90V93H98V92L96 93V91H99V89H97L98 87L96 88ZM115 84L113 83V85H115ZM119 84H120V83H119ZM122 84H123V83H122ZM135 84H133V85H135ZM137 84H138V83H137ZM155 84H154V85H155ZM181 84H182V83H181ZM248 84H249V83H248ZM0 85H1V84H0ZM99 85H100V84H99ZM103 85H104V87H107V89H109L108 87H109L110 85L107 86V85L105 84V82L103 83ZM103 85H100V87L103 86ZM117 85H118V84H117ZM130 85H131V84H130ZM130 85H129V86H130ZM159 85H160V84H159ZM240 85H243V84L240 83ZM5 86L3 85V87H5ZM29 86H28V87H29ZM42 86H44V85H42ZM65 86H67V85H65ZM119 86H121V85H119ZM129 86H128V88H123V89H124V92H127V91H125V90H127V89H129V91H130ZM178 86H180V85L178 84ZM1 87H2V86H1ZM8 87H10V86H8ZM8 87H7V88H8ZM31 87H32V88H31ZM51 87H52V88H51ZM55 87H57V86H55ZM67 87H68V86H67ZM67 87H64V88H67ZM77 87H79V86L77 85ZM100 87H99V88H100ZM110 87H111V86H110ZM138 87H139V85H138ZM156 87H158V85H157ZM156 87L154 86L155 90H157ZM194 87H195V86H194ZM233 87H234V86H233ZM244 87H245V86H244ZM248 87H249V85L245 87V88H247V91H248V89L250 88V87H249V88H248ZM40 88H42V87H40ZM43 88H44V87H43ZM43 88H42V92H43V90L45 89V88H44V89H43ZM57 88H58V87H57ZM62 88H63V87H62ZM64 88H63V89H64ZM95 88H96L97 90H95ZM131 88H133V87L131 86ZM195 88H198V87H195ZM206 88H207V87H206ZM206 88H205V89H206ZM225 88H226V86H225ZM3 89H4V88H3ZM8 89H9V88H8ZM8 89L5 88V91L8 90ZM38 89H35V90L37 91V92L35 93V96H36V94H37L38 97L36 96V99H35V96L33 95V97H31V100L34 98L33 100H36V101L38 102V100L40 99L39 103L41 102V103L43 104V102H45V104L43 105V107H41V106H42L41 103H40L41 106H38L39 104H38V105L35 104V101H31V100H29L30 97L28 98V101H26V102H27V103H29V101H30L31 103L34 102V103H33V104H34L33 106H32L31 103L28 104V105H30L31 108L34 107L35 105H37V106H35V108L38 107L39 109H38V108H37V109L40 110V109L44 108V106L46 107V104H49V103L51 102L50 99H52V100L54 99L53 101H55V97H54V96L50 97V96H51V93L53 94L54 92H51V93H50V92L48 91L47 93L50 95V96H49V101H48V97H47L48 95H47V93L43 94V93L45 92V90H44V92L41 94V92L38 91ZM47 89H46V91H47ZM67 89H68V88H67ZM107 89H106V90H107ZM146 89H147V88H146ZM168 89H170V88H168ZM238 89H239V88H238ZM240 89H242V92H241V93H243V92L246 90V89L243 90V88H240ZM240 89H239V90H240ZM250 89H252V88H250ZM250 89H249V90H250ZM10 90H11V89H10ZM32 90H33V91H32ZM39 90H41V89H39ZM52 90H50V91H52ZM61 90H62V89H61ZM61 90H60V88H59V90H57V91H61ZM69 90H64V92H61V94L64 93V95H66L65 92H66V91H69ZM106 90H105V91H106ZM252 90H253V89H252ZM20 91H19V92H20ZM30 91H32V92H30ZM55 91H56V90H55ZM62 91H63V90H62ZM112 91H113V89L111 88V92H110V93H112ZM143 91H144V90H143ZM143 91H142V92H143ZM150 91H152V89H150ZM153 91H154V90H153ZM166 91H167V90H166ZM170 91H173V90H170ZM183 91H184V90H183ZM197 91H198V90H197ZM197 91H195V92L197 93ZM240 91H241V90H240ZM250 91H251V90H250ZM11 92H13V91L11 90ZM19 92H18L19 97L17 96V98H22V99H23V97H25V96H22V97H21L20 94L22 95L23 93H21V92L19 93ZM38 92H40L41 97H43L44 95H46V96H45L46 98H42V100H41V98H39L40 96H39ZM121 92H122V91H121ZM124 92H123L122 94H124ZM147 92H148V91H147ZM167 92H168V91H167ZM187 92H188V91H187ZM193 92H194V91H193ZM193 92H189V94H190V95H193V98H194V97H195L194 95H195L196 93H195V92L193 93ZM208 92H210V91H208ZM219 92H220V91H219ZM238 92H239V91H238ZM4 93H5V94H4ZM4 93H2V94L6 95V97L9 96V95L7 96V93H6V92H4ZM57 93H58V94H57ZM57 93H56V94H57V95H56L57 97H59V95L61 96V94H60L59 92H57ZM67 93H68V92H67ZM69 93H70V92H69ZM69 93H68V98H67V99L64 97V98L66 99V102H67L68 99H71V100H72L73 97L75 98V99L73 98V100H72L74 103H76L77 100H79V102H80V99H79V98L77 97V95H76V91L74 92V94L70 93V94L74 95V96H72V98H69ZM110 93L108 92V94H110ZM191 93H192V94H191ZM203 93H207V91H206V92H203ZM210 93H211V92H210ZM212 93H213V91H212ZM223 93H224V92H223ZM223 93H222V94H223ZM241 93H239V94H240V97L242 96ZM245 93H246V92H245ZM247 93H248V92H247ZM9 94H10V93H9ZM11 94H12V93H11ZM15 94H17V93H15ZM29 94H28V96H32V95H29ZM32 94H33V93H32ZM106 94H107V93H106ZM112 94H113V93H112ZM173 94H175V93H173ZM214 94H215V93H214ZM222 94H221V95H222ZM225 94H226V93H225ZM225 94H223V95L220 96V97H222V98L224 97V98H225ZM243 94H244V93H243ZM12 95H13V94H12ZM12 95H11V96H12ZM64 95H63V96H64ZM125 95H126V93H125ZM127 95H128V94H127ZM129 95H130V94H129ZM145 95H146V94H145ZM169 95H170V94H169ZM183 95H185L184 92H183ZM190 95H188L187 97L190 98V97H189ZM248 95H249V93H248ZM248 95L243 96V97H248ZM11 96H10V98H11ZM70 96H71V95H70ZM78 96H81V95H78ZM123 96H124V95H122V97H123ZM171 96H172V95H171ZM173 96H175V97L178 99V96H176V95H173ZM197 96H198V97H197ZM199 96L202 97V96H204V95L201 96V95H199V94H198V95L196 94V97H197L196 99H198ZM209 96H210L209 99L211 100L212 97H211V95H209ZM249 96H250V95H249ZM2 97L4 98L5 96L2 95ZM6 97H5V98H6ZM81 97H82V96H81ZM113 97H114V98H113ZM140 97H141V96H140ZM146 97H147V96H146ZM175 97H174V98H175ZM183 97H186V96H183ZM206 97H208V96L206 95ZM226 97H227V96H226ZM240 97H239V98H240ZM5 98H4V99H5ZM8 98H9V97H8ZM12 98H13V96H12ZM14 98H15V97H14ZM17 98H15V99H17ZM37 98H39V99L37 100ZM61 98H62V97H61ZM61 98H60V100H59V101H61V102H60L61 105H65V103L62 104L63 100H65V99H62V100H61ZM77 98H78V99H77ZM100 98H101V97H100ZM120 98H121V97H120ZM125 98H126V96H125ZM125 98H124V99L122 98V99L125 100ZM179 98H180V97H179ZM193 98H192V99H193ZM204 98H205V97H204ZM215 98H216V99H219V98H217V97H215ZM24 99H25V98H24ZM43 99H46V100H47V103H46V100H43ZM139 99H140V98H139ZM184 99H185V98H184ZM192 99H191V100H192ZM201 99H202V98H200V100H201ZM209 99H208L207 101L210 102ZM226 99H228V97H227ZM241 99H242V98H241ZM1 100H2V99H1ZM5 100H6V99H5ZM17 100H19V99H17ZM75 100H76V101H75ZM173 100H175V99H173ZM191 100L188 99V101H190L191 104L193 103V104L195 105V101L193 102V101H191ZM194 100H195V98H194ZM200 100L198 99V102H200ZM202 100H203V99H202ZM202 100H201V101H202ZM224 100H225V99H224ZM224 100H223V102H224ZM7 101L10 103V102H11V99H10V101L7 99ZM12 101H14V99H13ZM23 101H24V100H21V101L19 100V102H18V106H19V103L21 104V102H22V104H21V106H22L23 103H24ZM72 101L69 100V103H72ZM85 101H86V103H85ZM129 101H130V100H129ZM179 101H180V100H179ZM183 101H184V103H182V104H187V101H186V102H185V100H183ZM183 101H182V102H183ZM221 101H222V100H221ZM1 102H2V101H1ZM1 102H0V105L3 104L4 108H3V107H2V109L0 108V114H3V115H1V118H2V119L0 118V122H3V121H1V120H4V119H5V118L3 119L4 114H7V115L9 116V114L7 113V112H9V110L6 111V109H7L8 106H9V104H8V106H7V108H6L5 105H4V103H5L6 101H4V103H1ZM37 102H36V103H37ZM55 102H56V101H55ZM87 102L89 103V105L87 104ZM119 102H120V101H119ZM136 102H137V101H136ZM141 102H142V101H141ZM161 102H162V101H159V104H160ZM176 102H177V101H175L174 104H175ZM198 102L196 101V104H198V105L201 104V103H198ZM202 102H203V101H202ZM209 102H208V103H209ZM52 103H53V102H52ZM56 103H57V102H56ZM56 103H55V104H56ZM74 103L71 104V105L74 107V108L72 107L73 109L71 108L72 110L69 109L71 106H70V107H67V108H68V110H70V112L72 111L73 114L75 113L74 116H75L77 113L80 115L79 112H83V111L79 108L80 111L78 110L79 112L76 113L74 110L77 109L78 107H75V104H74ZM122 103H123V102H122ZM122 103H121V104H122ZM171 103H173V102H171ZM179 103H180V102H179ZM208 103L205 102V108H204V107L202 108V106L199 105L202 109H199V108H200L199 106H198V108H197L196 105H195L196 108L192 107L193 105H192V106L190 105L191 108H190V107H188V108L190 109L189 111H191L192 108H193L192 113H194L195 110L199 109V110L197 111V113H199L200 110H204V109L209 110V109H208L209 107L206 108V105H207ZM5 104H7V102H6ZM14 104H15V103L12 102V106H13V107H15ZM24 104H25V103H24ZM50 104H51V103H50ZM50 104H49V105H50ZM58 104H59V103H58ZM58 104H57V105H58ZM73 104H74V105H73ZM78 104H80V103H78ZM78 104H76V105L78 106ZM82 104H87L88 106H90V108H93V105H95V106H94V109H91V110H90V108H87V110H86L87 105H86V106L83 105V106H85V107H83ZM92 104H93V105H92ZM100 104H101V105H100ZM161 104H162V103H161ZM188 104H189V103H188ZM188 104H187V105H188ZM202 104H203V103H202ZM202 104H201V105H202ZM210 104H211V107L214 106V105H212L213 103L210 102L209 105H210ZM228 104H230V103L227 102V105H228ZM236 104H237V103H236ZM236 104H235V105H236ZM51 105H52V104H51ZM51 105H50V106H51ZM61 105H59V106H60V108H62V111H64L65 106L62 107ZM66 105H69L68 102H67ZM124 105H125V104H124ZM124 105H122L121 107H124ZM141 105H142V104H141ZM175 105H176V104H175ZM178 105H181V103L178 104ZM178 105H177V106H178ZM220 105H221V104H220ZM222 105H223V104H222ZM237 105H238V104H237ZM237 105H236V106H237ZM21 106H20V107H21ZM25 106L27 107L26 104H25ZM30 106H29V107H30ZM59 106H57V107H59ZM91 106H92V107H91ZM137 106H140V105L137 104ZM170 106L173 107V105H170ZM9 107L11 108V105H10ZM57 107H55V105H54V108H55V109H56ZM82 107H83V108H82ZM106 107H105V108H106ZM128 107H129V106H128ZM149 107H150V106H149ZM224 107H225V106H224ZM231 107L234 108L235 106L231 105ZM15 108H16V107H15ZM24 108H25V107H24ZM24 108H22V109H24ZM31 108L29 109L30 111L32 110ZM50 108H51V107H50ZM50 108H49V110L51 111ZM100 108H101V109H100ZM100 108H99V110H102V111L104 110L103 107H100ZM107 108H106V109H107ZM119 108H120V106H119ZM125 108H126V110H131V109H129L130 107L127 109V106H126ZM125 108H124V109H125ZM152 108H153V106H152ZM160 108H161V107H160ZM183 108H185V107L183 106ZM186 108H187V107H186ZM188 108H187L186 110H188ZM4 109H5V113L2 112V111H4ZM18 109H20V108H18ZM37 109H35V110H37ZM55 109H52L51 112H53ZM106 109H105V110H106ZM120 109H121V108H120ZM141 109H142V107H141ZM177 109H178V108H177ZM194 109H195V110H194ZM220 109H221V108H220ZM222 109H224V108H222ZM225 109L228 111L229 108H228V107H227V108L225 107ZM234 109H235V111H233V112L238 111V110L236 109V107H235ZM1 110H2V111H1ZM13 110H14V109H13ZM15 110H16L17 113H18L19 110H17V109H15ZM15 110H14L13 112H15ZM24 110H25V113L28 111V109H24ZM26 110H27V111H26ZM42 110H44V109H42ZM46 110H47V109H46ZM46 110H45V114L47 113ZM56 110H57V111H60L61 109H60V110H59V109H56ZM99 110H98L97 112H99ZM109 110H110V109H109ZM126 110H125V111H126ZM136 110H137V109H136ZM138 110L140 111L139 108H138ZM147 110L149 111L148 107H147ZM157 110H159V107H158ZM157 110H156V111H157ZM174 110H175V109H174ZM211 110H214V108H212ZM21 111H22V110H21ZM30 111H29V112H30ZM32 111L34 112V110H32ZM66 111H67V109H66L64 112H66ZM102 111H101V112H102ZM106 111H107V110H106ZM121 111H122V110H121ZM131 111H133V110H131ZM139 111H138V112H139ZM143 111H144V108H143ZM148 111L146 112V115L148 114ZM151 111H152V110H151ZM204 111H205V110H204ZM220 111H221V110H219V112H220ZM230 111H232V110L230 109ZM22 112H23V111H22ZM29 112H28L27 114H30ZM35 112H36V111H35ZM35 112H34V114H35ZM39 112H41V111H39ZM39 112H36V114L38 113V116L40 115V119H38L39 122H38L37 125H39L40 122L42 121V119H41V114L44 113V112H42L41 114H39ZM72 112H71V113H72ZM92 112L90 113L91 115H92ZM101 112H100V113H101ZM109 112H110V111H109ZM114 112H115V111H114ZM136 112H137V111H136ZM158 112H160V110H159ZM170 112H171V111H170ZM172 112H173V109H172ZM181 112H182V111H181ZM200 112H202V111H200ZM209 112H210V111H209ZM217 112H218V110H216V113H217ZM225 112H226V111H225ZM10 113H11V112H10ZM17 113H16V115L19 114V113H18V114H17ZM23 113H24V112H23ZM105 113H106V115H108V117H109V113H107V112L104 111V114H105ZM130 113L132 114V112H130ZM134 113H135V112H134ZM153 113H154V112H153ZM160 113H161V112H160ZM184 113H185V109H184ZM186 113H187V112H186ZM214 113H215V112H212V111H211V113H209V114L212 115V114H214ZM216 113H215V114H216ZM221 113H223V112H221ZM258 113H259V112H258ZM13 114H15V113H11V114H10V115H12V117H10V118L12 119V121L15 120V119H17V118H19V117H16L15 115H13ZM27 114H25V115L27 116ZM48 114H49V113H47V117H48ZM68 114H69V113H68ZM83 114H84V113H81V115H83ZM85 114H86V113H85ZM85 114H84L85 118H84L83 116H82V117L80 116V118H82V119H80V118H79V119H80V121H82V124H83V122H84V124H85V122H87V124H89L88 120H86V118L88 117L89 114H86V115H85ZM97 114H99V113H97ZM113 114H114V116H115V113H113ZM117 114H118V113H117ZM127 114H128V113H127ZM154 114H155V113H154ZM154 114H152V115H153V119H154L155 121L152 120V122H153V121L156 122V120H157V115H156V117H155ZM172 114H173V113H172ZM187 114H188V113H187ZM187 114H183V115H187ZM201 114H204V113H201ZM201 114H200V117H201ZM205 114H206V113H205ZM205 114H204V115H205ZM209 114H208V121H207V119H206L207 122L210 121V122H209V125H208L207 122L205 121V124H206L208 127H210V124H213V125H214V122H216V118H215V117H214L215 120H213V122L210 120V118H213V117H212L213 115L210 117ZM230 114H231V113H230ZM49 115H50V114H49ZM91 115H90V116H91ZM93 115L95 116L96 114L93 113ZM99 115H100V116H98V117L100 118V117H101V114H99ZM106 115H104V117H102V119H101L102 122L105 120V121H104L105 124H107L106 121L109 120L108 117H106ZM111 115H112V114H111ZM118 115H120V114H118ZM132 115H133V114H132ZM132 115H131V116H132ZM137 115H138V114H137ZM139 115H140V114H139ZM139 115H138V117H141V115H140V116H139ZM146 115H144V116H146ZM150 115H151V114L149 113V119L152 117V116H150ZM190 115H192L191 118L194 117L193 114H190ZM190 115H189V116H190ZM196 115H197V114H196ZM196 115H195V117H196ZM204 115H203V116H204ZM216 115H217V114H216ZM216 115H215V116H216ZM228 115H229V114H228ZM246 115H247V114H246ZM2 116H3V117H2ZM14 116L16 117L15 119H13ZM18 116H20V115H18ZM29 116H30V115H29ZM43 116L46 117V115H43ZM60 116L62 117L63 114H61ZM60 116H59V118H60ZM64 116H65V115H64ZM74 116H73V115L70 116L71 118L68 117V118H70V121L72 120V121L70 122L71 125H72V122H73V125H74V122H75V121L77 122V120H75V117H74ZM86 116H87V117H86ZM90 116H89L88 118H91V117H92V118H95L97 115H96L95 117H94V116H91V117H90ZM124 116H125V115H124ZM144 116H143V119H144ZM189 116H188V119H189V121H191L192 119L189 118ZM229 116H230V115H229ZM232 116H234V115H232ZM32 117H36V118H37V115H36V116H35V115H34V116H31V118H32ZM51 117H52V116H51ZM73 117H74V118H73ZM76 117H77V115H76ZM105 117L107 118V120H106ZM111 117H113V116H111ZM125 117H126V116H125ZM204 117H207V114H206V116H204ZM224 117H225V116H224ZM237 117H238V116H237ZM237 117H236V118H237ZM246 117H247V116H246ZM20 118H21V117H20ZM23 118H24V117H23ZM26 118H27V117H26ZM26 118H24V119H26ZM38 118H39V117H38ZM48 118H49V117H48ZM66 118H67V117H66ZM77 118H78V117H77ZM88 118H87V119H88ZM104 118H105V119H104ZM121 118H123V117H121ZM130 118H131V117H130ZM155 118H156V119H155ZM160 118H161V117H160ZM166 118H168V117H166ZM170 118L173 119L174 117H172V115H171ZM201 118H202V117H201ZM231 118H232V117H231ZM234 118H235V117H234ZM249 118H250V117H249ZM29 119H30V118H29ZM29 119H28V120H29ZM43 119H44V117H43ZM79 119H78V120H79ZM83 119H85L86 121H85V120L83 121ZM95 119H96V118H95ZM95 119H93V120H95ZM103 119H104V120H103ZM125 119H126V118H125ZM137 119H138V118H137ZM149 119H148V121H150ZM151 119H152V118H151ZM161 119L163 120V118H161ZM164 119H165V118H164ZM172 119L170 120V122L172 121ZM180 119H181V118H180ZM190 119H191V120H190ZM196 119H197V117H196ZM196 119L193 118V120H192L193 124H194V122H198V121H194V120H196ZM198 119H199V122H200V118H198ZM203 119H204V118H203ZM247 119H248V118H247ZM18 120H19V119H18ZM18 120L14 121V122H15V125H16V122H17ZM21 120H22V119H21ZM21 120H20V124H21ZM32 120L34 121L35 119L33 118ZM32 120L30 119V121H32ZM40 120H41V121H40ZM48 120H49V119H48ZM60 120H61V119H60ZM73 120H75V121H73ZM91 120H92V119H91ZM113 120H114V118H113ZM116 120H117V119H116ZM134 120H135V119H134ZM146 120H147V119H146ZM181 120H182V119H181ZM224 120L226 121V119H224ZM243 120H244V119H243ZM249 120H250V119H249ZM249 120H248V121H249ZM253 120H254V119H253ZM4 121H5V120H4ZM6 121H8V119H7ZM25 121H26V120H25ZM43 121H44V120H43ZM43 121L41 122V125L45 126V124H43ZM66 121H67V120H66ZM141 121H142V120H141ZM148 121H147V122H148ZM164 121H165V120H164ZM166 121H167V119H166ZM201 121H203V120H201ZM217 121L220 122L219 119H218ZM222 121H223V120H222ZM231 121H232V120H231ZM231 121H230V120H229L228 122L226 121V122H227V125L230 126V122H231ZM250 121H252V120H250ZM9 122H10V121H9ZM35 122H37V121H35ZM44 122H45V121H44ZM60 122H61V121H60ZM97 122H98V121H97ZM100 122H101V121H100ZM104 122H103V124H104ZM118 122H119V121H118ZM138 122H140V121H138ZM142 122H144V121H142ZM147 122H145V124H147ZM152 122H151V124H152ZM172 122H173V124H174V121H172ZM184 122H186V121H184ZM184 122H182V124H184ZM226 122H225V124H226ZM240 122H241V121H240ZM244 122H245V120L243 121V126L246 127V126H247V125H246V124H247V120H246V124H245V125H244ZM252 122H254V121H252ZM255 122H256V121H255ZM258 122H259V121H258ZM260 122H261V121H260ZM260 122H259V124H260ZM235 123H236V122H235ZM4 124H7V122H4ZM10 124H11V122H10ZM10 124H9L10 128H9L8 125L5 126L7 129H6L5 127L0 126V128H1V127H2V128H5V129H0L1 132L3 131V132L5 133V135L8 133V131H5V130H9V134H13V132H14V135H8V134H7V136H9V140H8V138L5 139L4 143L6 142V140H7L8 142H10V141H11L10 138H12V139L15 138L18 144H19L20 142H22V141H23V142H26L27 140H23V139H25L24 136H26V135H24V133L21 132L22 129H19V128H21L22 125L25 126V128H26L27 126H26L25 124L28 125V122L26 121L25 124H21V126L18 127V128H17L16 126H14V125L12 126V125H10ZM57 124H58V122H57ZM61 124H63V122H61ZM67 124H69V122H67ZM103 124H102V125H103ZM110 124H111V122H110ZM113 124H114V122H113ZM116 124H117V122H116ZM151 124H150V125H151ZM156 124H157V127H155V126H153V127L156 128V129H158V130H155V132L158 131L157 133H159V128L162 127V125H164V122L161 121V124H160V123H159V120H158V121L156 122ZM165 124H166V122H165ZM173 124H172V125H173ZM201 124H203V122H201ZM205 124L202 125V126L207 127V126H205ZM225 124H224V125H225ZM231 124H232V122H231ZM238 124H239V122H238ZM1 125H3V124H1ZM17 125H18V124H17ZM31 125H32V124H31ZM35 125H36V124H35ZM47 125H48V124H47ZM54 125H55V124H52L51 126H54ZM64 125H65V122H64ZM64 125H63V126H64ZM76 125H77V124H76ZM89 125H93V122H91V124H89ZM89 125H88V128H89ZM118 125H119V124H118ZM135 125H136V124H135ZM140 125H141V124H140ZM142 125H143V124H142ZM160 125H161V126H160ZM174 125L176 126V124H174ZM174 125H173V126H174ZM186 125L189 126V122H188V121L186 122ZM195 125H196V124H195ZM219 125H220V124H219ZM233 125H234V122H233ZM235 125H236V124H235ZM241 125H242V124H241ZM252 125H253V124H252ZM256 125H257V124H256ZM263 125H264V124H263ZM11 126L13 127V129H14V127H15L16 129L20 130L21 133H19L18 130L16 131V129L11 133V132H10V131H12V130H10V129L12 128ZM18 126H19V125H18ZM84 126H85V125H84ZM84 126H83V127H84ZM94 126H95V124H94ZM94 126H93V127H94ZM96 126H97V124H96ZM107 126H108V124H107ZM107 126L104 125V128L107 127ZM137 126H138V125H137ZM137 126H136V127H137ZM151 126H152V125H151ZM151 126H150V127H151ZM175 126H174V127H175ZM178 126H179V125H178ZM198 126H199V128H198L199 130L196 129V128H191V129H192V130L195 129L196 131L198 130V133H199V131H200V127H202V126H200L199 124H198ZM215 126H216V125L211 126V127H215ZM222 126H223V125H222ZM248 126H250V125H248ZM248 126H247V127H248ZM39 127H40V126H39ZM70 127L72 128V126H70ZM85 127H86V126H85ZM97 127H98V126H97ZM118 127H119V126H118ZM142 127H143V128H142ZM174 127H173V128H174ZM208 127H207V128H208ZM226 127H227V126H226ZM226 127H225V128H226ZM234 127H235V126H234ZM239 127H242V126H239ZM28 128H29V127H28ZM41 128H42V127H41ZM45 128H46V127H45ZM50 128H51V127H50ZM64 128H65V127H64ZM68 128H69V125H68ZM73 128H76V126L73 127ZM99 128H100V127H99ZM104 128H103V129H104ZM141 128H142V131H143V129L145 130V125L141 126ZM163 128H165V127H163ZM163 128H162V132H164V131H163ZM173 128H172V126H171V128H168V129H171V130H172ZM215 128H217V126H216ZM232 128H233V126H232ZM42 129H43V128H42ZM46 129H49V127L46 128ZM62 129H63V127H62ZM108 129H110V128L108 127ZM111 129H112V128H111ZM160 129H161V128H160ZM184 129H185V128H184ZM186 129H187V131H189L188 129H190V128H186ZM208 129H209V128H208ZM213 129H214V128H213ZM217 129H218V128H217ZM217 129H216V130H217ZM229 129H230V131L233 130V129H231V127H229ZM229 129H228V127H227V130H229ZM236 129H237V127L235 128V130H236ZM240 129H241V130H245L246 128H243V129L240 128ZM240 129L238 128V130H240ZM247 129H250V128H247ZM57 130H59L58 127H57ZM87 130L89 131L90 129H87ZM95 130H98V129L95 128ZM146 130H147V129H146ZM146 130H145V132L148 133V132L150 131V134H151L152 136H155L154 133H151V131L154 132V131H153L154 129H151V130H149V131H146ZM173 130L175 131V129H173ZM173 130H172V131H173ZM192 130H190V132H191ZM235 130H233V131H235ZM256 130H257V129H256ZM259 130H260V129H259ZM22 131H23V130H22ZM28 131H29V130L26 131V134L28 135V137L26 136V139L28 138V141H27V142H28V143H31V142H30L31 140H30L29 137L33 134V132L36 133L37 131L32 130V134H30V131H29V133H28ZM38 131H39V129H38ZM40 131H41V134H42V135H44V134L46 135V134H49V133H50L49 131H51V130L49 129V131H48L47 133L44 132V134L42 133V130H40ZM46 131H47V130H46ZM127 131H128V130H127ZM130 131H131V130H130ZM135 131H136V130H135ZM135 131H134V132H135ZM139 131H140L141 133L144 132V131L142 132L141 130H139ZM187 131H186V132H187ZM201 131H202V130H201ZM214 131H215V130H214ZM214 131H213L214 136H217V135H215L216 133H215ZM217 131H218V130H217ZM233 131H232V132H233ZM246 131L249 132V130H245V131H243V132L246 133V134L242 133V135H243V134H244V135H247V132H246ZM252 131H253V130H252ZM6 132H7V133H6ZM51 132H54V131L52 130ZM56 132H57V131H56ZM70 132H71V131H70ZM73 132H74V131H73ZM84 132H85V129H84ZM84 132H82V133H84ZM104 132H106V131L104 130ZM110 132H111V131H110ZM112 132L114 133V131H112ZM140 132L138 133V132L136 131V134H137V133L139 134V135L137 134L138 137L131 136V138H133V139L136 138V140H133V141H138L137 138H139V139L141 138L140 135H142V134H140ZM193 132H194V131H192V135L194 134ZM205 132H207V131L205 130ZM205 132H204V133H205ZM218 132H220V131H218ZM218 132H217V134H220L222 131H221L220 133H218ZM225 132H226V131H225ZM225 132H224V133H225ZM240 132H241V131H240ZM240 132L238 131V133H240ZM254 132H255V131H254ZM15 133H16V135H15ZM22 133H23V134H22ZM37 133H38V132H37ZM54 133H55V132H54ZM64 133H66V132L64 131ZM64 133H60V134H63V135H64ZM96 133H97V132H96ZM98 133H99V132H98ZM147 133H146V134H147ZM172 133H173V132H172ZM172 133H171V135H169L170 140H171V138H173V140H174L176 137H178V136L175 135L177 132H176V133H175V132L173 133V134L175 135V138H174V136L172 135ZM179 133H180V132H179ZM200 133H201V132H200ZM229 133H230V132H229ZM233 133H234V132H233ZM17 134H20V135H17ZM29 134H30V135H29ZM39 134H40V133H39ZM39 134H38V137H39ZM41 134H40V135H41ZM58 134H59V133H58ZM80 134H81V133H80ZM80 134H78V135L81 136ZM106 134H107V132H106ZM108 134H111V133H108ZM136 134H135V135H136ZM150 134H149V135H150ZM181 134H182V133H181ZM208 134H209V133H208ZM226 134H228V132H227ZM226 134H225V135H226ZM240 134H241V133H240ZM2 135H3V133L1 134V136H2ZM21 135H24V136H21ZM45 135H44V136H45ZM51 135H52V134H51ZM53 135H54V134H53ZM63 135H60V136H61V137H60V140H63V139L67 136V135H65V137H64ZM84 135H85V134H84ZM84 135H82V136L84 137ZM86 135H87V134H86ZM86 135H85V137H86V138H89V137L86 136ZM112 135H114V134H112ZM137 135H136V136H137ZM149 135H148V136H149ZM156 135H159V136H158L159 138H157V136H156L155 139L160 140V138H162L161 133H160V134H156ZM164 135H166V134H164ZM201 135H202V133H201ZM206 135H207V134H206ZM206 135H204V136H206ZM210 135H211V134H210ZM220 135H221V134H220ZM228 135H229V134H228ZM234 135H236V134H234ZM234 135L231 134V135H229V137H230V138H233ZM242 135H241V136H242ZM244 135H243V136H244ZM1 136H0V138H1V140H2V139L4 138V136H3V138H2ZM11 136H13V137H11ZM15 136H16V137H15ZM20 136H21L23 139L21 140V138H19L21 141H20V140L18 141V140H17V137H20ZM47 136H48V135H47ZM56 136H58V137H56ZM82 136H81V137H82ZM89 136H90V134H89ZM92 136H93V135H92ZM106 136H108V135H106ZM116 136H117V135H116ZM139 136H140V137H139ZM142 136H145V134L143 133ZM146 136H147V135H146ZM181 136H182V135H181ZM202 136H203V135H202ZM207 136H209V135H207ZM207 136H206V137H207ZM214 136H212V137H214ZM222 136H223V135H222ZM241 136H240V137H241ZM243 136H242V137H243ZM254 136H255V135H254ZM256 136H257V133H256ZM34 137H35V139H36V136H35V135H34ZM40 137H41V136H40ZM55 137H56V139H57V142H59V141H58V140H59V135H56V134H55ZM55 137H54V138H55ZM63 137H64V138H63ZM83 137H82V139H83ZM184 137H185V134H184L183 138H184ZM200 137H201V136H200ZM210 137H211V136H209L208 138H210ZM226 137H227V136H226ZM229 137H228L227 139L230 140ZM236 137H237V135H236L234 138H236ZM247 137H250V135H248ZM247 137H246V138H247ZM51 138L53 139V137H51ZM61 138H62V139H61ZM66 138H67V137H66ZM66 138H65V139H66ZM93 138H94V137H93ZM100 138H101V137H99L98 139H100ZM108 138H109V137H107L108 144H109V143L111 144V140H108ZM116 138H119V137L117 136ZM166 138H167V137H166ZM208 138H205V140H207ZM214 138H215V140H214ZM214 138H211V139H213L212 142H213V141H216V143H215V147H214V146H211V144H212L211 142L209 143V145H210V147H212V148L214 147V150H215V148H217L216 145H219V143H218L217 141H218L219 139H221V138H220V137H218L219 139H217L216 137H214ZM254 138H255V137H254ZM31 139H34V138L31 137ZM35 139H34V140H35ZM37 139H39V138H37ZM37 139L35 140V141H37V143L35 142V143L37 144V146H36V144L34 145V144H32V143H31V144L34 145V146H30V145L28 144V145L30 146V148H31V147H34L35 151H36L35 146L38 148V150L40 149V148L38 147V145H39V141H41L42 137H41V139H39V141H38ZM43 139H44V137H43ZM69 139H70V138H69ZM84 139H85V138H84ZM101 139H102V138H101ZM144 139L146 140L147 138H144V137H143V138H141L140 141H143ZM155 139H154V140H155ZM162 139H163V138H162ZM162 139H161V142H163ZM200 139H201V138H200ZM223 139H224V136H223ZM250 139H251V137H250ZM256 139H259V137L256 138ZM1 140H0V142H1L0 150L2 151V148L5 146V144H6L7 142L4 144ZM29 140H30V141H29ZM34 140H33V141H34ZM44 140H45V139H44ZM67 140H68V139H67ZM67 140H66V144H67V145L71 144V145H69V146H71V149H72V147H73V145H74L73 143H74L75 141H74L73 143H71V141H73V140L70 139V140H71V141H69L70 143H67ZM79 140H80V139H79ZM94 140H96V138H94ZM103 140H104V139H103ZM112 140H113V138H112ZM129 140H130V139H129ZM129 140H128V141H129ZM145 140H144V142H145ZM149 140H150V139L146 140V141H147V144H146V145H148V143L151 142V141H149ZM158 140H157V142H158ZM170 140H169V141H170ZM177 140H178V139H176V141H177ZM179 140H180V139H179ZM179 140H178V141H179ZM229 140H228V141H229ZM232 140H233V139H232ZM238 140H239V139H238ZM246 140H247V139H246ZM246 140H245V143L247 142ZM248 140H249V139H248ZM16 141H13V142H16ZM50 141H51V140L49 139V142H50ZM64 141H65V140H64ZM81 141H82V140H81ZM81 141H80V142H81ZM86 141H87V139H86ZM104 141H105V140H104ZM109 141H110V142H109ZM113 141H115V140H113ZM117 141H118V139H117ZM166 141H168V139H167ZM176 141H175V142H176ZM178 141H177V142H178ZM180 141H181V140H180ZM203 141H204V140H203ZM203 141H202V142H203ZM210 141H211V140H210ZM221 141H222V140H221ZM221 141H220V142H221ZM239 141L241 142V140H239ZM258 141H259V140H258ZM27 142H26V143H27ZM42 142H43V143H42ZM42 142H40V145L44 146L45 148L47 147V148H49V149H52V150H54L55 148H58V149L60 148V149H61V147L63 146V145H62V146H59L60 144H62V142H59V143H60V144L58 143L59 145H58V144H55V145H54L53 143H55V142L52 143V141H51L50 143L53 144V146L51 145L53 148H52V147L50 148V146H49L50 143H49V142L47 143V140H45V141L42 140ZM80 142H79V143H80ZM95 142L98 143V141H95ZM131 142H132V141H130V143H131ZM155 142H156V140H155ZM159 142H160V141H159ZM164 142H165V141H164ZM177 142H176V145H177ZM202 142H199V143L197 142V143H198L199 146H200V143H202ZM224 142H225V139L223 140V143H224ZM233 142H234V143H240V142H236L235 139L233 140ZM255 142H256V141H254V143H255ZM33 143H34V142H33ZM41 143H42V144H41ZM44 143L47 144V146L44 145ZM81 143H82V142H81ZM81 143H80V144H81ZM83 143H84V142H83ZM115 143H116V142H115ZM139 143H140V142L138 141V144H139ZM145 143H146V142H145ZM145 143H144V144H145ZM153 143H154V142H153ZM153 143L151 142V145H152V146L154 145ZM165 143H166V142H165ZM168 143H169V142H168ZM170 143H172V142L170 141ZM170 143H169V145H171ZM178 143H179V142H178ZM213 143H214V142H213ZM217 143H218V144H217ZM230 143H231V142H230ZM230 143H228V144L225 146V148H226ZM241 143H244L243 140H242ZM241 143H240V145H241ZM245 143H244L243 145L246 146L247 143H246V144H245ZM9 144H11V143H9ZM9 144H8V145H9ZM14 144H15V143H13V145H14ZM48 144H49V145H48ZM63 144H64V143H63ZM66 144H64V146H65ZM72 144H73V145H72ZM80 144H79V145H80ZM95 144H96V143H95ZM99 144H100V143H99ZM99 144H98V146H99V148H100V145H99ZM102 144H103V143H102ZM117 144H118V143H116V145H114V147L112 146L113 149H114L115 147H117ZM131 144H134V143L132 142ZM140 144H141V143H140ZM140 144H139V145H140ZM157 144L159 145V144H161V143H157ZM157 144L155 143V145H157ZM173 144H175V143H173ZM173 144H172V145H173ZM206 144H207V142H206ZM206 144H205V145H206ZM231 144H233V143H231ZM8 145L6 144V146H8ZM13 145L11 144V147H10V145H9V148H12ZM15 145H17V144H15ZM20 145H22V144H20ZM26 145H27V144H23L22 147L20 146V148H22V149L24 150V152H25V148H23V146H26ZM28 145H27V146H28ZM40 145H39V146H40ZM67 145H66V148L68 147ZM92 145H93V147H94V144H92ZM103 145H104V144H103ZM135 145H136V144H135ZM161 145H162V144H161ZM166 145H168V144L166 143ZM169 145H168V147H171V146H169ZM178 145H180V143H179ZM203 145H204V144H203ZM209 145H208V147H209ZM212 145H214V144H212ZM233 145H235V144H233ZM233 145H231V146H233ZM248 145H251V144H247V146H248ZM255 145H256V144H255ZM2 146H3V147H2ZM17 146H18V145H17ZM27 146H26V147H27ZM42 146H40V147H42ZM54 146H55V148H54ZM57 146H58V147H57ZM64 146H63V148H64ZM84 146H85V149H87L88 147H91V146H89V145L87 146L86 143H85V145H82V146H79V147H80V149H82V147H83L82 150H84ZM86 146H87V148H86ZM123 146H124V145H123ZM131 146H132V145H131ZM140 146H141V145H140ZM164 146H165V145H164ZM252 146H253V145H252ZM13 147H14V146H13ZM44 147H42V148L45 150ZM76 147H78V143H77V146H75L74 149L72 150V151L74 152L73 155H74L75 153L77 154V150H78V148H76ZM118 147H119V146H118ZM118 147H117V148H118ZM124 147H125V146H124ZM135 147H136V146H135ZM141 147H142V149H143L144 145L141 146ZM149 147H150V144H149ZM149 147H148V148H149ZM154 147H155V146H154ZM159 147H160V146H159ZM159 147H155V150H156V148H157L156 151H160L161 149L164 148V147H162V148H161V147L159 148ZM165 147H167V146H165ZM168 147H167V150L169 149ZM174 147L177 148L175 145H174ZM204 147H205V146H203V148H204ZM210 147H209V149H211ZM254 147H255V146H253V148H254ZM9 148H8V150H7V148H6V149L4 148V149H5L6 151H9L10 153H11V151H12V153H13V149L15 150L16 146H15L12 150L10 149L11 151L9 150ZM75 148H76V149H75ZM96 148H97V147H96ZM122 148H123V147H122ZM122 148H118V149L120 150V149H122ZM144 148H145V147H144ZM186 148H188V147H186ZM190 148L192 149V147H190ZM190 148H189V149H190ZM199 148H201V146H200ZM199 148H198V150H201V149H199ZM222 148H223V147H222ZM231 148H232V147H231ZM231 148H230V149H231ZM243 148H244V147H243ZM22 149L20 150L21 153L23 152ZM27 149H28V147H27ZM43 149H42V150H43ZM69 149H70V147H69ZM69 149L67 148V152H65L64 149H61L60 151H61V153L64 151V152H63L64 154L62 153V155L64 156L65 153H66V155L70 153V150H69ZM123 149H124V148H123ZM135 149H138V148L136 147ZM139 149H140V148H139ZM153 149H154V148H153ZM158 149H160V150H158ZM165 149H166V148H165ZM165 149L163 150V154H165V153H164V151H166ZM170 149L172 150V149H174V148L171 147ZM170 149H169V150H170ZM184 149H185V147H184ZM191 149H190V150H191ZM196 149H197V148H196ZM204 149L206 150V148H204ZM217 149H219V147H218ZM217 149H216V152H217ZM223 149H224V148H223ZM223 149H220V150H223ZM227 149H229V148H227ZM232 149H233V148H232ZM244 149H245V148H244ZM247 149H248V147H247ZM251 149H252V147H251ZM18 150H19V148H17V150H15V151H18ZM38 150L36 151L37 155H36V154H35V155L33 154V153H34V150H32V149H31V152H30V150H29V152H27V153H30V155H31V153H32V151H33L32 155H34V156H33L34 158H38V157L43 156V155H42L43 153H42V154H41V153H38V152H40V151H38ZM46 150H47V149H46ZM74 150H75V151H74ZM87 150H88V149H87ZM119 150H117V151L120 152L119 155H120V157L122 158V156H123L124 154L122 153V154H123V155H122V154H121V150H120V151H119ZM144 150H145V149H144ZM146 150H147V148H146ZM151 150H152V149H151ZM155 150H154V151H155ZM169 150H168V153H169ZM171 150H170V151H171ZM181 150H182V149H181ZM185 150H186V149H185ZM192 150H193V149H192ZM192 150H191V151H192ZM202 150H203V149H202ZM211 150H212V149H211ZM214 150H212V151L215 152ZM245 150H246V149H245ZM245 150H244V151H245ZM27 151H28V150H27ZM55 151H56V149H55ZM68 151H69V152H68ZM79 151H80V152H83V151H81V150H79ZM109 151H110V150H109ZM133 151H135V150H132V152H133ZM136 151H137V150H136ZM152 151H153V150H152ZM172 151H173V150H172ZM172 151L170 152V155L167 154V152H166V154L168 155L167 157H169V156H171V158H172V156L175 157L174 154H173V155L171 154V153L174 152V151H173V152H172ZM179 151H180V149H179ZM186 151H188V150H186ZM194 151H196V150L194 149ZM212 151H211V152H212ZM223 151H224V150H223ZM236 151H238V150L235 149V152H234V149H233L234 155H235ZM249 151H250V150H249ZM3 152H5V151H3ZM18 152H19V151H18ZM18 152H17V153H18ZM24 152H23V154H24ZM42 152H45V151H42ZM47 152H48V151H47ZM57 152H58V151H56V153H57ZM80 152H79V153H80ZM87 152L89 153L90 151L88 150ZM87 152H86V150H85V152H83V154H87V156H88V153H87ZM126 152H127V151H126ZM129 152H131V150H129ZM132 152H131V153H132ZM138 152H140V151H138ZM146 152H147V151H146ZM148 152H149V154H150V151H148ZM148 152H147V153H148ZM161 152H162V151H161ZM175 152H176V151H175ZM180 152H181V153H184L185 151H184V152L180 151ZM189 152H190V151H189ZM201 152H202V151H201ZM203 152H204V151H203ZM203 152H202V153H203ZM207 152H209V153L211 154L210 150L207 151ZM224 152H225V155H224ZM224 152H223V155H224V156L221 154L222 157H221V155H219V154H220L219 152H217V154L219 153L218 155H219L221 158H223L224 161H225V159H226L225 156H226V154H227V153H226L227 151H224ZM229 152H230V150H228V154H229ZM231 152H232V151H231ZM251 152H252V151H251ZM255 152H258V151H255ZM255 152L253 153V154H254L253 157H254L255 155H258L257 153L255 154ZM1 153H2V152H1ZM7 153H8V152H7ZM10 153H9V154H10ZM14 153H15V155H17L16 152H14ZM14 153H13V154H14ZM21 153H18V154H21ZM54 153H55V152H54ZM58 153H60V152H58ZM58 153L56 154L57 156L59 155ZM92 153H93V154H92ZM92 153H89V155H91V156H93V155L95 156V155H96V156H98V158H99V156H104V154L102 155V153H105V154H106V150L102 148V149L94 150V151H92ZM114 153H115V150H114ZM124 153H125V152H124ZM134 153H136V152H134ZM134 153H133V154H134ZM140 153H142V155H143V152H140ZM140 153H139V154H140ZM199 153H200V152H199ZM199 153H197V154H199ZM244 153H245V152H244ZM244 153H243V154H244ZM258 153H259V152H258ZM3 154H4V153H3ZM5 154H6V153H5ZM5 154H4V155H5ZM13 154H12V155H13ZM23 154H22V156L19 155V157H18V156H17V157L15 156L16 159L8 158L9 156L7 157L8 159L5 157V158H6V159H5V162H6V160H8L7 162L11 163L10 160H12V162L15 160V161H14L15 164L17 163L16 166H18V165H19L18 162H20L19 160H21L22 157H25V155H27V154H25V155L23 156ZM38 154H39V155H38ZM44 154H45V153H44ZM107 154H108V153H107ZM111 154H113V151H112ZM193 154H196V153H193V152H192V155H191V156H193ZM204 154H205V152H204ZM207 154H208V153H207ZM215 154H216V153H213V154H212V155H214L213 157H215L214 160H215L216 158L219 157L217 154H216V155H217L218 157H217ZM230 154H231V153H230ZM230 154H229V155H230ZM251 154H252V153H251ZM0 155H2V154H0ZM4 155H2V156L4 157ZM6 155H7V154H6ZM6 155H5V156H6ZM52 155H53V151H52L51 157H52ZM66 155H65V156H66ZM69 155H72V153H70ZM73 155H72V156H73ZM80 155H81V153H80ZM121 155H122V156H121ZM129 155H130V154H128V156H129ZM131 155H132V154H131ZM176 155H177V153H176ZM185 155H186V152H185ZM185 155H184V156H185ZM199 155H200V154H199ZM205 155H206V154H205ZM212 155H211V156H212ZM232 155H233V154H232ZM240 155H241V154H240ZM240 155H238V156L240 157V158H239L240 160H242V158L244 159V157L246 156V155H245L244 157L241 158ZM259 155H260V156H259L260 159L262 160V158H261L262 155H261V154H259ZM13 156H14V155H13ZM20 156H21V158H20ZM36 156H38V157H36ZM45 156H46V157H49V154H48V156H47V153H46ZM53 156H54V155H53ZM67 156H68V155H67ZM72 156H70V157H71V158H74L75 156H78V159H80L78 154L75 155V156H73V157H72ZM83 156H84V155H83ZM83 156H82V157H83ZM94 156H93V157H94ZM109 156H110V154H109ZM114 156H115V155H111V159H112ZM128 156H127V158H128ZM133 156H134V155H133ZM143 156H144V155H143ZM143 156H142V158H143ZM189 156H190V155H189ZM194 156L196 157V155H194ZM201 156H204V155H200V157H201ZM236 156H237V155H236ZM238 156H237V157H238ZM10 157H11V155H10ZM15 157H14V158H15ZM54 157H56V156H54ZM82 157H81V158H82ZM85 157H86V156H84L83 158H85ZM134 157H136V156H134ZM151 157H153V155H152ZM157 157H158V156H157ZM200 157H199V159H200ZM207 157H209V156H207ZM207 157L205 156L206 159H205L204 157H203V159L206 160V161H207V159H208V160H209V159H213L212 157H210V158H207ZM226 157H227V158H229V157L232 158V156H229V157L226 156ZM237 157H236V159H237ZM255 157H256V156H255ZM259 157L257 156L255 159H258ZM1 158H2V157H1ZM19 158H20V159H19ZM29 158H30V156H29ZM29 158L27 157V160H28ZM41 158L43 159V157H41ZM96 158H97V157H96ZM106 158H107V157H106ZM118 158H119V156H118ZM118 158L116 157V160H117ZM121 158H119L117 161H119ZM124 158H125V156H124ZM144 158L146 159V157H144ZM153 158H154V157H153ZM153 158H152V159H153ZM164 158H166V157L164 156ZM181 158H182V156H181ZM197 158H198V157H197ZM201 158H202V157H201ZM231 158H229V159L231 160ZM233 158H235V157H233ZM233 158H232V161L234 162V159H233ZM245 158H246V157H245ZM17 159H18V161H16ZM24 159H26V158H23V160H21V162H20L21 164H22V162H23V165H25L24 163H26V162L24 161ZM32 159H33V158H32ZM39 159H40V158H39ZM55 159H57V158H55ZM59 159H60V157H59ZM85 159H87V158H85ZM108 159H109V157H108ZM111 159H109V161H110ZM122 159H123V158H122ZM132 159H133V158H132ZM132 159L128 160V162H130V161L132 162ZM135 159H137V158H134V160H135ZM169 159H170V158H169ZM172 159H173V158H172ZM172 159H171V160H172ZM175 159H176V158H175ZM175 159H173L174 162H176ZM182 159H184V158H182ZM189 159H191V158H189ZM189 159H187V160H189ZM203 159H202V161H203ZM219 159H220V158H219ZM2 160H4V159L2 158ZM27 160H26V161H27ZM29 160H30V159H29ZM43 160H44V159H43ZM50 160H51V158H50ZM70 160H72V161L76 160V161H77L76 158H75L74 160H73V159H70ZM93 160H95V159H93ZM96 160H97V159H96ZM101 160H104V159L101 158ZM113 160H114V159H112L111 161H113ZM154 160H155L156 163L159 162L157 159H154ZM164 160L166 161V159H163V161H164ZM171 160H170V162H171ZM187 160H185V161H187ZM191 160H192V162H193L194 159L192 158ZM217 160H218V159H217ZM226 160H227V159H226ZM230 160H228L229 163L232 162V161L230 162ZM244 160H246V159H244ZM244 160H242V161H244ZM261 160H259V162H260ZM31 161L33 162L34 160H31ZM35 161H36V160H35ZM40 161H41V160H40ZM40 161H39V162H40ZM56 161H58V159H57ZM104 161H105V160H104ZM104 161H103V162H104ZM122 161H123V160H122ZM122 161H121V162H122ZM165 161H164V162H165ZM177 161H178V160H177ZM185 161L183 160V164H184ZM195 161H196V159H195ZM198 161H199V160H198ZM210 161H211V160H210ZM237 161H238V160H237ZM237 161H236V162H237ZM247 161H248V160H247ZM14 162L12 163L13 165H14ZM32 162H30V163L32 164ZM41 162L43 163V161H41ZM53 162H54V161H53ZM74 162H75V161H74ZM98 162H99V161H98ZM139 162H140L141 164H140V163H138V164H140V165L142 166V168H144V167L146 166L145 163L147 162L148 169H147V166L145 167V169L148 170L149 175H150V174H152V175H155V174L158 175L157 173L160 172L159 175H161L162 177H164L163 174H167V173H168V172L166 173L165 171H164L165 173H164V172L162 173V172H161L162 170L158 169V167H157L156 169H158L159 171L156 172V173L154 174V172H155L154 170H155V169H153V168H155V167H153V166H152L153 168H152V167H149V166L153 165V163H155L154 161H152V162L149 163V164H148V161H146V160L144 161V162H145L144 164H142L141 161H139ZM161 162H162V159H161ZM161 162L157 163V164L160 165V168H161L162 165H167V164H162ZM166 162H167V161H166ZM170 162H169V163H170ZM190 162H191V161H190ZM199 162H201V161H199ZM204 162H205V161H204ZM204 162H202V163H204ZM211 162H212V161H211ZM221 162H223V161H221ZM255 162L257 163V161H255ZM2 163H4V161H2ZM2 163H1V161H0V165H1V166L3 165ZM33 163H34V162H33ZM42 163L40 164L41 167H43L44 164H45L46 166L48 165V164H46L45 162H44L43 165H42ZM88 163H89V162H88ZM99 163H100V162H99ZM119 163H120V162H118V164H119ZM122 163H123V162H122ZM156 163H155V164H156ZM176 163H177V162H176ZM207 163H210V162L207 161ZM212 163L214 164V162H212ZM244 163H246V162H243V163L241 162L242 165H246V164H247V163H246V164H244ZM248 163H249V165H246V166H247V169H248L249 173H251V174H250V176L247 175V177H252V176H254V175H253L254 172L256 173V171H258V170H256V171H255V170H254V171L252 170V171H253V174H252V171L250 172V169H249V168H251V166H250V165H251V164H250L251 161H248ZM262 163H263V162H262ZM262 163H261V164H262ZM4 164H5V163H4ZM7 164H8V163H7ZM12 164H8L9 167H10V165H12ZM28 164H29V163H26L25 166L27 167ZM35 164H38V160H37V163H35ZM35 164H34V166H35ZM79 164H80V162H79ZM96 164H98V163H96ZM120 164H121V163H120ZM120 164H119V165H120ZM127 164H128V163H127ZM138 164H136L137 167H139ZM170 164H171V163H170ZM198 164H199V163H196L195 166L198 167L201 163H200L199 165H198ZM204 164H205V163H204ZM213 164H212V165H213ZM216 164H217V163H216ZM220 164H221V163L218 162V164H217V165H218V168H220V167H219ZM222 164H224V166H223L224 168H221V170L224 169V170H226L225 172L227 173L228 170H229V169L227 170V168H226V166H225L227 163L225 164V162H224V163H222ZM236 164H237V163H236ZM236 164H234L235 167L237 166ZM253 164H254V163H253ZM263 164H264V163H263ZM263 164H262L261 166H264ZM8 165H4V166H2V167L0 166V167H1L0 170H1L3 167L8 166ZM66 165H67V164H66ZM101 165H102V164H101ZM110 165L112 166V164H110ZM133 165H134V164H133ZM144 165H145V166H144ZM172 165H174V163H172ZM178 165H180V163H178ZM178 165L176 164V166L173 167V168L170 167L171 170L173 169V172H174V173H175L174 168H175V170L177 171V168H176V167H177ZM185 165H186V164H185ZM188 165L190 166V164H188ZM188 165H186V166H188ZM201 165H202V164H201ZM201 165H200V166H201ZM205 165L207 166V164H205ZM209 165H210V164H209ZM209 165H208V166H209ZM217 165H215V167H213L214 170L216 169L215 173H213V169H212V171L210 170V172H211V174H212V173L214 174V175L212 174L213 177L218 176V175L220 176V174L222 175V177H219V176H218V177H215L216 180H217V178H219V179H218L219 181H216V183H212V182H214V181H212V182L208 181V180H213V179H215V178L212 177V179H211L210 177H209V178L206 177L205 180H207V179H208V180L205 181V183H206V182L209 183V185H208V183H207V187H208V186L211 187V185L213 186V184H216V185H217L218 182L221 183V184L223 183V182H220V180L223 179V175H225V174H222V173H225V172L221 171V173H218V170L220 171V169L217 170ZM238 165H239V169H241V168H240V164H238ZM255 165H256V164H255ZM258 165H260V164H258ZM16 166H11V167H10V168H13V170H14V171H12L13 173H16V171H17V172H19V171H20V172L24 171V169L21 170V168H22V167L24 168L25 166H22V165H21V166H22V167H21V166L19 165L18 168H17ZM40 166H39V167H40ZM46 166H45V167H46ZM67 166H68V165H67ZM69 166H70V165H69ZM89 166H90V165H89ZM113 166H114V164H113ZM127 166H128V165H127ZM127 166H126V167H127ZM131 166H132V165H131ZM141 166H140V167H141ZM143 166H144V167H143ZM157 166H158V165H157ZM181 166H182V165H181ZM183 166H184V165H183ZM183 166H182V167H183ZM192 166H193V165H192ZM208 166H207V168H208ZM220 166H221V165H220ZM229 166H231V165H229ZM232 166H233V165H232ZM232 166H231L230 168H232ZM246 166H245V167H246ZM15 167H16V169H15ZM20 167H21V168H20ZM29 167L31 168V166L28 165L27 168H29ZM41 167H40V168H41ZM101 167H102V166H101ZM114 167H115V166H114ZM116 167H119V166H116ZM128 167H129V166H128ZM135 167H136V166H135ZM137 167L135 168L136 171H137ZM140 167H139V168H140ZM162 167H163V166H162ZM166 167L169 169L168 166H166ZM178 167H179V166H178ZM196 167H195V168H196ZM221 167H222V166H221ZM235 167H234V168H235ZM241 167H242V166H241ZM257 167H258V166H257ZM5 168H6V167H5ZM5 168H4V169H5ZM27 168H26L25 170H27V171L29 172L30 169H27ZM32 168H33V166H32ZM36 168H37V166H36ZM47 168H48V166H47ZM50 168H51V167H50ZM68 168H69V167H68ZM98 168H99V167H98ZM142 168H140V169H142ZM151 168L153 169L152 172L154 171L153 173H150ZM203 168H204V165H202V169H203ZM209 168L211 169L210 166H209ZM263 168H264V167H261L260 169H263ZM4 169H2V170H4ZM33 169H34V168H33ZM38 169H39V168H38ZM48 169H49V168H48ZM51 169H54V167L51 168ZM51 169H50V170H51ZM65 169H67V168L65 167ZM69 169L71 170V168H69ZM119 169H121V168H119ZM119 169H118V168L116 169V170H118V171L115 170L116 173L119 172ZM126 169H127V168H126ZM135 169L133 170V168H131V170H133L132 172H134ZM145 169H144V172H145ZM149 169H150V170H149ZM162 169H163V168H162ZM178 169H179V168H178ZM187 169H188V168H187ZM204 169H205V168H204ZM204 169H203L202 171H207V172H208V170H206V169L204 170ZM243 169L245 170V168H242L241 171H239V172L242 173V172L244 171ZM251 169H253V168H251ZM258 169H259V168H258ZM2 170H1V174H3V176H4L6 173H9V172H10L9 170H8L9 172H6V171H7L6 169H5V171H2ZM11 170H12V169H11ZM40 170H41V169H40ZM42 170H43V169H42ZM86 170H87V169H86ZM101 170H102V168H101ZM124 170H125V169H124ZM198 170H199V169H197V171H198ZM200 170H201V169H200ZM232 170H233V168H232ZM232 170H230V171H232ZM235 170H237V167L235 168ZM263 170H264V169H263ZM30 171H31V170H30ZM34 171H35V169H34ZM47 171H49V170H47ZM47 171H42V172H45V173H43V174H46V175H45L46 177H47V174H48ZM103 171H104V170H103ZM141 171H142V170H141ZM156 171H157V170H156ZM180 171H181V170H178V172H180ZM188 171H189V172H188ZM197 171H194V172H195V173H194V172L190 171L189 169L187 170L188 173L191 172V173H194V174H196ZM202 171H201V172H202ZM233 171H234V170H233ZM248 171H247V173H246V172H245V173L248 174ZM5 172H6V173H5ZM12 172H10V173H12ZM24 172H25V171H24ZM24 172H23V173H24ZM38 172H39V171H38ZM46 172H47V173H46ZM50 172H51V171H50ZM57 172H58V171H57ZM121 172H124V171H122V169H121V170H120V173H121ZM178 172H177L176 174H178ZM182 172H183V171H182ZM216 172L218 173V175H215ZM23 173H22V174L19 173V174H21V176H23ZM30 173H31V172H30ZM30 173H28V174H30ZM55 173H56V171L53 172L54 175L57 174V173H56V174H55ZM114 173H115V172H114ZM120 173H119V174H120ZM126 173L129 174L128 172H126ZM126 173L124 172L123 174H126ZM191 173H190V174H191ZM232 173H233V172H231V174H230V173L228 172V174H226V175H231V176H233V174H235V179H233V178H229L230 176L227 177V179H229V182H227L226 185L228 186V183L231 182L230 180L233 179V180H235L237 183L240 184V185H239V184L237 185V183H235L234 181H232V182L235 183L236 187H240V186H241V188H242V187L244 186V184H243V186H242L241 184L244 183L245 181H243V180L241 181V179L246 180L245 178H247V177H244V178H243V175H244V174L242 173V174H241V177H242V178L239 179V180H240V182H239V180L237 181V178H239V177H237V176H239V175H236L237 172L235 171V173H233V174H232ZM258 173H259V172H258ZM261 173H262V172H261ZM261 173H260V174H261ZM1 174H0V176H2ZM24 174H26V173H24ZM33 174H34V173H32V175H33ZM35 174H36V173H35ZM39 174H40V173H39ZM50 174H51V173H50ZM144 174H145V173H144ZM146 174H147V173H146ZM184 174H185V173H184ZM200 174H201V173H200ZM205 174H206V173H205ZM211 174H209V172H208V174H206V175H208V176L210 175V176H211ZM260 174H259V176H260ZM6 175H8V174H6ZM11 175H12V177H10V175H9L8 178H7L6 176H5V178H3V176H2V178H3V179H6V180H9V179H10V180H13V179H14L13 175H15V174H11ZM17 175H18V174L16 173V176H15L16 180H18V179H17ZM32 175L30 174V177H32ZM48 175H49V174H48ZM54 175L51 174V176H54ZM111 175H112V174H111ZM168 175H169V173H168ZM179 175L181 176V174H179ZM196 175H198V174H196ZM196 175H195V176L193 175V176H194L195 179H196V183L199 184V183H200V180H199V182H197V179H198L197 177H198L199 175H198L197 177H196ZM203 175H204V173H203ZM226 175H225V176H226ZM251 175H252V176H251ZM256 175H257V173L255 174V176H256ZM19 176H20V175H19ZM40 176H42V173H41ZM40 176L38 177V175H37L36 177H34V175H33V178H37V177L40 178ZM45 176L42 177V178H44L45 180L48 181V179H47ZM51 176H50V178H51ZM57 176H58V175H57ZM57 176H56V177H57ZM126 176H128V175H126ZM126 176H125V177H126ZM147 176H148V175H146V178H145V179L148 180ZM150 176H151V175H150ZM166 176H167V175H166ZM166 176H165V177H166ZM169 176H170V175H169ZM177 176H178V175H177ZM244 176H246V175H244ZM263 176H264V175H263ZM9 177H10V178H9ZM28 177H29V176H28ZM48 177H49V176H48ZM56 177L54 176V178H56ZM148 177H149V176H148ZM165 177H164V179H165V181H166L167 178H165ZM172 177H174V175H173ZM182 177H183V176H181V178H179V176H178L177 179H175V178H174V179H175V180H178V179H182ZM184 177H185V176H184ZM186 177H187V176H186ZM189 177H190V176H189ZM199 177H200V176H199ZM201 177H202V178H203V177L205 178V176H202V174H201ZM201 177H200V178H201ZM233 177H234V176H233ZM11 178H13V179H11ZM38 178H37V181L39 182L40 179H38ZM90 178H91V177H90ZM111 178H112V176H111ZM127 178H128V177H127ZM138 178H139V177H138ZM141 178L143 179V176H142ZM154 178H156V176H154ZM154 178L152 177L151 180L154 179ZM157 178H158V176H157ZM169 178H170V180H174V179L171 178V177H169ZM187 178H188V177H187ZM187 178H186V179H187ZM200 178H199V179H200ZM220 178H221V179H220ZM256 178L258 179V176L255 177V178L253 177V178H252V182H250V183H254V182H255L254 180H255ZM3 179L0 178L2 184H3ZM25 179H26V176H25ZM25 179H24V176H23V180H25ZM31 179H32V178H31ZM51 179H52V178H51ZM183 179H184V178H183ZM189 179H190V178H189ZM10 180H9V181H10ZM20 180H21V179H20ZM32 180H33V179H32ZM35 180H36V179H34V180L32 181L34 184H36V182H34ZM52 180H53V179H52ZM128 180H129V179H128ZM130 180H133V179H130ZM130 180H129L128 182H129V184H131L130 186H132V181L130 182ZM155 180H156V179H155ZM155 180H153V181H151V182L149 181V183H150V184H151V183H154ZM203 180H204V179H203ZM21 181H22V180H21ZM40 181H42V182H40V185H41V183H43V184L46 183V184H47V182H43V181H44L43 179H41ZM49 181H50V180H49ZM201 181H202V179H201ZM223 181H225V180H223ZM226 181H228V180H226ZM1 182H0V184H1ZM12 182H13V181H12ZM19 182H20V181H19ZM19 182L16 183V184H18L17 186H21V185H20L21 182H20V183H19ZM25 182H28V183H29L28 180H25ZM25 182L23 181V183H21V184H24V185H25V184H26ZM51 182H52L53 185H56V184L53 183L54 181H51ZM55 182H57V180H56ZM112 182H113V181H112ZM139 182H140V181H139ZM156 182H158V181H156ZM163 182H164V181H163ZM166 182H167V181H166ZM166 182H164V184H166ZM175 182H176V181H175ZM178 182H179V181H178ZM181 182H182V180H181L179 183H176V184H177V187H175L176 184H175V186H173V188H174L173 190H174V191L177 190L176 188L181 187V186H179V184H180ZM188 182H192L191 179H190V181H188ZM193 182H195V181H193ZM241 182H242V183H241ZM247 182H248V181H247ZM6 183H8V182H5V185H7ZM10 183H11V182H9V185H7V186H5V185H0V187H1V186L7 187V189H5V190H7V191L9 190L8 188H10L9 192H7V191H1V189H0V191H1V192L8 193L7 195H10V192H12L13 188L16 187L15 180H14V182H13L15 185H14V184L12 185V183H11V184H10ZM48 183H49V182H48ZM113 183H114V182H113ZM113 183H112V184H113ZM122 183H123V182H122ZM136 183H137V182H136ZM141 183H143V185H142L140 188H145V189L147 188V190H148L149 187L152 186V185H151V186L147 187V185H149V184H148V183L146 184V183L143 182V181H142ZM168 183H169V184H167V185H164L163 183H161V187H164V189H165V187H166V190H167V186L170 185V184H172L171 182H169V180H168ZM186 183H187V181H186ZM196 183H195V184H196ZM202 183H204V182L202 181L201 184H202ZM205 183H204V184H205ZM210 183H211V185H210ZM219 183H218V184H219ZM225 183H226V182H225ZM34 184H33V185H34ZM50 184H51V183H50ZM50 184H49L48 188L50 189V187H52V190H53V192H54V189H53V188H54L55 186H52V184H51V186H50ZM77 184H78V182H77ZM115 184H117V183H115ZM119 184H121L120 181H119ZM126 184H127V183H126ZM133 184H135V182H133ZM145 184H146V185H145ZM162 184H163V186H162ZM188 184H189V183H188ZM190 184H191V183H190ZM190 184H189V185H190ZM193 184H194V183H193ZM195 184L193 185L194 187H195ZM204 184H203V185H204ZM221 184H220V185H217V186H221ZM248 184H249V183H248ZM31 185H32V184H31ZM47 185H48V184H47ZM67 185H69V184H67ZM73 185H74V187H75V184H72V187H73ZM124 185H125V184H124ZM136 185H137V184H136ZM136 185L133 186V189H134L135 187H137ZM144 185H145L146 187H143ZM180 185H184V183H183V184H180ZM223 185H224V184H223ZM231 185H233V183H232V184L230 183L229 186H231ZM8 186H9V187H8ZM11 186H12L13 188H12ZM22 186H23V185H22ZM34 186L39 187V183H37V185H34ZM34 186H33V188L36 189V187H34ZM80 186H82V185H80ZM190 186H191V185H190ZM193 186H191V187H193ZM217 186L214 185V186H213L214 189H215V188H216V189L219 188V187H217ZM229 186H228V187H229ZM250 186H251V184H250ZM24 187L27 188V184H26V186H24ZM24 187H22V188L24 189V191L20 190V189H22V188L18 189L19 187H17V188H15V189L13 190V191L15 192L14 194H12V193H13V192H12L10 196H7V195H5V193H4L5 196H3V194L0 192V193L2 194V195H0V196H2V198H4V197H5V198H9V197H11V196L13 197V195L17 194V192L20 191V192H22V193L25 192V193L23 194L24 196H22V194L19 192V193L21 194V196H22V197L19 196L20 199H21V198H26V195H27V194H28V196H31V197H30V199H31L32 196H33L34 194L37 193V192L34 193V191L32 192L30 189H28V188L26 189V188H24ZM28 187H30V185H29ZM42 187H44V190L47 191V188H45V186H42ZM74 187H73V188H74ZM124 187H125V186H124ZM159 187H160V186H159ZM159 187H158V188H157V187H155V188L153 187V188L151 189V191H154L156 188L159 189ZM170 187H172V185H171ZM170 187H169V188H170ZM194 187H193V188H194ZM207 187H205V190H206ZM210 187H208L207 190H209ZM224 187H226V186H224ZM224 187H222V188H224ZM228 187H226V191H228V190H227ZM232 187H233V186H232ZM246 187H247V186H246ZM31 188H32V187H31ZM125 188H126V187H125ZM138 188H139V187H138ZM138 188H137V189H138ZM169 188H168V189H169ZM195 188H197V187H195ZM195 188H194V190H195ZM203 188H204V186H203ZM230 188H231V187H229V191H231V192L234 194V192L232 191L233 189L230 190ZM233 188L235 189V187H233ZM241 188H239V190H241V192L237 190L238 193H237V192H235V193L239 194V192H240V193L242 194V193H243L242 191H244V190H243L244 188H242V189H241ZM3 189H4V188H3ZM3 189H2V190H3ZM11 189H12V190H11ZM79 189H80V187H79ZM79 189H78V190H79ZM133 189H132V190H133ZM197 189H198V188H197ZM199 189H202V188L199 187ZM199 189H198V193H200V194L203 193V194H204L203 191H205V190L202 189V192H200ZM15 190H16V191H15ZM18 190H19V191H18ZM28 190L31 191V192L33 193V195H31L32 193H31V194L27 193V192H29ZM39 190H40V188L37 189V190H35V191L40 192L39 195H41L42 192H43V194H45V193H44L45 191L43 190V188H42L43 191H41V190L39 191ZM50 190H51V189H50ZM50 190H49L48 192H51V191H52V190H51V191H50ZM69 190H71V189H69ZM73 190H74V189H73ZM81 190H82V189H81ZM113 190H114V189H113ZM113 190H112V191H113ZM138 190H139V191H138ZM138 190H135V189L133 190V192H134V191H138V192H137L138 196H137V194H133V193L131 194V190H130L129 196H130V195H131V196L133 195L132 197H134V196L136 195L137 197H139L141 192H142V196H143L144 193H145V190H143L144 193H143L142 190H140V189H138ZM160 190H161V188H160L158 191L155 190V192H156V193L158 192V194L160 193V195H161V198H160V199H162V196H163V195H162V192H163V191H166V190H163V189H162V190H163L162 192H160ZM171 190H172V189H171ZM171 190H170V192H171ZM173 190H172V191H173ZM178 190H179V189H178ZM185 190H186V188H185ZM185 190H184V191H185ZM188 190H189V189H188ZM188 190H187V191H188ZM190 190H192V188H191ZM190 190H189V191H190ZM194 190H193L192 192H194ZM212 190H213V189H212ZM219 190H220V189H217L218 192H219ZM221 190H222V189H221ZM221 190H220V194H221V192H222ZM26 191H27V192H26ZM83 191H84V190H83ZM112 191H111V192H112ZM114 191H115V190H114ZM140 191H141V192H140ZM195 191H197V190H195ZM209 191H211V190H209ZM217 191H215V192H217ZM234 191H236V189H235ZM48 192H46V193H48ZM57 192H58V191H57ZM128 192H129V191H128ZM155 192H154V194H155ZM166 192H168V193H166ZM166 192H165L166 195L170 193L169 191H166ZM175 192H177L178 194L181 193L180 191H175ZM206 192H207V191H205V194H206ZM218 192H217V193H218ZM71 193H73V192H71ZM74 193H75V190H74ZM121 193H122V191H121ZM135 193H136V192H135ZM151 193H153V192H151ZM165 193H163V194H165ZM171 193H172V192H171ZM171 193L169 194L170 197H171V196L173 197L174 195L177 194V193H175V194L173 195V194H171ZM173 193H174V192H173ZM184 193H185V192L182 193V194H183V197L180 196L179 198H182V199H184V200H187V199H188L189 201H190V200L193 201V200H192V197H193V196L196 197V195H193L191 198H188V197L191 196L192 193L189 194V195H184ZM187 193H188V192H187ZM194 193H195V192H194ZM211 193H212V196H213L214 191H211ZM217 193H215V195H216ZM223 193H227V192L224 191ZM223 193H222V195H223ZM20 194H18V195H20ZM25 194H26V195H25ZM37 194H38V193H37ZM50 194L52 195V193H50ZM63 194H64V193H63ZM67 194H68V193H67ZM112 194H113V192H112ZM158 194H155V195H156V197L159 199V196H160V195H158ZM178 194H177V195H178ZM182 194H181V195H182ZM196 194H197V193H196ZM200 194H199V195H200ZM203 194H202V195H203ZM205 194H204V195H205ZM208 194H210V192L207 193L206 195H208ZM228 194H229V192H228ZM228 194H227V195H228ZM263 194H264V193H263ZM18 195H16V197H17ZM47 195H49V194H47ZM157 195H158V196H157ZM166 195H164V196L166 197ZM177 195L174 196V197H177V198H178ZM215 195H214V196H215ZM224 195H225V194H224ZM224 195H223V196H224ZM227 195H225V196H226V199H227ZM239 195H240V194H239ZM34 196H35V195H34ZM41 196H43V195H41ZM61 196H62V195H61ZM74 196H76V195L74 194ZM78 196H79V195H78ZM78 196H77V197H78ZM83 196H84V192H83ZM83 196H82V197H83ZM85 196H86V194H85ZM111 196H113V195H111ZM115 196L117 197V195H115ZM126 196L128 197V194H126ZM131 196L128 197V199L132 198ZM164 196H163V197H164ZM187 196H188V197H187ZM218 196H219V194H218ZM218 196L216 195V197H218ZM223 196H222V197L219 196V197H221L222 199L226 200L225 197H223ZM231 196H232V195H230V197H231ZM254 196H255V195H254ZM14 197H15V196H14ZM36 197L39 198V196H36ZM54 197H55V196H54ZM54 197H52V198H54ZM63 197H64V195L61 197V200L63 199ZM77 197H76V200H77ZM94 197H95V196H94ZM113 197H114V196H113ZM113 197H112V199H113ZM127 197H126V198H127ZM137 197H136V198H137ZM150 197H151V195H150ZM156 197L153 198V201L156 199ZM165 197H164V198H165ZM170 197H168L169 200H170V201H168V202H169V204H170V202H171V205H172V200H171ZM184 197H185V198H184ZM203 197H204V196H202V199L204 200ZM206 197H207V196H206ZM208 197H210V196H208ZM216 197H215V198H216ZM219 197H218V198H219ZM230 197H229V200L231 201V198H230ZM233 197H235V196H233ZM262 197H263V196H261L260 198H262ZM34 198H35V197H34ZM34 198H33V200H34ZM45 198H47V197H45ZM50 198H51V197H50ZM56 198H57V197H56ZM56 198H54V199H56ZM64 198H65V197H64ZM72 198H73V197L71 196L70 199H72ZM79 198H81V197H79ZM79 198H78V199H79ZM92 198H93V197H92ZM92 198H91V199H92ZM97 198H98V196H97ZM134 198H135V197H134ZM134 198H133V200H134ZM146 198H148V201H149V199H150L149 196H148V197H145V199H146ZM164 198H163V201H164ZM166 198H167V197H166ZM168 198H167V199H168ZM179 198H178V199H179ZM186 198H187V199H186ZM215 198H212V199L214 200ZM218 198H216V200H217ZM221 198H219V199H220L219 204L223 202L222 205H226V207H227V205H228V206L230 205V206H229L230 208L233 207V206H232V205H233L232 202H231L230 204H229V202H226V203L224 204L225 201H224V200L221 201ZM30 199H29V202L32 201V200H30ZM39 199H40V198H39ZM81 199H82V198H81ZM81 199H79L78 201H75V202L77 203V205H78V202H79V201H80L81 203H84V202H82V201H84V198L82 199V201H81ZM105 199H106V198H105ZM109 199H110V198H109ZM116 199H117V198H116ZM122 199H123V198H122ZM122 199H121V200H122ZM138 199H139V198H138ZM138 199H136V200H138ZM151 199H152V198H151ZM158 199H156V200L159 201ZM196 199H197L198 201H201L199 197H197ZM206 199H208V198H206ZM10 200H11V201H10ZM13 200H14V201H13ZM15 200L17 201V198H15V199H14V198H12V199L9 198V201L7 200L8 202H10L9 204H11V202L14 203V204H12L11 209L9 208V209L11 210V211L9 210L10 213H11V212H12V213H15L16 210L14 209V206H15V204H17V203L20 202V201H18L17 203H15V202H16ZM21 200L25 201L26 199H21ZM46 200H47V199H46ZM66 200H67L66 202H69V203H70V200L68 201V198H67ZM89 200H90V199H89ZM89 200H88V201H89ZM92 200H93V199H92ZM136 200H134V201H136ZM140 200H141V202H140V204H141V203H142V198H141ZM140 200H138V201H140ZM188 200H187V201H188ZM197 200H196V201H197ZM203 200H202L201 202H203ZM210 200H211V199H209V201H210ZM213 200H212V201H213ZM261 200H263V199H261ZM0 201H1V200H0ZM7 201H4V202H7ZM23 201H22V202H23ZM35 201H36V199L34 200V202H35ZM43 201H44V199H43ZM43 201H42V202H43ZM57 201H60V200H57ZM57 201H55V202H57ZM63 201H65V200L63 199ZM97 201H99V200H97ZM97 201H96L95 203H97ZM124 201H125V200H124ZM124 201H123V202H124ZM145 201H146V200H145ZM160 201H161V200H160ZM160 201H159V202H160ZM163 201H161V203H162ZM174 201H176V200H174ZM174 201H173V203L175 204ZM180 201L182 202L181 199H180ZM187 201H186V202H187ZM191 201H190V202H191ZM194 201H195V200H194ZM196 201H195V202H196ZM198 201L196 202V204L198 203L199 206H197V205H196V206L193 205V207H191V206H192V205H191L192 202H191V203L189 204V206H190V205H191V206H190L189 209H187V210H188L187 212H189L191 208H192V210H193V208H196V207H197L198 210H199V209H200V210H203L204 208H200V204H201V203L199 204ZM214 201H215V200H214ZM1 202L3 203V205H4V204L6 205V203H4L3 201H1ZM1 202H0V203H1ZM8 202H7V203H8ZM22 202H20V204H21ZM25 202H26V204H27V200H26ZM37 202H38V201H37ZM47 202H48V201H46V203H44V204H46V205L43 204L44 206H46V207L44 208V210H45V211H44L43 209L41 210V208H42L43 206H42V203L40 204V201H39V205H41V208H39V209L41 210V212H43V211H44V212H47V210H46V208H47ZM61 202H62V201H61ZM80 202H79V203H80ZM99 202H100V201H99ZM112 202H113V201H112ZM121 202H122V201H121ZM121 202L119 201V203H121ZM146 202H147V201H146ZM146 202H145V203H146ZM150 202H152V201L150 200L149 203H150ZM217 202H218V201H217ZM217 202L215 201L214 203H217ZM246 202H247V201H246ZM2 203L0 204L1 207L3 206ZM35 203H36V202H35ZM57 203H58V202H57ZM64 203H65V202H64ZM76 203H75V204H74V203L70 204V206H68L69 208H67V210L65 209L66 212L71 211V210H68V209H70V207H71V208L75 207V206H76ZM102 203H103V201H102ZM149 203H148V205H149ZM152 203H153V202H152ZM183 203H185V201H183ZM210 203H212V202H210ZM227 203H228V204H227ZM20 204H17L16 206L18 207V205H19V207L17 208V207L15 206V208H17V209H20V208H21V209H20L21 211H18V212H21V214H23V212L26 211V209L24 210L23 206L28 207V205H25L24 203H22V204H21L22 206H21ZM23 204H24V205H23ZM32 204H33V201L30 202V205H32ZM54 204H55V203H54ZM54 204H52L51 209H53L52 207H53ZM121 204H122V205H125V203H121ZM129 204H130V203H129ZM131 204L133 205V206L131 205L132 207H134V206L137 207V204H136V205H135L134 203H131ZM140 204H138V205H140ZM143 204H144V203H143ZM153 204H156V201H154ZM153 204H152V205H153ZM162 204H163V203H162ZM169 204H166V206L169 207V206H170ZM176 204H177V201H176ZM193 204H194V203H193ZM203 204H204V202L202 203V206H206V203H205L204 205H203ZM208 204H209V202H208ZM260 204H261V202H260ZM262 204H263L262 206L264 207V203H262ZM5 205H4L3 207H5ZM37 205H38V204H37ZM39 205H38V206H39ZM56 205H57V204H56ZM65 205H66V203H65ZM72 205H75V206H72ZM83 205H84V204H82L81 206H83ZM85 205H86V204H85ZM93 205H95V204H93ZM122 205H121V206H122ZM148 205L146 204V206H148ZM156 205H157V204H156ZM159 205H160V203H159L157 206H159ZM186 205H188V204L186 203L185 206H186ZM216 205H218V204H216ZM222 205H221V206H222ZM7 206H10V205L7 204ZM34 206H35V205H34ZM38 206H37V208H36V209H37L36 211H39ZM58 206H59V205H58ZM96 206H97V205H96ZM96 206H95V210H97V209H96ZM125 206H127V204H126ZM125 206H124V207H125ZM142 206L144 207V205H142ZM164 206H165V205H164ZM175 206L177 207L178 205H175ZM179 206H180V203H179ZM189 206H188V207H189ZM209 206H210V208H211V207L214 206V205H213V204H212V205L209 204ZM260 206H261V205H260ZM1 207H0V208H1ZM3 207H2V208H3ZM35 207H36V206H35ZM39 207H40V206H39ZM48 207H50V205H49ZM59 207H60V206H59ZM90 207H91V206H90ZM110 207H111V206H110ZM143 207L140 208V210L143 209ZM167 207H166V208H167ZM173 207H174V205H173ZM173 207L171 206L172 209H173ZM198 207H199V208H198ZM214 207H216V206H214ZM218 207H220V205H219ZM218 207H216V210H212V208H211V210L214 211V212H217V211L220 212V210H221V212H222L223 210H225V208H224L225 206H222L223 209L220 207V208H221L220 210H217ZM263 207H262V208H263ZM2 208H1V210H0V213H1V211H2L1 215H2V217L4 216L3 219H5L6 217H5L4 214H6L7 216H8V214H7L6 211H4V212H6V213H4V212H3V209L5 210V208H3V209H2ZM6 208H7V207H6ZM30 208H31L32 212H30V211L27 209L28 212H29L28 214H31V213H32L31 215H33V211H35V210L32 209V208H34V207L31 206ZM60 208H61V207H60ZM77 208L80 209V206H79V205L76 206V209H77ZM81 208H82V207H81ZM83 208H84V207H83ZM83 208H82V210H83ZM92 208H93V207H91V210H92ZM150 208H151V210H153L154 207L152 206V207H150ZM157 208H158V207H157ZM169 208H170V207H169ZM171 208H170V209L167 208L166 210L171 211ZM183 208H184L183 205H181V210L184 211ZM205 208H206V209H207V208L210 209L208 206H206ZM12 209H14L15 211L12 210ZM61 209H62V208H61ZM76 209H75V210H76ZM84 209H85V208H84ZM138 209H139V208H138ZM145 209H147V210H148L147 212L149 213V208L147 207V208H145ZM197 209H195V211H196ZM206 209H205V210H206ZM208 209H207V210H208ZM213 209H214V208H213ZM263 209H264V208H263ZM23 210H24V211H23ZM58 210H59V209H58ZM58 210H57V211H58ZM80 210H81V209H80ZM95 210H94V211H95ZM124 210H125V209H124ZM151 210H150V213H151ZM154 210H155V209H154ZM154 210H153V211H154ZM198 210H197V211H198ZM261 210H262V209H261ZM7 211H8V210H7ZM36 211H35V212H36ZM54 211H55V214H57L56 210H54ZM76 211H78V209H77ZM85 211H86V209H85ZM94 211H92V212H94ZM111 211H112V210H111ZM129 211H130V210H129ZM136 211H137V210H136ZM144 211H146V210H144ZM155 211H156V210H155ZM195 211H194V213H195ZM227 211H228V210H227ZM16 212H17V211H16ZM26 212H27V211H26ZM39 212H40V211H39ZM41 212H40V215H42ZM66 212L64 213V211H63V209H62V213H63V215H62L61 219L64 220V216H66V218H67V217H70V216H74L73 213H75V212H73V213L71 212V213H70V216H68L69 214H67ZM92 212L90 211L89 215H91ZM96 212H97V211H96ZM127 212H128V211L125 210V213H126V214H128ZM139 212H140V211H139ZM147 212H146V213H147ZM187 212H185V215H186V214H187V215L182 217V218H185V219H186L185 222H187L188 219H191V216H190V218H186V217L188 216L189 213L191 214V212H189V213H187ZM201 212H202V211H201ZM201 212L198 211V214H199V213L201 214ZM203 212H204V210H203ZM208 212H209V210H208L206 213H205V212L203 213V214H205L204 218H208V217H206V216H209V215H210ZM214 212H211V215L216 217L217 214H219V213H215L216 215H215V214H212V213H214ZM228 212H229V211H228ZM231 212H232V209H231ZM261 212H262V214H263V216H264V213H263L264 211L262 210ZM37 213H38V212H37ZM37 213H36V214H37ZM47 213H48V212H47ZM87 213H88V212H87ZM100 213H102V212H100ZM130 213H131V212H130ZM135 213H136V212H135ZM135 213H134V214H135ZM155 213H156V212H154L153 214H155ZM157 213H158V212H157ZM162 213H163V212H162ZM166 213H168V215H169V212H168V211H167ZM170 213H171V212H170ZM181 213H182V211H181ZM196 213H197V212H196ZM196 213H195L194 215H196V217H197L198 214H196ZM223 213H224V217L228 215V214H226L227 212L225 213L224 211H223L222 213H220V214H223ZM17 214H18V213H17ZM21 214H20V215H21ZM25 214H26V213H25ZM25 214H24V215H25ZM36 214H35V215H36ZM38 214H39V213H38ZM44 214H45V213H43V216H42V217L45 216ZM65 214H67V215H65ZM71 214H72V215H71ZM77 214H78V213H77ZM109 214H110V213H109ZM112 214H113V213H112ZM132 214H133V213H131L130 215H132ZM164 214H165V212L162 214V217H163ZM172 214H173V215H172ZM172 214H171V216L176 217V216L174 215V211L172 212ZM207 214H208V215H207ZM225 214H226V215H225ZM230 214H231V216L228 215L227 217H232V213H230ZM15 215H16V214H13V216H15ZM53 215H54V214H53V212H52L51 216L54 217ZM59 215H60V214H57V215H55V216L57 217V216H59ZM89 215H88V220H86V221H88V222H89V220H91V219H89V218L92 216V215H91V216H89ZM95 215H99V214H96V213H95ZM95 215H94V216H95ZM113 215H114V214H113ZM123 215H124V214H123ZM138 215H139V214H138ZM147 215H149V214H147ZM168 215H166V216L168 217ZM191 215H193V212H192ZM194 215H193V217H194V219H196V217H195ZM10 216H11V215H10ZM17 216H18V218H19L20 220L23 219V217L21 218V217H19V215H16V219H17ZM27 216H28V215H27ZM75 216H76V215H75ZM86 216H87V215H86ZM94 216H92V217H93L92 220L95 221ZM101 216H102V214H101ZM125 216H126V215H125ZM142 216H143V215H142ZM144 216H145V215H144ZM169 216H170V215H169ZM212 216H210V217H212ZM261 216H262V215H261ZM32 217H33V216H32ZM34 217H35V216H34ZM36 217H37V216H36ZM56 217H54V219H55ZM96 217H97V216H96ZM130 217L132 218V216H130ZM130 217H127V219H130ZM135 217H137V216H135ZM151 217L154 218L153 215H151ZM162 217H161V218H162ZM199 217H201V216H199ZM217 217H218V216H217ZM222 217H223V216H220V218H218L217 221H220V220H221V221H222V222H221L222 224H223V223L225 224L226 222L229 224V221H230V225H231V221H232V220H230V218L225 217V219H226V218L229 219V221H227V219H226V222H225V221H223V220H225L224 217H223V219H222ZM24 218H25V217H24ZM46 218H47V217H46ZM58 218H60V216H59ZM73 218H74V217H73ZM101 218H104V217L102 216ZM109 218H110V217H109ZM137 218H138V217H137ZM137 218H136V220H138ZM163 218H164V217H163ZM197 218H198V217H197ZM204 218L202 217L203 220H207V219H204ZM13 219H14V218L9 219V217L6 218V221L9 220V221L11 222V223L8 222V223H10V224H8L6 221L3 220V221L5 222V223H4L5 225H7V226L10 225V226H11V227L9 226L10 229L12 228V226H13V228H14V225L16 226V225H18V223H20V222H18V223L16 222L17 224H16V223H12V220H13ZM16 219H15V220H16ZM19 219H18V220H19ZM25 219H26V218H25ZM41 219H42V218H41ZM56 219H57V218H56ZM56 219H55V220H56ZM61 219H60V220H61ZM75 219H76V218H75ZM82 219H83V218H82ZM127 219H126L125 217H123V220H125L126 223H128V222H127V221H128ZM141 219H142V218H141ZM148 219H149V217H148ZM155 219H156V218H155ZM155 219H153L152 222H154ZM158 219H159V217H158ZM177 219H178V218H177ZM198 219H200V218H198ZM262 219H264V217H261V220H262ZM1 220H2V219H1ZM52 220H53V219H52ZM63 220H61L62 223H63ZM96 220H97V218H96ZM107 220L109 221L108 218H107ZM131 220H133V219H131ZM145 220H146V219H145ZM150 220H151V218L149 219V221H150ZM169 220H170V218H169ZM192 220H193V219H192ZM192 220H191V221H192ZM203 220H202V221H203ZM22 221H24V220H22ZM28 221H29V220H28ZM32 221H33V220H32ZM58 221H59V219L57 220V223H58ZM77 221H78V220H77ZM79 221H80V219H79ZM79 221H78V222H79ZM94 221H93V223H94ZM99 221H102V220L99 219ZM129 221H130V220H129ZM142 221H143V220H142ZM142 221H140V223H139V221H138L137 224L139 223V225H140ZM147 221H148V220H147ZM166 221H167V220L165 219V221H162V222H165V223H166ZM170 221H171V220H170ZM188 221H189V220H188ZM199 221H200V220H198V223H197V224H198V228H199V230H200L199 225L204 224V222H207L208 220H207V221H203V223H202V221H201V224H200ZM262 221H264V220H262ZM25 222H27V221H25ZM69 222H70V221H69ZM69 222H68V223H69ZM71 222H73V221H71ZM81 222H82V221H81ZM90 222H91V221H90ZM131 222H132V221H131ZM134 222H135V220H134ZM175 222H176V221H175ZM178 222H179V221H178ZM189 222H190V221H189ZM195 222H196V220H195ZM208 222H210V223H207V224L209 225V226H208V225H207V226H208V228H209V231L211 232L212 229H210V225H211L212 220H211V221H208ZM215 222H216V220H215ZM215 222H214V220H213V223H212V224H215ZM1 223H2V221H1ZM1 223H0V224H1ZM6 223H7V224H6ZM22 223H24V222H22ZM22 223H21V224H22ZM28 223H29V224H32L31 226L34 225V223H32V222H28ZM53 223H54V222H53ZM59 223H61V222L59 221ZM65 223H67V220H66V221L64 220V224H63L64 226L66 225ZM68 223H67V224H68ZM75 223H76V222H75ZM95 223H96V222H95ZM95 223H94V224H95ZM103 223H104V222H103ZM143 223H144V222H143ZM154 223H156V222H154ZM158 223H159V222H158ZM179 223H180V222H179ZM221 223H220V222H219V224L216 223V226H217V227H218V225L223 226ZM263 223H264V222H263ZM4 224L2 223V226L4 227L5 230H1V227H0V230H1L0 233H2V232L5 231V232H4V235L7 237V233H8V232L11 233V231H9L10 229H9L7 226H6L7 228H5ZM11 224H14V225H11ZM48 224H49V222H48ZM69 224H70V223H69ZM69 224H68V225H69ZM82 224L84 225L83 222H82ZM88 224H90V223H88ZM96 224L98 225L99 229L96 227V226H97V225H96V226H95V229H96L95 231L99 230L98 233H99L100 231H102V230L105 231V232L107 231V230H104L101 226H99V224L101 225V223H99V224L96 223ZM114 224H115V223H114ZM137 224H136V222H135V225H137ZM171 224H173V223H171ZM171 224H169V226H170ZM182 224H184V223H182ZM192 224H193V226L195 227L196 224L194 223V221L192 222ZM194 224H195V225H194ZM228 224H227V226H228ZM23 225H24V224H23ZM27 225H28V224H27ZM38 225H39V224H38ZM53 225H54V224H53ZM56 225H57V224H56ZM63 225H62L61 228H62V229H65V227H64ZM68 225H67V226H68ZM70 225H71V224H70ZM90 225H93V224H90ZM90 225H89V226H90ZM104 225H106V224L104 223ZM129 225H130V222H129ZM131 225L133 226V227L131 226L132 229H133V228H134L135 230L137 229V228L135 227V225H133V224H131ZM139 225H138V226H139ZM142 225H144V224H142ZM155 225H156V224H155ZM159 225H160V224H159ZM165 225H166V224H165ZM261 225H262V224H261ZM18 226H19V225H18ZM21 226H22V225H21ZM60 226H61V225H60ZM67 226H66V229H68V231H70V232H71V230H73L74 228H75L76 231H78V232L80 233V235H81L82 232H83V231L80 232L81 230L79 231V227L81 228L82 225L79 226V227H78L77 225H76L77 227H76V226L73 227V225H72L73 228H70L69 226H68V227H69V228H68ZM127 226H128V224H127ZM140 226H141V225H140ZM140 226H139L138 228H141V227H142V226H141V227H140ZM161 226H162V224H161ZM161 226H158V225H157V227L154 226V227L156 228L155 231H158V230L160 231V229L163 230L164 226H163L162 228H160ZM169 226L167 227L168 229L164 228V230H165L166 232H168L169 228H171L172 225H171L170 227H169ZM187 226H188V225H186V224H185V226L183 225V227H186L185 230H187V228H189V227H187ZM201 226H202V225H201ZM227 226H226V227H227ZM259 226H260V224H259ZM29 227H30V226H28V228H29ZM33 227H34V226H33ZM46 227H47V226H46ZM49 227H50V226H49ZM49 227H48V228H49ZM53 227H54V226H53ZM63 227H64V228H63ZM87 227H88V225H87L86 227H85V226L82 227V228H84V229H83V230H84L83 235L86 233V232H85V230H86L85 228H87ZM103 227L105 228V226H103ZM125 227H126V225H125ZM146 227H147V225L145 226V228H143V227H142V228H143V229H147ZM152 227H153V226H152ZM158 227H159V228H158ZM194 227H193V228H194ZM205 227H206V226H205ZM205 227L203 228V230H204V229L206 230L207 227H206V228H205ZM226 227H220V228H221L220 231L222 230V228L224 229V228H226ZM13 228H12V229H13ZM22 228H23V227H22ZM28 228L26 227V230H29ZM30 228H31V227H30ZM37 228H39V227H37ZM37 228L35 227V228H33V229L31 228V229H32L33 231H34V230L36 231ZM44 228H45V227H44ZM48 228H46V230H47ZM54 228H55L54 230H56L57 226H55ZM58 228H59V227H58ZM61 228H60V229H61ZM76 228H77L78 230H77ZM100 228H101V230H100ZM126 228H127V227H126ZM198 228H197V230H198ZM228 228H229V226H228ZM239 228H240V227H239ZM261 228H262V226H261ZM261 228L258 227V230L261 229ZM12 229H11V230H12ZM17 229H18V228H17ZM42 229H43V228H42ZM91 229H93V230L91 231ZM91 229H90V230H89V228L87 229L89 234H90L91 232L93 233V231H94V227H91ZM107 229H108V228H107ZM112 229H113V228H112ZM143 229H141V230L139 229V231L141 232ZM149 229H151V228H149ZM157 229H158V230H157ZM214 229H215V225H214V227H213V231H214ZM6 230H7L8 232H7ZM125 230H126V229H125ZM164 230H163L162 232H164ZM170 230L175 231V229H170ZM170 230H169V232H171ZM179 230H180V229H179ZM185 230H184V228H183V231H181L182 234H183L182 237L180 236L181 234L178 235L179 233L177 234L178 236H175V237H177V239H178V237L180 236L179 238H182V239H183V237L185 236V238L183 239V241L186 242V241H187V240H186V236H188V235H184L185 233H187V232H184ZM199 230H198V231H199ZM203 230H202V228H201L200 231L202 232ZM215 230L218 231V229H215ZM225 230H226V229H225ZM258 230H257V232H259ZM261 230H264V229H261ZM29 231H30V230H29ZM35 231H34V232H35ZM44 231H45V230H43V232H44ZM61 231H62V230H60V231H58V232H61ZM63 231H64L63 233H66V235L68 234V233H67V230H63ZM126 231H128V230H126ZM129 231H130V230H129ZM137 231H138V229H137ZM143 231H144V230H143ZM207 231H208V230H207ZM216 231H215V235H217V237L214 235V233H212V234L214 235V239H215V238L217 239L218 236H219V239H220L219 242H220V241H221V238H223L222 236L225 234V232L223 233V235H221V233H220L219 231H218V233H216ZM253 231H254V230H252V233H253ZM16 232H17V233H16ZM16 232H15V235H20V234H21V232L18 233L19 230H16ZM25 232L28 233L27 231H25ZM34 232H32L31 235H33ZM39 232H40V231H39ZM70 232H69V233H70ZM73 232H75V231L73 230ZM73 232H71V233H73ZM78 232H77V234L79 235ZM145 232H146V234H147L148 231L146 230ZM160 232H161V231H160ZM162 232H161V233H162ZM166 232H164L163 234H166V235L169 234L168 236L170 237V233H166ZM5 233H6V234H5ZM9 233H8V236H9ZM12 233L14 234V231H13ZM35 233L37 234V232H35ZM44 233H45V232H44ZM44 233H42V234H44ZM54 233H57V231L54 232ZM63 233H61V234H63ZM92 233H91L90 236L93 235V236H92L93 238H91V239H92L91 241L93 242V239H94V240L96 239V235H94V234H92ZM137 233H139V232H137ZM154 233H155V232H154ZM158 233H159V232H158ZM158 233H156V234H158ZM171 233H172V232H171ZM190 233H191V232H190ZM190 233H189V234H190ZM219 233H220V235H219ZM227 233L229 234V232H226V234H227ZM260 233H261V232H260ZM36 234H34V236L36 237V239H38V242H39L40 240L43 241V239L40 238L41 235H39V237H37ZM38 234H39V233H38ZM61 234L59 235V233H58V234H57L58 236H57L56 234H55V235H56V237H60ZM77 234H75L74 236H76ZM89 234H87V236L85 235V237H84L85 240H86V237H87V240H88V239L90 240V238H88V237H90V236H88ZM99 234H100V233H99ZM127 234H128V235H131L130 232H128ZM141 234H142V233H141ZM141 234H140V235H141ZM149 234H150V233H148L147 235H149ZM203 234H204V237H205V235L207 234V232L203 231L202 235H203ZM208 234H209V233H208ZM208 234H207V235H208ZM228 234H227V235H228ZM254 234H255V233H254ZM258 234H259V233H258ZM261 234H264V231H263ZM2 235H3V233L0 235V236H1V239H0V240H2V241L5 240L4 242H7L6 240H8V239H6L5 236H4L3 239H2ZM10 235H11V234H10ZM26 235H27V234H26ZM29 235H30V233H29ZM31 235H30V236H31ZM44 235H49V234H48V232H47V234L45 233ZM80 235H79V237H81V239H82L83 236H82V235L80 236ZM135 235H137V234H135ZM135 235H134V236H135ZM171 235H172V234H171ZM192 235H193V234H192ZM200 235H201V233H200ZM207 235H206V236H207ZM20 236H21V235H20ZM20 236H19V237H20ZM67 236H68V235H67ZM132 236H133V235H132ZM134 236H133V237H134ZM160 236H161V235H160ZM173 236H174V235H172V237H173ZM194 236H198V235H194ZM194 236H193V237H194ZM224 236H225V235H224ZM252 236H253V235H252ZM255 236H256V235H255ZM262 236L264 237V235H262ZM9 237H10V236H9ZM9 237H7V238H9ZM11 237L13 238V241H12V242L14 243V241H16V240H14L13 235H11ZM17 237H18V236H17ZM28 237H29V236H28ZM28 237H26V242H28V240H29L30 238H31L30 240L33 239L32 236L29 237V238H28ZM43 237H44V236H43ZM46 237H47V236H46ZM63 237H64V236H63ZM79 237H77V236L74 237V238L77 239L76 241H75V239H74L73 241L71 240V241L73 242V244L76 243V242H77V244H79V242H80ZM97 237L99 238L98 235H97ZM113 237H114V236H113ZM113 237H111L113 243H114V241H117V240L119 239V240H118L119 242H118V241L115 242L116 245H117V243H120V245H121V243H123V245H124V241H125V239H127V241H128V238H129V237L127 238V235H125V239H124V241H123V239H121V238H118V239L116 240V239H115L116 237H114V239H113ZM161 237H163V236H161ZM193 237H190V238L192 239ZM15 238H16V236H15ZM23 238H25V237L23 236ZM39 238H40V239H39ZM60 238H61V237H60ZM64 238H65V237H64ZM71 238L73 239V237H71ZM84 238H83V239H84ZM100 238H101V236H100ZM111 238H110V239H111ZM148 238H149V237H148ZM164 238H165V237H164ZM166 238H167V237H166ZM196 238H198V237H196ZM196 238H195V239H196ZM206 238H207V239H208V238H209V239H212L213 237L210 238L209 236H207V237H205V239H206ZM230 238H231V237L229 236V237L227 238V241H228V240H229V241L232 240V239H230ZM256 238L258 239L257 236H256ZM10 239H11V238H10ZM17 239H18L17 241H19V242H20L21 240L24 241V239H21V238H17ZM27 239H28V240H27ZM36 239L34 238V241H35V242H36ZM46 239H47V238H46ZM56 239H57V238H56ZM67 239H68L67 242H69V239H70V238H67ZM67 239H65V242H66ZM83 239H82V240H83ZM110 239H108V240L111 241ZM130 239H131V236H130ZM130 239H129V241H130ZM132 239H133V238H132ZM142 239H143V238H142ZM168 239H169V238H168ZM168 239H166V240L168 241ZM177 239L175 238V244L179 241V239H178V241L176 242ZM193 239H194V238H193ZM193 239L191 240V242L193 241ZM195 239H194V241H195ZM216 239H215V240H216ZM259 239H260V238H259ZM89 240H88V241H89ZM100 240H102V239H100ZM100 240L98 239V241H100ZM106 240H107V239H104V241L102 240V241H103V244H104V242H107ZM120 240H121V242H120ZM133 240H134V239H133ZM139 240H140V239H139ZM145 240H146V241H145ZM145 240H144V241L147 242L149 239H145ZM150 240H151V239H150ZM164 240H165V239H164ZM169 240H170V239H169ZM172 240H173V239H172ZM215 240H211V241H212L211 243H210V240L207 241V242H209L210 244H212L213 241H215ZM225 240H226V239H225ZM225 240H224V241H225ZM2 241H0V242H2ZM47 241H48V240H47ZM47 241H46V242L44 241L45 243H44V242H43V243H41V242L38 243V242H37V243H38L37 245H39V244H43V247L45 246V251L47 250V252H48V253L45 252V254H44V253H41V254H43L41 258H40V255H41V254L39 253V251L37 252V251H33V250H32L33 252H36V253H33V255H34V254L37 255V254L39 253V254H38V257H39L40 260H39V259L37 258V256H36V258L39 260V264H41V263L44 264L45 261H47V260H45L44 262H41V261H43V259H45L46 256H47L48 254H51L52 252L54 253V250H55V252H56V250H57L55 247H54L55 249L52 247V245H51L52 242H48V243H47ZM59 241H60V243H62V240H59ZM78 241H79V242H78ZM91 241H90L89 243H91ZM122 241H123V242H122ZM129 241H128V242H129ZM131 241H132V240H131ZM137 241H138V240H137ZM152 241H153V240H152ZM167 241H166V242H167ZM183 241L181 240L182 243H183ZM194 241H193V242H194ZM217 241H218V239H217ZM217 241L215 242V244L217 243ZM222 241H223V240H222ZM227 241H226V242H227ZM229 241H228L227 243H229ZM260 241H262V240H260ZM263 241H264V240H263ZM83 242H84V241H83ZM95 242L97 243L96 240H95ZM132 242H133V243H131V244H132V247H133L134 245H139L138 242H134V241H132ZM154 242L156 243L155 245H154V244H151V245H150V246L154 245V246H152V247H153L152 250H151L152 247L149 248L151 251L154 252L155 250H157V249L155 248V246H156V247L158 246L159 248L161 247V249H162V248L164 249V246L162 247V245L159 244V240H158V242H157V240H155ZM154 242H153V243H154ZM162 242H164V241H163L162 238H161V243H162ZM169 242H170V241H168L167 243H169ZM173 242H174V240H173ZM219 242H218V243H219ZM226 242H224V244H222L223 242H221V243H219V244L225 245ZM243 242H244V241H243ZM8 243H9V242H8ZM22 243H24V242L21 241V244H22ZM28 243H29V242H28ZM46 243H47L48 246H49V245L51 246V247L49 246L50 249H51V248L54 249V250L51 251V253H49V252H50L49 248H46V247H48V246H47V245H44V244H46ZM50 243H51V244H50ZM60 243H59V244H60ZM89 243H88V244H89ZM111 243H112V242H111ZM111 243H110V244H111ZM113 243H112V244H113ZM126 243H127V242H126ZM137 243H138V244H137ZM141 243H143L142 240H141ZM141 243H140V245H139V246H141V248H142L143 246H144V249L147 248V247H145V246H147V245H145L146 243H145V244H141ZM167 243H166V244H167ZM179 243H180V242H178V244H179ZM196 243H197V242H196ZM201 243H202V242H201ZM204 243L206 244V242H204ZM209 243H207V244H209ZM218 243L216 244L217 246L219 245ZM227 243H226V244H227ZM233 243H234V242H233ZM233 243H230L229 245H231V244H233ZM2 244H3V243H2ZM10 244H12V243H10ZM26 244H27V243H26ZM66 244L69 245V243H65V244H63V245H66ZM88 244H87V242H86V246H85L86 248H84V250L87 251L86 253H88V255H89V253H91V252H88V248H87V247H88ZM107 244H108V243H107ZM115 244H114V245H115ZM149 244H150V243H149ZM163 244H165V243H163ZM171 244H172V242H171ZM180 244H181V243H180ZM199 244H200V243H198V244H196V245H198V246H200V245L202 246V245H203V244H200V245H199ZM205 244H204V245H205ZM210 244H209V245H210ZM215 244H214V243L212 244L213 247H212V245H210L211 247H210L209 245H208L209 247H208L207 245H206L207 247H203L204 245L202 246V249H204V248H208V249H206V250H207V253L209 252V249H210L211 252H209V253H210V255H208L209 257L211 256V253H212V252L217 253V251H219L218 255L215 254L214 256H215V257L220 256V257L223 258L222 255L227 254V252H228V253L230 252V251H228L227 249L223 251V249H224L223 247H221V249L223 248L222 250H221L220 248H219V249H220V250H219ZM259 244H260L261 247L263 246V243H262V242L259 243ZM33 245H34V244H33ZM96 245H97V244H96ZM96 245H95L94 247H96ZM114 245H113V246H114ZM116 245H115V247H116ZM129 245H130V244H129ZM142 245H143V246H142ZM160 245H161V246H160ZM176 245H177V244H176ZM185 245L188 246V245H190V244L187 243V244H185ZM192 245H194V244L192 243L190 246L192 247ZM196 245H194L193 247L195 248ZM214 245H215L216 247H215ZM222 245H219L218 247H220V246H222ZM229 245H227V247H226V246H224V247L229 248ZM8 246H9V245H8ZM22 246H23V244H22ZM26 246H27V245H26ZM28 246L30 247V245H28ZM31 246H32V245H31ZM69 246H72V245H69ZM74 246H75V245H74ZM78 246H82V245H77V246H75V247H78ZM97 246H98V245H97ZM103 246H104V248L106 247V245H103ZM111 246H112V245H111ZM117 246H118V245H117ZM139 246H138V247H139ZM181 246H182V244H181ZM186 246H184V247H186ZM198 246H196V247H198ZM232 246H235V244L232 245ZM239 246H240V245H239ZM254 246H255V245H254ZM29 247H28V248H29ZM34 247H36V246H34ZM40 247H41V246H40ZM40 247H39V248H40ZM63 247H64V246H63ZM65 247H66V246H65ZM67 247H68V246H67ZM75 247L72 246V248H75ZM120 247H122V245H121ZM120 247L118 246V247H116V248L121 249ZM128 247H129V246H128ZM128 247H127V248H128ZM132 247L130 246V248H128V249L131 250ZM148 247H149V245H148ZM158 247H157V248H158ZM170 247H171V246H168V248H170ZM173 247H174V243H173V245H172L171 248H173ZM175 247H176V246H175ZM178 247H179V246H178ZM184 247H183V248L181 247V248L184 250V249H185ZM188 247H189V246H188ZM191 247H190V248H191ZM214 247H215V249H216L217 251H216L215 249H214L215 251L212 249V248H214ZM255 247H256V246H255ZM26 248H27V247L24 248L25 251H26ZM28 248H27V249H28ZM32 248H33V246H32ZM69 248H70V247H68L67 249H69ZM72 248H71V249H72ZM80 248H81V247H78V248H77V251H76V248H75V249H72V250H75L74 252H78V251H79L78 249H80ZM89 248H91V247L89 246ZM98 248L100 249V247H98ZM101 248H102V247H101ZM159 248H158V251L160 252V249H159ZM186 248H187V247H186ZM190 248H189V249L187 248L188 251L193 249V248H191V249H190ZM199 248H200V247H199ZM233 248L236 249L235 247H233ZM263 248H264V247H263ZM30 249H31V248H29L28 250H30ZM33 249H35V248H33ZM36 249L38 250V247H37ZM36 249H35V250H36ZM40 249H42V248H40ZM95 249L99 251V249H97V248H95ZM106 249H110V248L107 247V248H105V250H106ZM149 249H148V251H149ZM163 249H162V250H163ZM179 249H180V248H178V250H179ZM187 249H186V252H187ZM196 249L199 251L198 248H196ZM202 249L200 248V250H202ZM234 249H232V250H234ZM255 249H257V248H255ZM11 250H12V249H11ZM43 250H44V248H43L42 250H40V251L44 252ZM84 250H83V252H84ZM117 250H118V249H117ZM117 250H116V251H117ZM136 250H137V249H136ZM145 250H146V249H145ZM162 250H161V252L163 253ZM164 250H166V249H164ZM197 250H196V251H197ZM204 250H205V249H204ZM230 250H231V248H230ZM25 251L22 250V252H24V254H25ZM32 251H30V252H32ZM60 251H61V250H58V253H60ZM66 251H67V250H66ZM90 251H92V248L90 249ZM127 251H129V250H127ZM133 251H134V250H132V251H130V252L133 254ZM148 251H147V253H148ZM175 251H176V250H175ZM180 251H181V250H180ZM193 251H194V249H193ZM196 251H194V254H195V255H194V258H193V256H190V257H192L193 259H195V258L198 256L199 252H200V251H199V252L197 251V252H198V254H197V253H195ZM220 251H223V252L227 251V252H225L224 254L221 255L222 252H220ZM235 251H236V252H235V255H236L237 250H235ZM240 251H241V250H240ZM26 252H27V251H26ZM67 252H69V251H67ZM80 252H81V250L79 251V253H80ZM123 252H126V250H125V251L123 250L122 253H123ZM134 252H135V251H134ZM137 252H138V251H137ZM140 252H141V251H140ZM153 252H151V253H152V254H158V252H156V253H155V252L153 253ZM165 252H166V253H171V251H169V250L164 251V254H163L164 257H166L165 255H169V254H165ZM176 252H177V251H176ZM184 252H185V251H184ZM184 252H178L176 258H178L180 255H183V254L185 255L186 253H184ZM190 252H191V251H190ZM190 252H189V254H190ZM46 253H47V254H46ZM69 253L72 254L73 259H74L75 257L77 258V256H75L76 253H74V254L71 253V252H69ZM69 253H68V255H67L68 257L70 256ZM81 253H82V252H81ZM93 253H94V251H93ZM126 253H127V252H126ZM128 253H129V252H128ZM135 253H136V252H135ZM135 253H134V254H135ZM138 253H139V252H138ZM200 253H201V252H200ZM232 253H233V251H232ZM232 253H230L229 255H231ZM255 253H256V256H257V255H258V254H257L258 252H255ZM22 254H23V253H22ZM55 254H57V252L54 253V256H55L57 259L59 258L58 261H55L56 258H55L54 256L51 257V255H49L50 257L47 256V258H51L50 260H49V259H48V260H49V261L53 260V262L55 261L54 263L57 264V262L59 263V260L61 259L62 256H60L61 253L58 254V255H55ZM77 254H78V253H77ZM77 254H76V255H77ZM95 254H96V252H95ZM115 254L118 255L117 253H115ZM152 254L150 255V257L152 256ZM172 254H173V253H172ZM178 254H180V255L178 256ZM192 254H193V252H192ZM205 254H206V253H204V255H205ZM212 254H213V253H212ZM219 254H220V255H219ZM244 254H245V253H244ZM260 254H261V253H259V255H260ZM26 255H27V254H26ZM26 255H25V257H27V256H28V257H29V256L31 257L32 254L30 253V255H29V253H28V255H27V256H26ZM44 255H45V256H44ZM97 255L99 256V253H98V252H97ZM116 255H115V256H116ZM129 255H130V253H129ZM135 255H136V254H135ZM146 255H148V254H146ZM184 255L182 256L181 259H180L181 256L179 257V259L181 260V262H183L182 259H183V257H185ZM187 255H188V254H187ZM200 255H203V253L200 254ZM227 255H228V254H227ZM245 255H246V254H245ZM259 255H258V256H259ZM263 255H264V254H263ZM59 256H60V257H59ZM72 256H71V257H72ZM82 256H83V255H82ZM123 256H124V255H123ZM125 256H127V254H126ZM136 256H139V255H136ZM158 256H159V254H158ZM160 256H162L161 253H160ZM160 256H159V257H160ZM169 256L172 257V256H174V255H169ZM169 256H167V257H169ZM195 256H196V257H195ZM253 256H254V255H253ZM23 257H24V256H23ZM28 257H27V258H28ZM43 257H45V258H43ZM71 257H70V258H71ZM119 257H120V256H119ZM119 257H117V258L120 259ZM127 257H130V256H127ZM127 257H126V258H127ZM132 257L135 258V261H134V262H136V260H138V257L136 258V257H134V255H133ZM155 257H156V255H155ZM171 257H170V258H171ZM174 257H175V256H174ZM205 257H206V256H205ZM212 257H213V256H212ZM212 257H211L212 260H211L210 258L206 257L205 261H204V258H203V257H201L200 259L196 258V259H198V260H196V261L194 262V264H207L209 259H210V260H209V263H210V261H213V259H214V257H213V258H212ZM220 257H219V258H220ZM224 257H225V256H224ZM230 257H231V256H230ZM232 257H233V255H232ZM232 257H231V258H232ZM237 257H238V255L236 256V258H237ZM244 257H245V256H244ZM246 257H247V256H246ZM248 257H249V256H248ZM27 258H26V259H27ZM54 258H55V259H54ZM70 258H69V259H70ZM85 258H87V255H86V254H85L84 257H81V256L78 255V258H77L76 260L79 259L78 262H81V259H83V262H86V261L89 262L88 260L85 261V260H84ZM90 258H91V257H90ZM103 258H104V257H103ZM124 258H125V257H124ZM126 258H125V260H128V259H129V258H128V259H126ZM144 258H145V257H143V259H144ZM153 258H154V256L152 257V259H150V258L147 256V260H145L146 264H148L149 261H150L149 264H151V262H153L154 260L157 261V259H158L157 257H156L155 259H153ZM170 258H167V259L171 260V262H172L173 258H172V259H170ZM192 258H191V260H192ZM222 258H220V259H222ZM226 258H227V257H226ZM233 258H235V256H234ZM236 258H235V259H236ZM238 258L240 259V257H238ZM250 258H251V257H250ZM13 259H14L13 261L16 260L14 257H13ZM18 259H20V258H18ZM23 259H24V258H23ZM33 259H34V257H33ZM37 259H36V262H35V260H34V261L32 260V263L35 262L36 264H38V263H37ZM57 259H56V260H57ZM69 259H68V260H69ZM87 259H88V258H87ZM104 259H105V258H104ZM106 259H107V258H106ZM111 259L113 260L114 258H111ZM122 259H123V257H121L120 260L122 261ZM140 259H141V258H139V260H140ZM143 259L140 260V261L143 262ZM161 259L163 260V258H161ZM174 259H175V258H174ZM179 259H175V261L177 260L176 262H178V261H180ZM187 259H189V258H186V261H188V263H190V259H189V260H187ZM201 259H203V260H201ZM220 259H218V260H220ZM228 259H229V258H227L226 260H224V258H223L222 261H224V262H222L221 264H224L225 262H227ZM239 259H236V260L238 261ZM259 259L262 261L261 258H259ZM2 260H3V259H2ZM10 260H11V259H10ZM30 260H31V259H30ZM30 260L27 259V261H29V262H30ZM74 260H75V259H74ZM108 260H109V259H108ZM112 260L109 261V262H112ZM125 260L123 259V261H125ZM131 260H132V259L130 258V260H129V261H126V263H128V262L130 263ZM148 260H149V261H148ZM151 260H152V261H151ZM158 260H159V259H158ZM162 260H161V261H162ZM164 260H165V258H164ZM164 260H163L162 262H164ZM183 260H184V259H183ZM218 260H217V261H218ZM241 260H242V258H241ZM24 261H25V260H23V262H24ZM27 261H25V262H27ZM49 261H47V262H49ZM62 261H63V259H62ZM90 261H91V260H90ZM114 261H115V259L113 260V262H114ZM116 261H117V260H116ZM116 261H115V262H116ZM118 261H119V260H118ZM159 261H160V260H159ZM161 261H160V262H158V261H157V262H154L153 264H155V263L162 264ZM166 261H167V260H166ZM166 261H165L164 263H166ZM175 261L173 260L174 263H173V262H172V263L175 264V263H176ZM184 261H185V260H184ZM186 261L184 262V264H185V263L188 264ZM217 261L215 260V261H214V262H215L214 264H217V263H218ZM231 261H232V260H231ZM233 261H234V260H233ZM237 261H236V262H237ZM243 261H244V260H243ZM255 261H256V260H255ZM263 261H264V259H263ZM40 262H41V263H40ZM51 262H52V261H51ZM92 262H93V261H92ZM92 262H91V263H92ZM132 262H133V261H131V263H132ZM134 262H133V263H134ZM145 262H144V263H145ZM147 262H148V263H147ZM168 262H169V261H168ZM168 262H167V264H171L170 262H169V263H168ZM181 262H180L179 264H181ZM216 262H217V263H216ZM220 262H221V261H220ZM220 262H219V263H220ZM236 262H233V263H232V262H230V259H229V261H228L227 263H228V264H229V263H231V264H236ZM246 262H247V261H246ZM13 263H16V264H17L18 262L16 261V262H13ZM13 263H9V264H13ZM19 263H21V262H19ZM27 263H28V262H27ZM32 263H31V264H32ZM54 263H53V264H54ZM81 263H82V262H81ZM91 263L89 262V264H91ZM117 263H118V262H117ZM119 263H120V261H119ZM123 263H125V262H123ZM240 263H241V261H238V264H240ZM243 263L245 264V262H242L241 264H243ZM23 264H25V263H23ZM47 264H48V263H47ZM49 264H50V262H49ZM51 264H52V263H51ZM59 264H65V263H64V261H63V263H59ZM70 264H71V263H70ZM82 264H85V263H82ZM87 264H88V263H87ZM121 264H122V263H121ZM135 264H136V263H135ZM141 264H142V263H141ZM176 264H178V263H176ZM225 264H226V263H225ZM247 264H249V263L247 262Z\"/></svg>",
    "mask_w": 264,
    "mask_h": 264
}]
</instances>
